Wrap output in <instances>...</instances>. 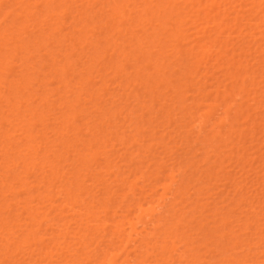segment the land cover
Listing matches in <instances>:
<instances>
[{
	"label": "bare ground",
	"instance_id": "6f19581e",
	"mask_svg": "<svg viewBox=\"0 0 264 264\" xmlns=\"http://www.w3.org/2000/svg\"><path fill=\"white\" fill-rule=\"evenodd\" d=\"M12 1H13V2L10 4L11 0H0V9L2 8V6L6 5V7L4 6V8H5V12H6V13L2 14L3 16H2L1 13H0V15L2 16L1 19H0V83H12L13 85H16V84H14V83H17V85H18V83H20V84H21V83H24V85H25V84H28V83H33V78H34L33 76H34V75H32V74L35 73V72H34L35 70H36V77L38 76V77L40 78L39 83H55V82H56V83H62V84H63V83H71V80H70V79H72V83H87V82L89 81V79L91 80V76L93 77V75H94L93 73L96 71V70H94L93 68L96 69V67H97L96 63H95L96 66L94 67V62H97V61L94 60V59H97V60L99 61V63L102 62V61L100 62V60H99V59H100V56H98L99 54H98V53H95V51L92 52V56L89 58L90 61L92 60V62H91V64L88 65V66H85L86 64H84V63H87V62L79 63V64H77V62L74 63V61L77 60V59H78L79 61H81V57H79V56H80V55H81L82 57L85 56L84 54L87 53V52L89 51L88 47H89V46L91 47V45H90L91 42H88V43H87V41H89V40H87V38H88V34H86V37H85V38H84V36H85V35H84V36H83V40H81L82 38H81L80 36H81L82 34H81L80 32H78V31H80L81 28H82L80 25L83 26V29H84V30H85V28H86V29H89L90 32H88V33H91V28L93 29V26L95 25V24H93V26L90 25L91 27L89 28V27H87L88 25H87L86 23H85V24H86V25H85L84 23H82V22H78V21H77L82 15H84V14H88V13H86V12H82V11L84 10L83 7H82V6H84V5H83L84 3L82 4V6L79 5L80 7H82L81 10L79 9V10L81 11L80 13H79V12L77 11V9H76V13H75V15H74V13H72V14L70 15L71 17H74V18H75V16L77 17V13H78L79 18H77V19L75 20V22L77 21V22L80 24L79 27H81V28H80V30H79L78 23H76L77 26H76L75 23L72 25V23H71L72 18H70L69 16H67V18H66V20H70V19H71V20L69 21L70 24H69L67 21H65V19H63V18H64V13H63L62 16L59 15V18H58V14L61 13V12H60V10H61L60 7H61V6H60V4H59V1L56 2V0H33V1L26 0V2H25L24 4H22V5H19L18 1L16 2V0H15V1L12 0ZM19 1L21 2V0H19ZM24 1H25V0H24ZM24 1H22V2H24ZM66 1L69 2V0H63V2H64L63 4L66 3V4H65L66 6H64V8H65V7H68V6H72V7H73V3H71V2H76V0H70V3H69V5H68V2H66ZM77 1H78V0H77ZM84 1H85V0H80V2H84ZM98 1H99V0H98ZM107 1H109V0H107ZM112 1H113V0H112ZM112 1H111V2H112ZM121 1H122V0H121ZM134 1H135V0H131V3L133 2V3H132L133 5L135 4ZM146 1H147V0H146ZM149 1H150V0H149ZM154 1H155V0H154ZM156 1H157V0H156ZM156 1H155V2H156ZM158 1H159V0H158ZM161 1H162V0H161ZM170 1L172 2V0H163V3H164V2H165V3L168 2L167 4H170ZM173 1H174V0H173ZM177 1L180 2L179 0H177ZM183 1H184V0H183ZM188 1H189V0H187V2H188ZM213 1L216 2V3L218 2V0H213ZM229 1H231V0H229ZM232 1H233V0H232ZM234 1L236 2V0H234ZM234 1L231 2V3H234ZM238 1H239V0H238ZM244 1H246V0H244ZM244 1H243V0L240 1L241 5H239V6H241V7H240V8L238 7L239 9H242V8H243V7H242V6H243L242 4H244ZM253 1H255V0H248V2H250V3L252 2V4H253V3L255 4V2H256L257 0H256L255 2H253ZM259 1H260V0H259ZM103 2H104V0H103ZM103 2H101L102 5H103ZM114 2H115V1H114ZM114 2H113V3H114ZM119 2H120V1H119ZM125 2H126V1H125ZM128 2H129V0H127V3H128ZM136 2H137V1H136ZM141 2H142V1H141ZM159 2H160V1H159ZM184 2H185L184 5H186V0H185ZM189 2L193 3V4H190V6H189L190 8H192V7H193V8L190 9V10H191V11H190L191 13H190V15H187V17H188V16L190 17V16L192 15V13H193L192 10H193V9H194L193 11H197V10H198L197 8H199V10H201V11L199 12V14L202 12V9H200V6L202 5V4H200V0H199V3H197V5H196L195 8H194V5H195V4H194L193 0H191V1H189ZM201 2L203 3V0H201ZM210 2H212V0H211ZM214 2H213V4H214ZM224 2H225V0H223V3H224ZM260 2H261V1H260ZM16 3H18V4H16ZM77 3H78V2H77ZM77 3H75L74 6L77 5ZM85 3H89V1L86 0ZM96 3H97V2H96ZM122 3L125 4L124 2H122ZM152 3L155 4L154 2H152ZM165 3H164V4H165ZM219 3H221V2H218L217 4H219ZM226 3H228L227 6H224V5H226L225 3H224V5H222V3H221V4H219V6L222 5V6H223V7L221 6L222 8H224V7H228V6L231 7V8H233V7L235 8V6H236V5L238 6V4H239V2H238V4H237V2H236V3H234V5H233V7H232L231 4H230V2H227V0H226ZM246 3H247V1H246ZM246 3H245V4H246ZM70 4H72V5H70ZM91 4H92V5H95V4H93L92 2H91ZM108 4H109V3H108ZM111 4H112V3H111ZM116 4H117V3H116ZM116 4H114V6H116ZM147 4H148V3H147ZM150 4H151V3H150ZM158 4H161V3H158ZM167 4H166V5H167ZM180 4H181V2H180ZM198 4H199V5H198ZM235 4H236V5H235ZM254 4L252 5L253 8H254V6H255ZM256 4H257L256 9H257V8H260V7H259V6H260L259 3H256ZM15 5H16L17 8L19 7V10H18V9H16V10L14 9V8H16ZM17 5H19V6H17ZM67 5H68V6H67ZM129 5H130V4H129ZM138 5H139V4H138ZM138 5H137V4L135 5V6H136V10H138V8L141 9L140 7H137ZM142 5H143V4H142ZM166 5H165V6H166ZM176 5H178V4H176ZM176 5H175V6H176ZM182 5H183V4H182ZM182 5H181L180 7L183 8ZM188 5H189V4H188ZM191 5H192V6H191ZM215 5H216V4H215ZM247 5H248V3H247ZM13 6H14V7H13ZM79 6H77V7H79ZM89 6H90V5H89ZM89 6H88V7H89ZM119 6H121V4H120ZM125 6H126V5H125ZM139 6H140V5H139ZM162 6H163V5H162ZM162 6H161V7H162ZM165 6H164V7H165ZM168 6H169V5H168ZM168 6H167V7H168ZM171 6H172V5H171ZM178 6H179V5H178ZM178 6H177V7H178ZM216 6H217V9H218V8H219L218 5H216ZM252 6H251V7H252ZM12 7H13V9H14L15 11H13V10L11 9ZM85 7H86V6H85ZM91 7H92V6H91ZM95 7H96V6H95ZM100 7H103V6H100ZM108 7H109V6H107V10L109 11ZM142 7H143V6H142ZM145 7H147V8L149 9V5H148V6L145 5ZM145 7H143V8H144V9H143V10H144V11H143L144 13H143V12H140L141 10H140L139 12L145 14V15H146L145 18H147V20H148V17H147V15H148V14H147V11H149V13H151V11L148 10V9H146ZM151 7H152V4H151ZM153 7H154V6H153ZM164 7H163V8H164ZM169 7H170V6H169ZM169 7H168V8H169ZM229 7L226 8V9H229ZM245 7H246V6H245ZM247 7H248V6H247ZM261 7H264V6H261ZM59 8H60V9H59ZM89 8H90V7H89ZM110 8H111V6H110ZM118 8H119L118 10H120V7H118ZM128 8H129V7H128ZM131 8H133L132 5H130V8H129L130 11L132 10ZM156 8H158V7L156 6ZM165 8H166V7H165ZM175 8H176V7H175ZM175 8H174V9H175ZM178 8H179V7H178ZM182 8H181V10L186 14L188 11H187L186 9L183 10ZM202 8H203V11L205 10V12H202V14H200L199 20L202 19V17H205V16H206V15H203V14H205V13L207 12V11H206L207 8H204V6H202ZM222 8H221V9H222ZM234 8H233V9H234ZM249 8H250V7H249ZM249 8H248V9L246 8V10H245V9H242V10H243V11L241 10L242 12H241V11H238V12H241V14H242V13L245 11V12L247 13V11L249 10ZM2 9H3V8H2ZM2 9H1L0 12H2V11L4 10V9H3V10H2ZM10 9H11V12H10ZM65 9H67V8H65ZM70 9H71V8L68 7L67 10H70ZM87 9H88V8H87ZM101 9H102V8H101ZM104 9H105V8H104ZM111 9H112V8H111ZM111 9H110V10H111ZM133 9H135V8H133ZM154 9H155V8H154ZM161 9H162V8L159 7V10H161ZM166 9H167V8H166ZM176 9H177V8H176ZM187 9L189 10L188 7H187ZM195 9H196V10H195ZM219 9H220V8H219ZM219 9H218V11L221 12V10H219ZM224 9H225V8H224ZM233 9H232V10H233ZM261 9H262V8H261ZM8 10H9V12H8ZM58 10H59V11H58ZM71 10H72V9H71ZM71 10H70V11H71ZM88 10H91V9H88ZM92 10H93V12H94V9H93V8H92ZM146 10H147V11H146ZM159 10H158V11H159ZM170 10H173V9L171 8ZM178 10H179V9H178ZM185 10H186V11H185ZM207 10H208V9H207ZM235 10H236V9H235ZM237 10H238V9H237ZM237 10H236V11H237ZM253 10H255V8H254ZM84 11H85V10H84ZM102 11H103V10H102ZM102 11H101V12H102ZM154 11H156V10H154ZM158 11H157L156 14H158ZM163 11H164V10H162V12H163ZM208 11H209V10H208ZM224 11L226 12V10H224ZM224 11H222V12L225 13ZM249 11H251V9H250ZM249 11H248V14H246L245 16L248 15V17H249V15H250V18H249V19H251L252 16L255 17L254 15H256V14H254V13L258 12L259 10H258V11L256 10V12L254 11V13L252 12V15H251V13H249ZM261 11H264V9H262ZM58 12H59V13H58ZM62 12H63V11H62ZM89 12H90V11H89ZM95 12H97V11H95ZM103 12H104V11H103ZM103 12H102V14H103ZM111 12H112V11H111ZM117 12H118V11H117ZM119 12H120V11H119ZM119 12H118L117 14H119ZM131 12H133V10H132ZM134 12H136V11L134 10ZM134 12H133V13H134ZM162 12L160 11V12H159V15H158V18L160 17V19H161V18L163 19L162 15H164L165 13H166L165 15L168 14V13H167V10H166V12L163 13V14H162ZM170 12H171L172 14H171ZM173 12H174V10H173V11H169V15L171 14V17L168 15L169 20H170V19H173L172 16H175L176 14H178L177 11H176V14H175V15L173 14ZM197 12H198V11H197ZM220 12H218V14H219ZM222 12H221V14H222ZM227 12H228V16H229L230 9H229ZM227 12H226V15L223 14V15H224V17H223L224 19H223V20H225V22H226L227 19H228V18H227ZM238 12H234V13L236 14V15H235L236 18H234V16H232V15H234V14H233V11L230 12V15L232 16V17L229 16V18H231V22H232V20L234 21V19H235V20L238 19V15H237ZM67 13H69V12H67ZM121 13H122V12H121ZM126 13H127V12H126ZM179 13H180V12H179ZM231 13H232V14H231ZM262 13H264V12H262ZM51 14H52V15H51ZM54 14H55V15L57 14V16H56L55 18H56V19H57V18L59 19V23H60V22H62V24L66 23V24H64L65 26H68V27H66V29L69 28L70 25H72V27H71V30H72V31H69L70 29H67V30L70 32L69 37H67V38H68L67 40L69 41V39H71V40L69 41L70 43H71V41H73L72 44H71L73 50H72V52H71V51H68V52H67V51H64V53H61L62 55H64V57H61V55H60V52L62 51L63 46H62V48H60L61 45H60L59 43H58V44L60 45L59 48H60L61 50L59 49V50H60V51L58 52L59 55H58V53L56 54V52L58 51L56 48H58V46H59V45L57 44V42L60 41V39H61V37L58 36V35H61V36L64 35V36L66 37V35L68 36L67 33H69V32L66 31V30L63 31V29H61V30L63 31V32L61 31L62 34H63V35H62L61 32H60L59 30H57V29H58V26H60V25L57 26V24H59L58 21H57V22H52L53 19H55V18H51V17H49V21H51V22H50V23L48 22V18H47V17H48V16H53ZM93 14H94V13H93ZM106 14H107V12H106ZM106 14H103V15H106ZM108 14H109V13H108ZM111 14H112V13H111ZM111 14H110L109 16H111ZM113 14H114V13H113ZM128 14H130V13L128 12L126 15L129 16V20L131 21L133 18H132V19H130V18H131L133 15L135 16V14H133L132 16H131V15H128ZM143 14H140V15H143ZM153 14H154V13H153ZM161 14H162V15H161ZM180 14H181V13H180ZM187 14H189V13H187ZM244 14H245V13H244ZM244 14L241 15V17L239 16V18H240V19L242 18V19L244 20V17H245ZM11 15H12V17H11ZM55 15H54V16H55ZM68 15H69V14H68ZM73 15H74V16H73ZM90 15H92V13H90ZM100 15H101V14H100ZM121 15H124V14H121ZM121 15H120V17L122 18ZM126 15H125V16H126ZM151 15H152V14H150V16H151ZM201 15H202V17H201ZM223 15H220V16H223ZM239 15H240V13H239ZM60 16H61V17H60ZM87 16H88V15H86V17H87ZM97 16H99V15H97ZM109 16H108V17H109ZM125 16H123V17H125ZM148 16H149V15H148ZM150 16H149V18H150ZM178 16H179V14H178ZM178 16H175V18H176V17L178 18ZM181 16H183V15H181ZM181 16H180V17H181ZM192 16H193V18H189V19H191V20H193V19H198V17H197L198 15H196V12H195V15H192ZM195 16H196L197 18H196ZM208 16H209V15H208ZM225 16H226V18H225ZM242 16H244V17H242ZM258 16H259V17H261V16L264 17V15H262V14H261V15L259 14ZM34 17H35V18H34ZM62 17H63V18H62ZM65 17H66V16H65ZM82 17H83V16H82ZM82 17H81V18H82ZM84 17H85V15H84ZM86 17H85V18H86ZM89 17H90V16H89ZM99 17H100V16H99ZM105 17H106V16H104V18H105ZM112 17H113V16H112ZM136 17H137V16H136ZM136 17H135V18H136ZM140 17H141V16H140ZM143 17H144V16H143ZM156 17H157V16L155 15L154 19H156ZM185 17H186V16H185ZM248 17H245V18H248ZM259 17H256V18H259ZM60 18H62V20H60ZM85 18L83 19V21L85 20ZM110 18H111V17H110ZM116 18H119V17L117 16ZM138 18H139V17H138ZM145 18H143L142 20H145ZM151 18H153V17H151ZM151 18H150V19H151ZM205 18H206V17H205ZM233 18H234V19H233ZM56 19H55V20H56ZM89 19H90V18H89ZM111 19H112V18H111ZM165 19H166L165 21H164V19H163V22H165V24H167V23H166V22H167V18H165ZM240 19L234 21V25H236V24H237V21H240ZM249 19H248V20H249ZM259 19H260V18H259ZM261 19H262V18H261ZM34 20H35V22H34ZM40 20H41V21H40ZM55 20H54V21H55ZM63 20L65 21L64 23H63ZM79 20H80V19H79ZM87 20H88V19H87ZM101 20H103V19H101ZM106 20H107V19H106ZM106 20H104V21H106ZM135 20H136V19H135ZM139 20H140V18H139ZM139 20H138V22H145V21H139ZM151 20L154 21L153 19H151ZM174 20H175V22H174L175 24H177V21H178V24H180V23H181L182 25L186 24V26L188 25L187 23H190V24H191V21H189V22L186 23V22H185L186 20L183 21L182 18H178V19H174ZM174 20H173V21H174ZM199 20H197V21H199ZM219 20H220V18H219ZM219 20H214V21H218V23L216 22L217 24L215 23V24H216V28H215V25H210V26H207V25H206V26L208 27V30H206L207 27H205V25H203L205 19H204V21L202 20V21H203L202 26L205 27V28H204L205 36H206V32H207V31H210L209 34H210L211 32H214V35L216 34L215 32H217V35H216V36H219L218 33L221 32L220 34H221V37H222V32H224L223 29H222V25H224L223 27H225V23L223 22V23H224V24H223L222 22H219ZM221 20H222V19H221ZM223 20H222V21H223ZM243 20L241 21L242 24L244 23ZM246 20H247V19H246ZM255 20H256V19H255ZM255 20H254V18H253V21H252V22H254ZM30 21H32V23H31ZM94 21H95V19H94ZM104 21H102L103 24H104ZM108 21H109V18H108ZM111 21H112V20H111ZM130 21H129V22H130ZM149 21H150V20H149ZM173 21L171 20L170 22L172 23ZM182 21H183V23H182ZM193 21H194V20H193ZM200 21H201V20H200ZM208 21H209V22L212 21L211 18H210V20H208ZM250 21H251V20H250ZM256 21H258V20H256ZM37 22H38V23L40 22V23L38 24V27H37V28H39V26H41L42 28H44V26H42V25H44V23L46 22V23H45L46 26H47V27L49 26V28H50V29H48V32L45 30V31L47 32V34H46V33L44 34V33H42V32L40 31V30H42L41 27L39 28L40 30H38V32L40 31L39 34L36 32V30H34L36 27H35V28L32 27V26H33L32 24H34V23L37 24ZM42 22H43V23H42ZM47 22H48V23H47ZM72 22H74V21H72ZM92 22H93V20H92ZM121 22H122V21H121ZM127 22H128V21H127ZM129 22H128V24H129V26H130V23H129ZM134 22H137V21H134ZM134 22H133V23H134ZM147 22H148V21H147ZM155 22H156V21H155ZM155 22H154V24H155ZM157 22H159V21H157ZM157 22H156V23H157ZM205 22H207V20H206ZM209 22H208V23H209ZM227 22H228V21H227ZM227 22H226V25H228ZM229 22H230V20H229ZM229 22H228V23H229ZM247 22H248V21H247ZM252 22H251V24H253ZM258 22H259V23H258ZM258 22H257V23H258V25L260 26L262 23H264V19L259 20ZM260 22H262V23L260 24ZM67 23H68L69 25H67ZM87 23H88V22H87ZM89 23L91 24V22H89ZM95 23H97V22L95 21ZM105 23H106V22H105ZM148 23H149V22H148ZM151 23H152V22H151ZM151 23H150V24H151ZM159 23H160V22H159ZM161 23H162V22H161ZM194 23H195L194 26H192L193 24H191V27H192V28L189 26L190 28L187 27V29H184V31H185V30L187 31L188 29H189V30L192 29V31H194V30H193V27H194L195 29H197V27H196L195 25H196V23L198 24L199 22H196V20H195ZM212 23H213V22H212ZM212 23H210V24H212ZM29 24L31 25V27L33 28V30L35 31V33L32 32L33 30H32L31 33H30V29H32V28H31V27H27V26H29ZM40 24H42V25H40ZM48 24H49V25H48ZM60 24H61V23H60ZM115 24H116V23H115ZM118 24H120V23L117 22V25H118ZM122 24L124 25V24H126V23H124V21H123ZM128 24H127L126 26H128ZM141 24H142V23H141ZM141 24H140V25H141ZM152 24H153V23H152ZM163 24H164V23H162V25H163ZM178 24H177V25H178ZM181 24L178 25V26L176 25L178 28H177L176 26H175V28L173 27V28L175 29V32H174L175 35H173L174 33H173V34H172V33H169V34L173 35V39H172V37H170V39L173 40L174 42H177L176 44H178V41H175V40H174V39H176V40L178 39V38H175L176 34H177V36H180V34H181V37L184 38V37L182 36V34L184 35V34L186 33V31H185L184 33L180 32V31H181V28L183 29V27H180ZM199 24H201V23H199ZM204 24H205V23H204ZM229 24H230V26H231V23H229ZM238 24H239V22H238ZM238 24H237L236 26H238ZM246 24H247V23H246ZM246 24H244V25H245L246 27L249 28L248 30H250V29L252 28V27H251V24L248 23V26H247ZM74 25H75L76 28L78 27V28H77L78 30L74 27ZM107 25H108V24H107ZM123 25H122V26H123ZM133 25H134V24H133ZM162 25H161V26H162ZM208 25H209V24H208ZM234 25H232V27H233ZM244 25H242V26H243V28L245 29V26H244ZM262 25H264V24H262ZM21 26H22L23 28H26V27H27V28H26L27 30L30 28V29L27 31V33H28V32H29V33L27 34V33H26V30H23V28H22ZM24 26H25V27H24ZM54 26H55V27H54ZM65 26H64V27H65ZM85 26H86V27H85ZM96 26H98V25H96ZM101 26H102V24H101ZM104 26H105V24H104ZM137 26H138V24H137ZM147 26H148V24L145 22V28H146ZM153 26H154V25H152V27H153ZM172 26H173V25L171 24V27H172ZM186 26H184V27H186ZM197 26H198V25H197ZM199 26H200V25H199ZM199 26H198V27H199ZM202 26H201V27H202ZM211 26H213V27H211ZM220 26H221V27H220ZM230 26H229V25H228V27L226 26V27L228 28L227 31H230V33H229V36H230V37H229V38H231V35H230V34L233 33L231 30H234V29H233L234 27H233V28L231 27L232 29L229 30V29H230ZM236 26H235V27H236ZM249 26H250V27H249ZM252 26H253V25H252ZM56 27H57V28H56ZM61 27L64 28L62 25L60 26V28H61ZM94 27H95V26H94ZM98 27H99V26H98ZM105 27H106V26H105ZM119 27H120V26H119ZM119 27L117 26V29L113 31V34H114V32L117 31L118 29H119V30L121 29V27H120V28H119ZM123 27H124V26H123ZM139 27H141V26H138V28H139ZM150 27H151V25H150ZM156 27H157V26H154L153 29L156 28ZM164 27H166V25H164L163 28H164ZM168 27H170V26H168ZM168 27H167V28H168ZM201 27L198 28V29H200L198 32L195 30V31H196V34H198L199 32H201V29L203 28V27H202V28H201ZM238 27H239V26H238ZM238 27H237V30L240 29L241 25H240L239 28H238ZM260 27H261V26H260ZM19 28H21L22 30L19 29ZM45 28H46V27H45ZM72 28H74L78 33L76 32V34H75V32H73L74 29H72ZM101 28H102V27H101ZM106 28H107V27H106ZM110 28H112V26H111ZM209 28H211V29L209 30ZM212 28H213V29H212ZM214 28H215V29H214ZM219 28H220V29H219ZM243 28H242V29H243ZM254 28L257 29L258 26H256V27L254 26ZM18 29H19V31H20V33H19V34H20V38H23V37H21V36H23V34H24V36L27 34L28 36L26 35V37H27L28 39L25 38L24 40L27 39L25 42H24V41H23V42H22V41L19 42V41H18L19 38H18V39H17V42H18V43L16 44V43H15V40H16V39L14 40V38H15V36H17V35H18V37H19V34H18L19 31H18ZM51 29H52V31L55 32V33L51 32V34H50V33H49V30H51ZM94 29H95V28H94ZM96 29H97V28H96ZM99 29H100V27H99ZM103 29H105V28H103ZM122 29H123V28H122ZM149 29H150V28H149ZM149 29H148V31H151V33L149 32V35H150V37H151V34H153L154 31H153V29H151V30H149ZM156 29H157V28H156ZM164 29H165V28H164ZM174 29H173V30H174ZM176 29H177V30L180 29L178 33H177V30H176ZM198 29H197V30H198ZM216 29H217V31H216ZM258 29H259V28H258ZM261 29H262V27H261ZM43 30H44V29H43ZM56 30H57L58 32H60V33L57 35V37H59V38H55V37H56L55 35H56V32H57ZM84 30H81V32H82V31L84 32ZM107 30H109V27H108V29H106V33H105L106 35H107V32H108ZM124 30H125V28H124ZM124 30H123V31H124ZM132 30H134V29H132ZM135 30H136V32H138L137 30H140V28H139V29H135ZM141 30H143V28H142ZM162 30H163V29H162ZM202 30H203V29H202ZM211 30H213V31H211ZM219 30H220V32H218ZM237 30H236V28H235V31H237ZM16 31H17V32H16ZM21 31H22V35H21ZM104 31H105V30H104ZM123 31L121 30V32H123ZM128 31H129V30H128ZM143 31H144V30H143ZM145 31H146V29H145ZM145 31H144V32H145ZM148 31H147V32H148ZM158 31H159V29L157 30V32H158ZM167 31H168V30H167ZM167 31H166V32H167ZM182 31H183V30H182ZM192 31H191V32H192ZM195 31H194V34H195ZM204 31L202 32L203 35H201V36H203V37H204ZM243 31H244V30H243ZM243 31H242V32H243ZM246 31H247V28H246ZM254 31H255V32H259L260 30H255V29H254ZM261 31H262V30H261ZM261 31L259 32V34H260V33H264V32H261ZM58 32H57V33H58ZM71 32H73V34L76 35V36H72V37H71ZM85 32H86V31H85ZM85 32H84V33H85ZM93 32L95 33V32H98V31L93 30ZM110 32H111V31L109 30V33H110ZM118 32H119V31H117V35H118V37H119L120 35H119ZM129 32H130V31H129ZM147 32H145V33H147ZM163 32H164V31H162V33H163ZM171 32H173V31H171ZM191 32H190V33H191ZM231 32H232V33H231ZM239 32H240V37H241V34H242V33H241V30H240ZM244 32H245V31H244ZM15 33H17V35H15ZM36 33H37V34H36ZM52 33H53V34H52ZM64 33H65L66 35H65ZM79 33H80L81 35H80ZM86 33H87V32H86ZM98 33H99V32H98ZM100 33H101V31H100ZM109 33H108V34H109ZM133 33H134V35H135V32H133ZM141 33H143V32H140V35H141ZM158 33H160V32H158ZM158 33H155V34H158ZM179 33H180V34H179ZM187 33H188V31H187ZM187 33H186V35H188ZM237 33H238V32H237ZM237 33H234L235 35H233V36L236 37V36H237V35H236ZM73 34H72V35H73ZM111 34H112V33H110V35H111ZM113 34H112V35H113ZM122 34H124V33H122ZM122 34H121V36H122ZM129 34H131L130 37H133V36H132V35H133L132 33H129ZM155 34H154V35H155ZM196 34H195L194 36H196ZM200 34H201V33H199V35H200ZM224 34H225V32H224ZM247 34H248V33L246 32L245 39H244V37H243V36H244V33H243V36H242L243 39H242V37H241V38H238V37H239V34H238V37H236V38L239 39V43H240V39H242V40H244V41H245L246 39L249 40V38H250V36H251L252 34H251V33L248 34V35H247ZM77 35H79V36H77ZM91 35H92V33H91ZM94 35H95V34H94ZM98 35H99V34H97V39H99V37H100L102 34H101L100 36H98ZM110 35H109V36L107 35V36H106L107 38H105L104 35L102 36L103 39L105 38L104 40H105L107 43L110 42L109 40H111V39H110ZM124 35H126V34H124ZM137 35L139 36L138 33H137ZM137 35H135V36H137ZM147 35H148V34H147ZM147 35H146V36H147ZM162 35H163V34H162ZM186 35H185V37H186ZM189 35H190V34H189ZM191 35H192V34H191ZM214 35H213V34H212L211 36L209 35L208 38L211 37L210 39H213V38L216 37V36H214ZM249 35H250V36H249ZM254 35H258V34H254ZM146 36H145V37H146ZM158 36H159V37H162L161 35H158ZM169 36H170V35H169ZM169 36H168V35L166 36L167 39H168V40L165 39L166 41H169V38H168ZM177 36H176V37H177ZM192 36H193V35H192ZM213 36H214V37H213ZM223 36H224V35H223ZM233 36H232V37H233ZM247 36H248L249 38H247ZM258 36H259L260 38H264V35L261 36V34H260V35H258ZM65 37H63V38H65ZM74 37H75L76 39H78V40L76 41V39H75ZM92 37H93V36H92ZM94 37H95V36H94ZM112 37H113V36H112ZM127 37H128V35H127ZM130 37H129V39L131 40L132 38H130ZM197 37H198V36H196V40H198ZM203 37H200V38H203ZM221 37H216L215 39H217V38L219 39V38H221ZM235 37H234V39H233L234 41L236 40ZM251 37H252V36H251ZM256 37H257V36H255V39H256ZM16 38H17V37H16ZM63 38H62V40H65V39H63ZM73 38H74V40H72ZM90 38H91V37H90ZM95 38H96V37H95ZM148 38H149V37H148ZM154 38H155V36H154ZM179 38H180V37H179ZM198 38H199V37H198ZM200 38H199V42H197L196 44H195V42H194V41H196V40H194V38H193L194 41L192 40L193 42H188V45H189L190 43H192V44L194 43V44L196 45V46H195V45L193 44V46L191 45V47H190V45H189V46H186V47L189 48L190 50H192V47H193V50H192V51H190V50L188 49V50L191 52V54H193L194 51H195V52H196V51H199V49H198V50H194V47H196L195 49H197V48L200 47V50H201V51H200L199 53L201 54V53L203 52V54L205 55V54H207L208 50H212L213 48L216 49V48L218 47L217 45H219V44H216L215 41L207 39V36L204 37L205 40H204V38H203V40H201ZM222 38H223V37H222ZM260 38L257 37V43H258V42L260 43V41H258V39L260 40ZM88 39H89V38H88ZM123 39H124V37H123ZM134 39H136V42H137V41H138V42L140 41L139 43H141V42H143V41H144V42L147 41V40H145V38H144V40H142L143 37L141 38L142 41L140 40V37H139V38L134 37ZM150 39H152V38H150ZM206 39L209 40V41H207ZM224 39H225V38H223V43L221 42V40H220V41L217 40V41H219L218 43L221 42L220 45H219V47H221V48H220V49L217 48L219 52H218V51H216V52L220 53V51H221V53H220L221 55H222V53L225 54V55H227V54H226L227 50L224 51V47H223V46H225V45H222V44H227L228 42H227V40H226L227 43H225ZM250 39H251V38H250ZM255 39H253V40H255ZM12 40H14V42H13ZM54 40H55L56 42H55ZM80 40H81L82 43H83V41H84L85 43L81 44V42H79ZM85 40H86V41H85ZM156 40H157V38H156ZM178 40H179V39H178ZM182 40H183V39H182ZM186 40L191 41V37L189 36V38H188V39H185L184 41L187 42ZM229 40H232V38L229 39ZM251 40H252V39H251ZM251 40H250V43H251V45H252V43H253L254 41L251 42ZM261 40H264V39H261ZM68 41H67V42H68ZM75 41L77 42L78 45H79V43H80V46H81V45L83 46L84 44L87 43V45H84V46H87V47H85V48L88 49V50H86V51L83 50L84 52H83V51L79 52L78 50H76L77 52L80 53V54H78V56H77V52H73V51H75L74 49H76V47H77V44L75 43L76 46H74V48H73V45H74V42H75ZM90 41H91V40H90ZM124 41L126 42V39H124ZM132 41H133V40H131V42H132ZM180 41H181V40H180ZM180 41H179V42H180ZM184 41H183V42L181 41V42H182L181 45L183 46L182 48H180L179 46H177V47L180 48V49L178 48V49H179L178 53L180 52L181 49H185L186 51H185V50H183V51L187 52V54H188L189 51H187V48L183 45V43L185 44ZM203 41H204V42H203ZM206 41H207V42H206ZM211 41H213V44H216V45H214L215 47H212V46H213V44H212L211 48H208V46L211 45V44H210ZM236 41L238 42V40H236ZM50 42H51V44H50ZM53 42H54V44H53ZM61 42L64 43V41H60V43H61ZM78 42H79V43H78ZM98 42H99V40H98L97 42L95 41V43H98ZM100 42H101V40H100ZM111 42H112V43H115V38H113V40H112ZM119 42H120V41L116 42V45H117V46H118V43H119ZM136 42H134V43H136ZM138 42H137V45L134 44V43L132 42V45L134 44V47H132L131 44H130L131 46L128 45V44H129V42H128V43H127V45H128L127 47H128V48H129V47H130V48L132 47L131 49H133L134 52L137 51L136 53H138V51H140V48H141V47H140L141 45L138 46ZM153 42H154V41H153ZM163 42H164V41H163ZM200 42H201L202 44H200ZM205 42H206V43H205ZM208 42H209L210 45H208ZM232 42H233V41H232ZM232 42H230V43H232ZM248 42H249V41H248ZM70 43H69V45H70ZM120 43H121V42H120ZM170 43L173 44V42H171V41H170L168 44H170ZM198 43H199V44H198ZM239 43H236L237 45L234 44V42L232 43V44L235 45V47H234V45L231 46L232 48L234 47V48H233L234 51H235V49L238 50L237 48H238V44H239ZM250 43H249V44H250ZM257 43H256V41L254 42V44H257ZM259 43H258L257 45H259V47H260V44H261V43H264V41H261L260 44H259ZM47 44L50 45V48H54V47L57 46V47L54 49V50H55V55H57V57L60 56L61 60L59 59V57H58V59L56 60L57 57L54 58V57L52 56V52H53V51H52V52L49 51L50 48L48 49V48H47L48 46L46 47ZM55 44H56V45H55ZM88 44H89V46H88ZM101 44L103 45L104 43H100V45H101ZM110 44H111V43H110ZM121 44H123V43H121ZM121 44H120V46H121ZM124 44H125V43H124ZM147 44H148V45H145V43L142 44V51L146 50V48H143V45H145V46L147 47V46H151V44L153 45L154 43L151 42V44H150V43L147 42ZM155 44H156V43H155ZM161 44H162V42H161ZM164 44H166V43H164ZM197 44H198L199 47H197ZM203 44H204V45L207 44V45H206L207 50H206V47H205ZM232 44H230V45H232ZM240 44H241V43H240ZM244 44H246V43L244 42ZM244 44H243L242 46H244ZM51 45H52V46H51ZM67 45H68V44H67ZM67 45H66V46H67ZM104 45H105V46H104V47L102 46V47H103V48H106V47H107L108 50H109V48L112 47L111 45H110L111 47H109V44H108V45L104 44ZM113 45H114V44H113ZM135 45H136V48H135ZM157 45H158V44H157ZM185 45H187V43H186ZM200 45H202L204 48L201 47ZM262 45H264V44H262ZM41 46L47 48L48 51L46 52L47 49L42 48ZM80 46H78V47H80ZM82 46H81V48L83 49L84 46H83V47H82ZM125 46H126V44H125ZM160 46H162V45L159 44L158 46H154V47L151 46L152 48H151V47H149V48L155 50L156 47L159 48ZM171 46H172V45H171ZM173 46H175V47H170V48H176V45L173 44ZM216 46H217V47H216ZM236 46H237V47H236ZM245 46H246V47H244V49H245L246 51H244V49H243V50L241 49V48H243V47H241V45H240V48H239V49L241 50L240 52L242 53V55H241L242 57L245 56L246 54H247V55L249 54L248 51H247V49H248V48H247V44H246ZM254 46H255V48H254V49H255V52L258 53L259 51H257V49H259L260 52H261V56H262V57H260V58H261V60H264V59H262V58H264V55H262V51H261V49H260L259 47H256V45H254ZM69 47H70V46H69ZM69 47H68V48L65 47V48L70 49L71 47H70V48H69ZM78 47H77V48H78ZM114 47H115V46H114ZM114 47H113V48H114ZM168 47H169V46H168ZM168 47H167V49H168ZM184 47H185V48H184ZM227 47H228V49H231V47L229 48V46H226L225 49H227ZM250 47H251V46H250ZM261 47H262V46H261ZM38 48H40V49L42 48L41 53L44 52V49H45V52H44V54H43L44 56H38V55L40 54V53H38V55L36 56L38 60H36V61L34 60V61L36 62V64H37V62H41V63H39V64H41V66H42V64H44L43 62L48 61V60L50 61V62H49V61L47 62V63H49V64H46V62H45V64L43 65V66H44L43 68H45V66H48V65H49V66H48V67H49V70H48V71L46 70V69H48V68H47V67L45 68V70H46L45 72H48V73H47V74L43 73V74H45L44 76H43V74L41 73V72H44V70H41V69H40L41 71L38 70V72H37V66H38V65H37L36 68H35V67H34V61L32 62V60H33L32 58H35V57H34V54L38 52V51H37ZM81 48H80V50H81ZM85 48H84V49H85ZM93 48H95L94 50H96L97 47H93ZM113 48H111V50H112ZM123 48H124V46H123ZM149 48H148V49H149ZM163 48H164V46H163ZM163 48H162V49H163ZM170 48H169V49H170ZM222 48H223V49H222ZM246 48H247V49H246ZM251 48H252V47H251ZM63 49H64V48H63ZM67 49H65V50H67ZM107 49H106V51H107ZM114 49H115V48H114ZM116 49H118V48H116ZM124 49H125V48H124ZM124 49H119V50H121V52L119 51V53L117 52L118 50L116 51L118 55H117V57H115V58L117 59V58H119L120 56L122 57V59H120V58H121V57H120L119 59H117V61H115L116 59L113 60V58H114L115 55H113L112 53L110 54V58L112 57V58H111L112 60L109 59V57H108L109 55L107 56L108 58L105 57L106 60L109 61V63H107L106 60H105L106 62H104V58H101V59L103 60V63L105 64V65H104V64L102 63V64L104 65L103 67H105V66H106V63H107V67H108V69H109V67H111V69H113V70L115 69L116 71H115V70H114V71L118 73V75H117L118 77H120V76H122V75L124 74L125 69H126V71H127V68L124 69V63H126L127 60H132V62H134V63L137 62V61H136L137 59H135V58H136V55H135V58H134V55H133V57H131V56H132V55H131V56H130L131 59H128V58H130V57H129V53H130V52H128L129 50H127V48H126V50H127L128 53H126V51L123 52ZM143 49H144V50H143ZM151 49H150V50H151ZM156 49H157V48H156ZM204 49H205V50H204ZM214 49H213L212 53L214 52V53L216 54V52H215ZM50 50H51V49H50ZM52 50H53V49H52ZM70 50H71V49H70ZM97 50H98V49H97ZM154 50H151L150 52H154ZM157 50H158V52H159V51H161V48H160V50H159V49H157ZM174 50H175V49H174ZM174 50H171L172 52H169V54H170V53L172 54V55H169V56H171V57H169V58H172V56H173L172 60L174 59V57H175V58H177V57L180 58V55H179L180 53L178 54L179 56H177V55H176V52H177V51L175 50L176 52L173 53ZM233 50H230V51L228 50V51L231 53V51H233ZM103 51H104V50H103ZM113 51L115 52V50H113ZM146 51H147V50H146ZM168 51H169V50H168ZM238 51H239V50H238ZM243 51H244V52H247V53H244ZM252 51H253V48L251 49V52H252ZM39 52H40V51H39ZM65 52H66V54H65ZM69 52H70V53H69ZM96 52H97V51H96ZM98 52H99V51H98ZM107 52H108V51H107ZM109 52H110V51H109ZM111 52H112V51H111ZM150 52L148 51V54H151ZM185 52H183V53L185 54ZM195 52H194V55H193V56H196V57H197L198 55H200V54H198V52H196V53H195ZM240 52H239V53H240ZM253 52H254V51H253ZM253 52H252V53H253ZM74 53H76L75 56L78 57V58L74 57L75 60L72 58V57L74 56ZM82 53H83V54H82ZM132 53H133V52L131 51L130 54H132ZM139 53H140V52H139ZM155 53L157 54L156 50H155ZM163 53H164V52H163ZM163 53H162V51H161L159 54H157L158 56H156V58H154V59H155V62H154L155 65H154V67H152V64H153V63L151 64V62L148 63L147 65H145V64H146L147 62H149V61H147V62L145 61V62H144L145 64H142V65H145L144 67H147L149 64L151 65V66L149 65L148 68L152 67L153 69H152V68H150V69H148V70L145 69V70L148 71V73L143 72L144 68L141 67V66H142L141 63L139 64V62H137L138 65H141V66H138L136 63H135V65L133 66V65H132L133 63L131 62V65H130V66H131V67H134V68H131V72H132L133 69H135L134 72L132 73V74H134L135 78L133 77V82H132V81H127V80H129L128 78L132 77V74H131L130 77L126 78L125 81H127V82H129V83H130V82H131V83H134V82H135L134 85H135V88H137V89H139L140 87H142V84H143V87H144L143 90H145V91H142L143 94H147V95H148V91H149V96H151V98L153 97L152 100H155V102H156L155 104H157V103L159 102V103H158L159 105H157V107H156L157 109L154 108V110H153L152 108L155 107V106H153V105H155V104H152V103H151L152 106H149V107H152V108H150V109L153 110V112H151V113H154V115H156V114L158 113V114L160 115V113H162V112H160V111H165V108H167V110L165 111V113H166V115L170 116V115L172 114V109L174 108V105L177 104V102H181V100H187V101H188L189 98L186 99V97H185L184 94H183L184 92H183V93H182V92H178V93H177L178 90L180 91V90H182V89H178L177 91H175L176 89H172V88H170V89H172V91L174 90V91L178 94L179 97H183V96H184L183 98H185V99L181 98V100H180L179 97L174 96V95L176 94V93L174 94V92L172 93V94H174V95H172V94H171V95L173 96V98L175 97V99L177 100L175 104H174L175 99L172 100V99H173L172 97H171L172 99L170 98V96L168 97L169 99H171V100H170L171 102L168 101L167 96H165V97L163 98V96H164V95H167V94H166V93H164V95L162 94L163 91H162L161 87L164 86L163 83H166V80H168V79L171 78V77L168 78V79H167V77L164 78L166 75H169L170 73H166V72H165V70H168L169 68H168V69L164 68V67H165L164 65H167V64H165V61H166V62L168 61V55H167L168 53H167L166 51H165V53H167V54H165V53L163 54ZM208 53H209V56L212 54V53H210V52H208ZM214 53H213V55H214V57H216ZM218 53H217V56L220 55V54L218 55ZM239 53H238L237 51H236L235 53L233 52V55H232L233 58L231 57L232 60L234 59V55H235V54H239ZM243 53H244V55H243ZM97 54H98V55H97ZM102 54H104V53H102ZM105 54H106V53H105ZM114 54H115V53H114ZM141 54H142V53H141ZM156 54H155V55H156ZM173 54H174V55H173ZM187 54H185V55H186L185 57H184V55H183L182 58H186V60H187ZM189 54H190V53H189ZM189 54H188V55H189ZM253 54H255V53H253ZM35 55H36V54H35ZM40 55H41V54H40ZM46 55H47V60H46V58H44V57H46ZM87 55L89 56V54L87 53L86 56H85L86 58L83 57V58H84L83 60H87ZM111 55H112V56H111ZM143 55H144V54H143ZM145 55H146V54H145ZM153 55H154V53H153ZM155 55H154V56H155ZM164 55H165V56L167 55V57H165ZM175 55H176V56H175ZM181 55H182V51H181ZM201 55H202V54H201ZM201 55H200V59H199V57H198L197 59H195L196 57H194V59L197 60L198 62H199V61H205V59H204V60H201V57H202V59H203V57H204V56H201ZM221 55H220V56H221ZM225 55L222 56V58H223V57L225 58V57L228 56V55H227V56H225ZM249 55L252 56L251 54H249ZM257 55H258V54H257ZM97 56H98V58H97ZM101 56H103V55H101ZM206 56H208V54L205 55V58H206ZM211 56H212V55H211ZM220 56H219V57H220ZM230 56H231V55H230ZM237 56L240 57V54L237 55ZM237 56H235V57H237ZM142 57H143V56H142ZM142 57H141V59H140V56H139V58H138V55H137V58L140 60V62L142 61ZM145 57H146V56H145ZM145 57H144V58H145ZM164 57H165L167 60H166V59L163 60ZM190 57H191V56H190ZM214 57H213V58H214ZM239 57L237 58V59L239 60V61H237L238 64H237L236 62H235V63L237 64V66H238V65H241V67L239 66L238 69H237V70L240 71V69H241L242 67L245 68L246 65H245L244 63L247 62L246 60H248V59H250V58L247 56V58L245 57L246 59L244 60V59L241 57V58L243 59V60L241 59L242 62H244V63H243L244 66H243L242 63H240L241 60L239 59ZM257 57H258V56H257ZM148 58H149V57H148ZM211 58H212V57H211ZM213 58H212V59H213ZM123 59H124V62H121V63L118 64V62L123 61ZM134 59H135V60H134ZM151 59H152V61H153V56H152V55H151ZM161 59H162L164 62H162ZM180 59H181V58H180ZM180 59L178 60L179 62L182 61V59H181V61H180ZM188 59H189V56H188ZM190 59H191V60H190ZM190 59H189V61H191V62H194V61H195V60H193L192 58H190ZM209 59H210V58H209ZM209 59H207V60H209ZM216 59H217V57H216ZM225 59H226L228 62H227L226 60H224V59H223V60L221 59L222 62L224 61L223 63L225 64V65L222 64V66H225V67H223V70L225 71L224 68H226V67L228 66V64H229L230 67L228 66L227 68H228V69L231 68V69H230V70L227 69L228 73H227V71L224 72L223 70H221L223 73H225V75H227V74H229V75L224 76V74H223L222 72H219V73H220V74H219V77L223 74V76H222L221 78H223V77L226 78V77H227L226 79H228V76H229L230 81L232 80V81H231V85H232L233 83L236 82V81H234V80H237V79L234 78V76H235V77H238V76H239V74H238L239 71L237 72L236 70H234V66L236 67V64L234 65V64L232 63V60H231V62H230V58L228 59V57H227V58H225ZM237 59L235 58L234 60L236 61ZM44 60H45V61H44ZM73 60H74V61H73ZM78 60H77V61H78ZM118 60H119V61H118ZM133 60H134V61H133ZM144 60H145V59H144ZM144 60H143V61H144ZM146 60H147V59H146ZM170 60H171V59H170ZM170 60H169V61H170ZM175 60H177V59H175ZM175 60H173L172 63H175ZM192 60H193V61H192ZM221 60H220V58H219L218 61H220V63H221ZM234 60H233V62H234ZM253 60H254V59H252V61H253ZM261 60L259 61V63H260V62L264 63V61H261ZM18 61H19V63H18ZM42 61H43V62H42ZM79 61H78V62H79ZM178 61H177V62H178ZM189 61L187 60V61L184 62V63H187V62H188V64H189ZM197 61H195L194 64H192V63L189 64V65H191V66H187L188 64H187V65H186V64L184 65V63H183V64H182V68L184 69V70L182 69V72L184 71L183 73L181 72V70H180V72H178L179 69L181 68V66H180L181 64H180L179 62L176 63V64H178V65L180 64L179 67H176V66H178V65L175 66L176 68H175L174 66H172V67H173L172 69H173L174 71H175V69H176V72H177V74H178L177 76H179V73H181L182 75L184 74L183 76L180 75V77H179L180 79L182 78V79L185 80V78L187 77L186 75H188V77L190 76L191 78H193V77L197 76L199 73H201V72H199V71L197 70V69H199V68H197V67H200V66H201V68H204V67H203L204 64H200V63H199V64H196V63H198ZM212 61H215V63H216V64L213 63V68H214V67H215L214 65H217L218 61H216L215 59H213ZM82 62H83V61H82ZM112 62H113V63H112ZM129 62H130V61H129ZM182 62H183V61H182ZM182 62H181V63H182ZM249 62H251V61L249 60ZM255 62H258V61H255ZM172 63L170 62V64H172ZM204 63L206 64L205 66L208 67V69L206 70L207 73L204 75V77H206L207 74L210 73V71L212 72V69H213V68H212V65H211V64H210L211 66H209V65L207 64V63H210V62L205 61ZM220 63H219V64H220ZM239 63H240V64H239ZM36 64H35V65H36ZM81 64H83V66H84V68H85L86 70L83 69V71H82L81 69H79V66H80ZM87 64H88V63H87ZM126 64L128 65V63H126ZM126 64H125V65H126ZM170 64L168 65L169 67H170ZM219 64L217 65L218 67H219ZM231 64L233 65V67H231ZM251 64H252V63H251ZM74 65H75V66H76V65H77V66L79 65V66L74 68ZM98 65H99V64H98ZM127 65H126L125 67H127ZM173 65H174V64H173ZM194 65H195V66H196V65H200V66H197V67H196L197 69H195V67H192V66H194ZM247 65H248V64H247ZM252 65H253V64H252ZM254 65H255V63H254ZM260 65H261V66H264V65H262V64L260 63V64H259V67H260ZM183 66H184V67H183ZM217 66H216V68H218ZM38 67H39V66H38ZM81 67H82V65L80 66V68H81ZM101 67H102V65H101ZM107 67H105V68H100L101 71H102V72L104 71L103 73H105L106 75H107V73H108V69H107ZM191 67L194 68V69H192ZM220 67H221V66H220ZM248 67H249V65H248ZM259 67H257V65H256V68H259ZM82 68H83V67H82ZM141 68H142L143 70H142ZM170 68H171V67H170ZM174 68H175V69H174ZM201 68H200V69H201ZM210 68H212V69H210ZM236 68H237V67H236ZM246 68H247V66H246ZM246 68H245L244 70H246ZM249 68L251 69V67H249ZM16 69H18V70H16ZM33 69H35V70L33 71ZM60 69H62V70H61V72H62L61 75H60L59 72H58V70H60ZM70 69H72V70H70ZM73 69H76L75 71H76L77 73H76V72H73ZM104 69H105V70H104ZM123 69H124V70H123ZM163 69H164V71H163ZM172 69H171V70H172ZM220 69H222V67H221ZM259 69H260V68H259ZM259 69H251V70L249 71V73L252 71V72H251V74H252L253 71H255V70H259ZM20 70H21V74L19 73ZM30 70H31V72H30ZM84 70H85V71H84ZM91 70H92V71L94 70V72H92V75L90 74V73H91V72H90ZM128 70H129V69H128ZM141 70H142V71H141ZM145 70H144V71H145ZM150 70H152L151 73H152L153 71H155V73L153 72L154 74H153V73L151 74L152 76H150V74H149V73H150ZM171 70L169 69V71H170L171 73H175V72H172L173 70H172V71H171ZM177 70H178V71H177ZM192 70H193V71L196 70V71L198 72V74L196 75V73H195L194 76H193L192 74L189 75V73L192 72ZM208 70H209V72H208ZM215 70H217V69H215ZM215 70H213V72H214ZM232 70H233L234 72H233ZM242 70H243V68H242ZM248 70H249V69H248ZM14 71H19V72H14ZM70 71H72L73 73L70 72ZM106 71H107V72H106ZM109 71H110V70H109ZM122 71H123V73H122ZM169 71H167V72H169ZM200 71L204 72L205 69H204V70L202 69V70H200ZM218 71H219V69H218ZM229 71L232 72V73H230ZM235 71H236L237 73H236ZM259 71L262 73V71H264V67H262V69L259 70ZM66 72H69V73H71V74H67ZM85 72H86V73H85ZM115 72H112V73H115ZM120 72H121V73H120ZM141 72H143V73H142V74H139V73H141ZM164 72H165V73H164ZM240 72H241V73L244 72L243 75H246V74H247L246 76H248V75L250 76V75H251V74H249V73H246V71H243V72L240 71ZM240 72H239V73H240ZM247 72H248V71H247ZM12 73H13V75H12V79H11L10 81H7V80H6L7 75H8V74H12ZM17 73H19V74H17ZM127 73H129V72H126V75L128 76L129 74H127ZM135 73H136V75H135ZM144 73H146L150 78H149L147 75H143ZM233 73H235V75H234ZM241 73H240V75H242ZM245 73H246V74H245ZM254 73H256V72H254ZM254 73H253V74H254ZM261 73H260V74H261ZM39 74H40V76H39ZM41 74H42V75H41ZM51 74H55V76H54V75L51 76ZM56 74H57V75L59 74L60 76L57 77ZM72 74H73V75H72ZM74 74H75V75H74ZM89 74H90V75H89ZM121 74H122V75H121ZM155 74H156V76H153V75H155ZM175 74H176V73H175ZM217 74H218V73H217ZM217 74H215V72H214L213 75L218 76ZM230 74H231V75H230ZM253 74H252V75H253ZM260 74H259V75H260ZM19 75H20V76H19ZM66 75H69L70 77H69V76H66ZM71 75H72V76H71ZM76 75H77V78H78V79H76ZM101 75H102V74H100L99 77H101ZM115 75H116V73H115ZM141 75H142V76H141ZM163 75H165V76L163 77ZM170 75H171V74H170ZM172 75H174V74H172ZM202 75H203V74H202ZM202 75L199 74L198 76L202 77ZM243 75H242V76H243ZM252 75H251V76H252ZM262 75H264V73H262ZM262 75H261V76H262ZM14 76H15L16 79L14 78ZM17 76H19V77H17ZM42 76H43L44 78H43ZM74 76H75V79L73 78ZM85 76H86V77H85ZM89 76H90V77H89ZM102 76H104V74H103ZM117 76H116V77H117ZM127 76H126V77H127ZM144 76H147V77H144ZM177 76H176V77H177ZM208 76H210V75H208ZM211 76H212V75H211ZM211 76L208 77V78L210 79ZM216 76H212L213 80H214V77H215L216 80L218 79V80H217L218 82H221L222 79H221V78L219 79V78H217ZM232 76H233V77H232ZM246 76H245V77H246ZM254 76H255V75H254ZM254 76H253V77H254ZM4 77H6V78H4ZM36 77H35V78H36ZM38 77H37L36 81L39 80ZM41 77H42V78H41ZM67 77H68V79H66ZM141 77H143L144 79L141 78ZM162 77H163V78H162ZM174 77H175V76H174ZM183 77H185V78H183ZM231 77H232V78H231ZM239 77H240V76H239ZM239 77H238V79H239V82H240V83H242L241 81L245 82L244 80L247 79V78H242V77L239 78ZM256 77H257V76H256ZM256 77H255V78H256ZM262 77H264V76H262ZM35 78H34V79H35ZM122 78H123V80L125 79L124 77H122ZM122 78L120 79L121 82H120V81H119V82H120V83H124V84H126L125 81H124V82L122 81ZM145 78H147V79L145 80ZM160 78H161V79H160ZM179 78H178V79H179ZM224 78H223V79H224ZM259 78H260V77H259ZM44 79H46V80H48V81H47V82H46V81L43 82L42 80H44ZM131 79H132V78H131ZM142 79H143V80H142ZM148 79H149V80H148ZM164 79H166V80L163 81ZM171 79H173V78H171ZM175 79H177V78H175ZM175 79H173V80L175 81ZM180 79H179V80H180ZM195 79H196V77H195ZM201 79H202V78H201ZM209 79H208V80H209ZM226 79H225V80H226ZM233 79H234V80H233ZM240 79H241V81H240ZM242 79H244V80H242ZM73 80H74V81L78 80V81L74 82ZM83 80H85V81H83ZM92 80H93V79H92ZM135 80H137V81L139 80L140 82H139V81H138V82H139L141 85H140L137 81H135ZM173 80H172V81L170 80V82L167 81V83L169 82V84H170L171 82H174ZM179 80H178V81H179ZM184 80H182V81L180 80L181 82H179V84H181V85H179V86L183 87L182 84L185 83ZM186 80H187V79H186ZM188 80H192V79H188ZM213 80L211 79V80H210V83H211V82H214ZM220 80H221V81H220ZM225 80H224V81H225ZM228 80H229V79H228ZM228 80H226V81H228ZM255 80H256V79H254L253 81H255ZM262 80H264V79H262ZM262 80H261L260 83H262ZM41 81H42V82H41ZM82 81H83V82H82ZM160 81H161V82H160ZM197 81H198V82H197ZM203 81H204V80H203ZM203 81H202V80L200 81V78H199V79H197L196 81L194 80L193 82H194V83H199V82H200V83H201V82L203 83ZM217 81H216V82H217ZM224 81H223V82H224ZM248 81H249V80H248ZM37 82H38V81H37ZM91 82H92V81H91ZM158 82H159L161 85H163V86H161L160 84H158V86H157V85L155 86V84H157ZM175 82H176V81H175ZM182 82H183V83H182ZM193 82H191V83H193ZM205 82H206V80H205ZM208 82H209V81H208ZM216 82H215V83H216ZM218 82H217V83H218ZM228 82H229V81H228ZM239 82L237 81L236 83H239ZM249 82H250V81H249ZM89 83H90V81H89ZM136 83H138L139 85H137ZM150 83H151V84H150ZM188 83H190V82H188ZM188 83L184 84V85L186 86V88H188V86H191V85H192V84L189 85ZM194 83H193V84H194ZM206 83H207V82H206ZM221 83H222V82H221ZM221 83H220V84H221ZM245 83H246V82H245ZM153 84H154V86H153ZM204 84H205V83H203V85H204ZM220 84H219V85H220ZM224 84H225V83H224ZM24 85H22V86L25 87ZM64 85H65V84H63L62 86H64ZM68 85H69V84H68ZM68 85L66 84L65 86H68ZM144 85H145L146 87H147V86H148V87L150 86V87H149L150 89H151V86H153L152 89H155V91H156V89H157L159 92L162 91V92H160V93H161L163 99L161 98V95L158 96L159 98H157V95H156V94L158 93V95H159L160 93L157 92V93L155 94V91H154V90H153L154 93H153V94H150V93L153 92V91H150V89L148 90V88H145ZM159 85H160V87H159ZM176 85H177V84H176ZM195 85H196V84H195ZM221 85H222V84H221ZM221 85H220V86H221ZM226 85L228 86L229 84L226 83ZM234 85H235V84H233V87H232V86H230V87H228V88H227V86L224 87V88H227V91H230V92H231L229 95H228L229 92L227 93V91L223 89L224 92L226 91V93H227L228 96H230V95L232 96V97H230V98H233V99H231V101L234 100L233 103L236 102V99H234V98H237V95L233 97V94H234L237 90L239 91V89H240V88L237 89V87L234 88ZM22 86H21V87H22ZM136 86H137V87H136ZM165 86H168V89H169V87H171V84H170V86H169V85H165ZM179 86H178V87H179ZM192 86H193V85H192ZM210 86H211V85H210ZM215 86H216V85H214V87H215ZM222 86H223V85H222ZM224 86H225V85H224ZM21 87H20L19 91H21ZM60 87H61V86H60ZM138 87H139V88H138ZM157 87H159V89H158ZM172 87L177 88V87H175V86H172ZM200 87H201V86H199V88H200ZM216 87H217V86H216ZM231 87L234 88V89H236V91H235V92L233 91V93H232V89H231ZM18 88H19V87H18ZM64 88H66V87H64ZM64 88H63V89H64ZM190 88H192V87H190ZM193 88H194V87H193ZM193 88H192V89H193ZM195 88H196V87H195ZM203 88H205V87H203ZM69 89H70V90L68 91V93L65 92V94L62 93V90H61V94L58 92V93L61 95V96H60V95H58V96H60L61 98L63 97L62 100H64V96H65V99H66V100H64V101H60V102H61V105H60V102L58 103V101L61 100V98L58 97L59 100L57 101V103H58L57 106H58L59 109H60V107H61L62 104H63V106H64L63 109L65 110V108H66V110H65V111L62 110L63 112H61L60 110H58V111H59V112H57L58 115L56 114V110H55V116L57 115L56 117H55L54 115L51 114L53 117H55L54 120L56 119V122H57L59 119L61 120V121H60V120L58 121L59 124H61L60 126H59V125H58V126H57V125L55 126L56 122H54L53 120H51V119H53V118L50 117L51 115H50V116L47 115V113H53L54 111L51 110V111H52V112H51V111H49L50 109H49V110L46 109V111H45L46 113L44 114V112H42V111L39 109V108H41V107L44 108V106L46 105V103H49V102H47V101H49V99H50V97L48 96V94H47V95L45 94V97H47V98L43 97L44 94H43V95H41V94H40V95H39V94L36 95V97L38 96V99L33 98V97H30V96H28V97L25 98L24 96H26V95H25V94L27 93L26 91H25L26 93L24 92V93H25L24 95H23V93H22V94H20V95L18 94V95L16 96V94H17L18 92L15 90V91H13L14 93L12 92V94H13L12 96H13V97H11V96L9 95L10 97L8 96V97L5 98V99H6V107H7V109H6L5 112H4V111H3V112H0V115H1V116H0V197H1V198H0V199H1V200H0V264H41L42 262H45V264H118L117 262H120V261H117V259L122 255V254H120V253H122V251H121V249H118V247H116V245H114L116 242H118L117 240H118L119 238H118L117 240H116V238H115V239H114L115 241H114V240H113V237H114L116 234H117V236H115V237H118L119 234H121V233L124 234V232H126V231L129 232V233H128V237H127V239H126L125 235H124V237H123V234H122L121 237L119 236V237L121 238V240L119 239V240L121 241V243L123 242V241H122L123 238L126 239V240H124V243L122 244V246L125 244V245L123 246L124 249H122V250H125V248H126V251H127V249H131V248H132V249H133L132 251H131V250H128V251H129V252L131 251L130 253H133L134 255H132V254H131V255H130V254H127L126 252L123 251V256H122L123 259H122V257H120V259H121L122 261H121L119 264H143V262H145V261H144V258H145V257L143 258L142 255L144 254L143 256H145V255H146L145 253H148V252H149V253L146 255V257H148L149 254L153 253L152 255H150V261H152V260H153V257H154V261H152V262H156V263H151V264H159V262H160L161 264H167L168 262H169L168 264H170V263L172 264V262H175V263H176V261H173V260L176 259V260L178 261V260L181 259L182 257L184 258V259H183V258H182V259H183V261L185 262V261H186V257H184V256H186L187 254H188V255H187V258L189 257L188 260L190 259L189 261H191V258H190L191 255H189V254H190L189 251H192L196 245H195L194 247H192L191 249L189 248V246H190V245H191V246L193 245V243H194L193 239H194V240H195V239L198 240L197 238H198L199 236L202 235V234H201L202 231H203V233H204L205 230H202V229L204 228V225H205L206 223H208V222H206V223L203 222V220H202L201 217H203L204 212H202V211H205L204 209H206V212H208L207 209L209 208L208 210H210V207L207 208V204H208L209 202L211 203V201H214V200H211V198H210V197L212 196V195H211V192L214 191V190H212L211 192L207 193V191H208V189H209V187H210V184H211L212 182L210 181V182H211L210 184L208 183L209 181L206 182V183L209 185L208 187H207V186L204 187V186L202 185V184L207 185L206 183H204V182L201 183L202 181L205 180L204 176L202 177V175H204V174H203V173H204V167L207 169V172H208L207 175L209 174V175H208L209 178H210V176H212V173H213V172H212V171H213V170H212V166H211L212 161H211V158L209 157V155H211V152H209V150L212 151V150H214L215 147H217L219 144H221V143H219V140L216 141V142L219 143V144H217V143L215 144V143H214L215 140H216V138H217V139L219 138V135H220V137H221V138H220L221 142H223V141H222V137H223V135H224L225 138H228V135H229V137L231 136L230 138H233L234 135H233V137H232L231 134H233V133H234V134H237V132L235 133V132H231V131H233V127L237 128V131H238V128H239L238 125H239V124L236 123V122L239 121V117H240L239 115H240V114H243L244 110L246 109V106H245V105H247V103H248L247 101H248V100L250 101V100L252 99V98L250 99V97H253V98H254V97L257 96V95H255V96H250L251 94H250V95H249V94H247V95L245 94V95H244V90H243V88L241 87V89H240V90H241L240 93L237 92V94L239 93L238 95L241 96V97H240V100L242 101V99H243L244 97L247 98L248 95L250 96V97L248 96V97H249L248 100H246V98H245V100H246V101H245V105L243 104L244 106H243V105L240 106V107H242V108L240 109V107H239V109L237 110V107H238L239 104H240V103H238V99H239V98H237V102H236V103H238V106H236V104H233V105H230V106L228 105V106H229V107H228L229 109H228V108H225L226 110H225L224 113H223V112H222V109H223L224 107H220V108H222V109L219 110V107L217 108L216 105L220 106V104H223L224 101H226V100H224L225 96L222 97L223 99H221V97H219V98H218V100L220 99L219 102H217L218 100H216L215 103L217 102V104H215L213 107H212V106L210 107V105L208 104V101H209L211 98L214 99L213 96H212V95H213V94H212L213 91L210 90V92L212 91L211 93H210V92H208V93L206 92V93H205V91L202 89V87H201L200 89H198V85H197V89H195V90H196L195 92L197 93V92L199 91V92L201 93V91H203V93H202L203 96L200 95L199 92H198V93H199L200 96H196V95H198V93H197L195 96L193 95V96L195 97V99H196V97H197V99L195 100L196 102L193 103L194 105L196 104V105H195L196 107H195L194 105H193V106H194L195 108H197V107L199 108L200 106H198V103H199V102H198L197 100H198L199 98H201L202 101H201L200 99H199V100H200V103H201L202 108L200 107V108H201L200 110L196 109L197 111H196L195 109H194L195 111L192 110V109H190V110H192V111H190L189 114L192 113V112H194V114H195V112H198V111H199L198 114L201 113L202 117L205 118V119H203V120H204V121H203V120L201 119V118H202V117H201V118H200L201 120H200V119L198 118V116H200V115H198V116L196 117L198 120H197V119H196V120H195V119H193V120L191 119L192 121H195V122L192 123V125H193V127H192V125H189V124H188L189 121H190V119L188 118V119H189V120L187 119V120H188V123H184V126H186V125L188 124V126H190L191 129L193 128L194 130H196L195 127H194V123H195V126H198V125H199V126H200V127H199L200 129H202L201 127H203V129H206V131H204L203 129H202V131H203V132H207L208 134L205 133V136H206V135H207V136L209 135L210 137H208V138L205 137V138H204V137H203L204 134H203V135L201 134V132H202L201 130H200V132H199V130H198L199 128L197 129V130H198V133H200V134L202 135V137H203V138L201 137V138H199V139H197V138H198V136H200V135L195 134V133H194L195 131H194L193 129H192V130H193L194 132L191 131L190 128H188V129L186 128V129H185L184 127H182L181 129H177V126H176V129H174V130H176V132L178 131V133H180V131H181V133H182V131L185 129V132H187V133H182V134H184V136H185V135H188V136H187V139L185 138L186 136L184 137V141H185V140H187V141L189 140V141H190L191 138H188V137H189V135L192 136L191 134H193V135L195 134L194 136L197 135V136H196L197 138H195V137L192 138L191 142L194 141V143H192V144L189 145V146H192L193 144H195V140H196V139H197V141L200 140V141L198 142L199 145H198V143H196L197 146H199V147H200V145L202 146V144H201V139H202V142H205V143H203L204 147H205L206 145H208V146H206L205 148L202 147V148L204 149V150H203V149H202V150H203V151H206L207 147H208V149L210 148V149L207 151V153L204 154V156H205V155H207L208 153H210V154H208V155L206 156V157L209 158L210 160L207 159L206 157L204 158V157L202 156V159H204V160L207 159V160H205V161L203 160V161H204V166H202L203 161L201 162V160H198V161H200L201 163L197 162V163L200 164V165H198L196 162H195L196 164H194V161L191 160L190 165H192V162H193L194 165H192V166H195V167H194L195 172H196V170H197V166H198V172H196V174L199 173V170H200V171H203L202 174H201V172L199 173L198 177H197L196 180L194 181V182H196V183H195V184H196V185H195L196 187L193 185V184H194V182H193V180H194L193 176H194V175L191 176V177L193 178V180H192L193 184L190 183V182H191V179L189 180V178H188L189 175H188V174H186V175H188L187 177L184 176L185 173L183 172V171H184L183 169H184V168L187 169L190 165H189V166L186 165V167H183V168L181 167L182 165H181V166H179L178 164H177V165H178L180 168H182V170H183L182 172L184 173L183 176L185 177V179L188 178V179H186V180H187V181H186V182H187L186 184H189V188L193 185L192 188L195 187V188H193V189L195 190V193H196V191L202 190L203 188H208V189H206V191H205V190H204V191L202 190L203 193L200 191V192H197L196 194H199V193H200L201 195L203 194L202 196H203L204 198H205V197L207 198V196L209 195L210 197H208V198H210V199H209V201L204 199L206 202L208 201V203H206L205 201H202V199H203L202 196H201V199H200V197H198V196H200V194H199V195H196V197H197L202 203H201V202H197V201H198L197 198H195V199L192 198V197H195V195H194L195 193H194V190L190 188L191 190H190V189H189V190L191 191V193H194V194H192V196H191V198L193 199L194 202H193V207L190 205L192 208H189V207L187 206L188 204L186 205V203L192 202V200H189L190 197H189V198H186L187 200H189L188 202H187V200H186V201L184 200V199H185L184 197L188 196V193L186 192L187 195L185 196V195H184L185 193L182 192V190H181V188L183 189V187H182L181 185L185 183V181H184L185 179L178 178V177H182V175L180 174V173H181L180 169H179V173H178V170H177V169L174 170V167H173V169H172V167L170 166V164H171L170 162H172V161H170V162H169L170 164L168 165V166L171 167V169H170L168 166H166V168H163L165 165H160V164H162V162H160V161L157 160V161H158L157 164L160 162V163L158 164V166H157L158 170L161 168V166H162V168H163V171H164L165 169H167V167H168V169L172 170V171H170V170L168 171V169H167V172H166V173H168V174L170 173L171 175H168V174L166 175V173L164 172L166 177H169V176H170V179H169V182H170V183L166 184L167 182L164 181V184H166V186H164V188H165V192L163 191V192H164L163 194L166 195V194H169V193H170V195H171V193H173V192H174V189H175V193L177 192V193L180 194V196H183V197L181 198V197L178 196L177 194H176V195H177L178 197H176V196H174V195H173V197H172V196H169V197H168V195H167V196H165V198H163V199H164V200L167 199L166 201H168V199L170 198V200H169L170 202H167V203L164 204V201H163V205H162L161 202H162L163 199H162V200H158V199H161L160 196H159L158 199L156 198V201H153L155 198H153V200L150 198L151 196L154 195V194L152 195V192H153V191L150 192V196L147 195V192H149V191L146 192V196H149V198L146 197V196L144 195V194H145V192H144L145 189H146V188L149 189V186H148V187L146 186V188L144 189V185L146 184V182H145L144 180H142V181H143V183H142V181L140 182V181L138 180L139 183L137 182V183H138V184H137V183L135 182V183L137 184V185L135 184V187L137 186L136 188H139V186H140V187H142V189H143L144 191H141V188H139L140 190H138V191L136 190V191H137V194L140 195V194L144 193V194H143L144 196L142 195V198H141L142 201L145 200L146 202H148V204H150V206H149V205H146V206H145L146 208H144V207H143L144 205L142 204V205H143V206H142L141 203H140V202H142V201H141L139 195H138V200H137V195L135 196L136 192H135L134 189H136V188L134 187V184H130V183L128 182V183H129V186L131 185L130 188L134 190V193H133V190H132V193H133L132 196L134 195V196H133V197H134V198H133V201H134L136 204L133 202L132 205H134L133 207H137V208H138V209H137L138 212L140 211L139 213H137V212H136L137 210H136V211L134 210V211L136 212L135 215H136V214H137V215H136V218H135L136 220H135V219L133 220V217H135L134 214H133V217H131V219H132L133 221H135V222H132L131 219H130V221H129V218H130V216L132 215V213H134V212L132 211V210H133V207H131L132 209H130V210H131V212H130L131 215H130V213H129V217L126 216V214L128 215V211H130V210H129V208H130L129 206H132V205H128L127 207H129V208H128V210H127L126 205H127V203H129V201H128L127 199H128L129 196H130V193H131L130 191H131V190L129 189L128 192L126 191L127 193H126V192L124 193V194H126V195H124L125 198L123 197L122 193H121V196H119V197H117V196L112 197V196H114V194L117 195V194L120 192V190H121L120 188H122V186L124 187L123 184L126 183V182H124V178L127 180L126 177H121V179L118 177L120 174H121V176H122V175H123V176H127L126 174L124 175V174H123L124 172L122 173V171H125V173L127 172V174H129V172L131 173V171H132V173H134V175L131 173L132 176H131L130 179H131V180H132L133 178H134V179H133L132 181L128 180V181H130V182L137 181V179L135 178L136 176H138V179H139V178H140V179H144L143 173L147 174V173L145 172V170H142V169H141V171H137V170H139V168H141V167H139V168H137V170H135V171H137V173L134 171V169H133V170L131 169L132 167L130 168V171H128V170L126 171V170H125V167H126L125 165H129V167H130L131 163H128V164H127V163L125 162L124 158H123L124 161H123V160H122V161L119 160V159H120L119 156H122V157H123L124 155H126V154H125V153H126L125 151L128 152V149H124L125 151L123 150V146H124V148L129 147V145L132 144V142H134V140H136V141L132 144V146L134 147V146L136 145L137 148H136V146H135V148H136L137 150H139V151H137L136 149H135V150H136L137 152H141L142 149H143L141 146H140V147H141V151H140V148H138V146L141 145V143H140L141 140L137 141V139H134V137H133V139H130L131 137L129 138L128 136L130 135V133H131L132 131H136V130H137L138 132H136L137 134H136L135 136H138V134H139V135L141 134V132L139 133V131H140L141 127H144V126H143V124H142L141 122H140V124L138 123V119H139V117L141 116L140 118H141L142 120L140 119L139 121H142V122H143V120H145V118L142 117V115L144 114L143 112L145 111L144 106H142V105H145L146 103H145V101H144L145 104H143V101H141V102L139 101V99H138L139 96L136 97L135 94L133 95V99H136V98H137L135 103L139 102V104H138V103H137V104H138L139 106H142V107H143V108L140 107L143 111H140V113H139V110H141V109H139V110H137L139 114H137V113L134 114V115H136L134 118H136V117L138 118V119H135V121L133 120L134 118L132 119L130 116H128V113H122L121 110H123L124 108H123V109H122V108H121V109L118 108L119 106H120V107H121V106H124V105H120V104H121L120 101H121V99H122L123 96H121L120 99H115L116 97L119 96L118 94H117L118 96L115 95L116 97H112V99L114 98V101L116 102V103H115V102L113 101L114 103H112V104H114V105H115V104H118L117 106H116V105L114 106V105H111V104L109 105V103L112 102V99H111V102H109L110 100L108 101L109 103H108V102L102 103L104 106H105L106 103H107V107H109V108H108L109 112H110V109H111V110L113 109V110L111 111V114L108 113L107 111H105V112H107L109 115H108V114L106 115V114L104 113V114L106 115V117H105V115H103L102 117H105V118H102V120H103V119H106V118L108 117V118L110 119V121L112 120V121H111L112 123H113V122L115 123V122L117 121L118 124H115V126H116L117 128H118L119 126H121V124L124 122V123L122 124L123 127H124V129L126 128L125 126H128L129 124H132L133 121H134L135 127H137V129L134 127V124H132V125H133V126L131 125L132 128H131V126H128L129 128L127 127L126 132L123 130V128L120 130L121 133H122L123 135H124L123 132L127 133V132L131 131V132H129L128 135L126 134V136H123V141H122V140H121V139H122V137H121L122 134L120 133L119 129H115V127L112 128V126H114V125H113L112 123H111L112 125H109V121L106 122V123H107V126L109 125V127H108L109 129L106 128V127H107L106 125H104V122H105V121H103V125L105 126V128H103L104 126H103L102 124H100V122H101L102 120L99 119V122H98V120H97V119L99 118V116L102 115V113H100V115H99V114H97L98 112H97V113L92 112L93 114L95 113V115L98 116V117H96L95 115H93L92 113H90L91 111L88 110V107H87V106H85V107H87V109H86V110L88 111L87 113L90 114L89 116H93L94 120H93V118H91V119H92L93 121H95L96 118H97V119H96V124H95L94 122H93L94 124H92V121H91V123H90V122H89V123H86V122L90 121L91 119H90V117L88 116V118L90 119V120H88V119H86L87 116H85V114H86V110H85V108H83L84 103H85V102H84L85 99H83V102H81V99H80V98H81V95H80L81 92H80V94H78L79 92L77 93L78 96H80V97H79V98H76L77 96H76L75 94H76L77 91H75L74 94L72 93V95H74V96L72 97V96L70 95V94H71L70 92H73L74 90L71 91V88H69ZM137 89H136V90H137ZM201 89H202V90H201ZM216 89H217V88H216ZM216 89H213V90H216ZM228 89H229V90H228ZM66 90H67V88H66ZM96 90H97V89H96ZM96 90H95V92H96ZM139 90H140V89H139ZM139 90H138V91H139ZM141 90H142V88H141ZM147 90H148V91H147ZM163 90H164V89H163ZM166 90H167V89H166ZM193 90H194V89H193ZM205 90H206V89H205ZM63 91H65V90H63ZM146 91H147V92H146ZM168 91H169V90H168ZM216 91H219V96H220V95H224V94H222L223 91L219 90V87H218V90H216ZM139 92H140V91H139ZM195 92H194V93H195ZM242 92H243L244 97H242V96H243V95L241 94ZM15 93H16V94H15ZM179 93H180V95H179ZM181 93L183 94V96L181 95ZM213 93H214V92H213ZM215 93H216V92H215ZM217 93H218V92H217ZM226 93H225V94H226ZM63 94H64V96H63ZM67 94H69V96H71L70 100H69L68 97L66 96ZM136 94H138V93L136 92ZM139 94H141V97H142V93H139ZM154 94H155L156 96H155ZM177 94H176V95H177ZM204 94H205V95H206V94H209V95H207V98L210 97V96H211V98H209V100H208ZM255 94H256V93H255ZM14 95H15V96H14ZM108 95H113V93H111V94L109 93ZM147 95H146V96H147ZM216 95H217V96L214 95V97H218V94H216ZM227 95H226V97H227L226 99H229V100H227V101L229 102V101H230V98H229ZM234 95H235V94H234ZM39 96H40V97H39ZM146 96H145V97H146ZM258 96H259V95H258ZM258 96H257V97H258ZM66 97H67V98H66ZM134 97H135V98H134ZM198 97H199V98H198ZM202 97H203V98L205 97V102H206V99L208 100V101H207V104L209 105L210 110H208L209 108H208V109L205 108V107H206V105H205L206 103L204 102V99H202ZM24 98H25V99H24ZM32 98H33V99H36V100H33ZM39 98H40V101H38V102H40V105H33V102H32V101H35V102H36L37 100H39ZM110 98H111V97H110ZM110 98L108 97V98H106V100H108V99H110ZM154 98H155V99H154ZM165 98H167V101H166ZM177 98H179V99H177ZM241 98H242V99H241ZM258 98H259L260 101H262L261 96L258 97ZM258 98H257V99H258ZM43 99H44V100H43ZM101 99H102V98H101ZM101 99H100V101L102 102ZM145 99H149V98L146 97V98H144V100H145ZM157 99H158V100L160 99V101H161V99H162V100H163V101H162L163 103H160V101L157 102V101H156ZM190 99H191V98H190ZM190 99H189V101H190V104H191V100H190ZM216 99H217V98H216ZM255 99H256V97H255ZM41 100H42L43 102H44L45 100H46V101H45V103H43ZM79 100H80L81 103H83V105H81V103L79 102ZM86 100H88V99H86ZM86 100H85V101H86ZM123 100H124V98H123ZM123 100H122V101H123ZM141 100H142V99H141ZM150 100H151V99L147 100L146 102L148 103ZM178 100H179V101H178ZM222 100H223V103H222ZM100 101L98 102V104H101ZM103 101H105V100H103ZM134 101H135V100H134ZM164 101H166V102H164ZM187 101H186V103H188ZM193 101H194V98H193ZM193 101H192V102H193ZM241 101H239V102H241ZM243 101H244V100H243ZM243 101H242V103H244ZM253 101H254V103H255L256 100L253 99ZM257 101H258V100H257ZM257 101H256V102H257ZM260 101H259V102H260ZM35 102H34V104H35ZM41 102H42V104H41ZM86 102H87V101H86ZM90 102H91V103L93 102V101L91 100V98H90ZM90 102H88V103H90ZM117 102H120V103H117ZM151 102H152V101H151ZM153 102H154V101H153ZM167 102H169V103H167ZM172 102H173V103H172ZM202 102H204L205 104L202 103ZM210 102H214V101H213V100H212V101L210 100ZM220 102H221V103H220ZM246 102H247V103H246ZM262 102H264V101H262ZM55 103H56V102H53V103H52V104H53L52 106L56 105ZM133 103H134V102H133ZM133 103L131 104L132 106H133ZM141 103H142V104H141ZM165 103H166L167 105H169V104H170V105L172 104V105H171V106L169 105V106L167 107V106H165ZM200 103H199V104H200ZM218 103H220V104H218ZM229 103H230V102H229ZM229 103H228V104H229ZM254 103H253V104H254ZM260 103H261V102H260ZM7 104H8V105H7ZM43 104H45V105H43ZM95 104H96V103H95ZM102 104H101V105H102ZM122 104H123V102H122ZM151 104H150V102H149V105H151ZM162 104H164L165 107H164ZM179 104H183V105H182L183 107H185V105H186V107L183 109V111L185 110V113H183L184 115H182V117L185 118L186 116H188V115H186V113L188 114V111H189L188 108H187L188 105L185 104L183 101H182V103H179ZM188 104H189V103H188ZM190 104H189V105H190ZM202 104L204 105V107H203ZM210 104H211V103H210ZM225 104H226V103H225ZM225 104H224V105H225ZM231 104H232V103H231ZM250 104H252V103H250ZM59 105H60V106H59ZM80 105H81L82 107H81ZM93 105H94V104H93ZM108 105H109V106H108ZM131 105H130V110H133V113H134V109H136L137 107H133L134 109H133V108L131 109ZM134 105L136 106V104H134ZM138 105H137V106H138ZM160 105H162V107H164V108L161 109V107H159ZM208 105H207V107H208ZM211 105H213V104H211ZM224 105H223V106H224ZM240 105H241V104H240ZM248 105H249V104H248ZM248 105H247V107H249V108H247V109H250V108H251V110H247V111H249L248 113H250V111H253V110L257 109L258 111L255 110L257 113L254 112V114L256 113L257 115H259V116L261 115V116H262V113H261V112H262V111H261L262 109H261V107H262V105H264V103L260 104V105H261V107H260V109H261L260 111H261V112H259V109H258L259 106H260L259 104H257V103L254 104V108H255V109L252 108L250 105H249V106H248ZM257 105H259V106L257 107ZM38 106H39V107H38ZM40 106H41V107H40ZM63 106H62V107H63ZM104 106H101L102 108L99 106V112H102L103 110H105L106 106H105V108L103 109ZM110 106H112V107L110 108ZM146 106H147V105H146ZM146 106H145V108H146V111H147V107H146ZM176 106H178V104H177ZM176 106H175V107H176ZM182 106H181V107H182ZM190 106H191V105H190ZM193 106H191V107H193ZM231 106H232V108H230ZM233 106H235L236 109H233ZM255 106H256L257 108H256ZM9 107H10V108H9ZM54 107H55V106H54ZM149 107H148V108H149ZM158 107H159V108H158ZM171 107H172V109H171ZM179 107H180V106H179ZM183 107H182V108H183ZM188 107H189V106H188ZM226 107H227V105H226ZM243 107H245V108L243 109ZM45 108H46V107H45ZM81 108H82V109H81ZM90 108H91V106H90ZM90 108H89V109H90ZM100 108L103 109V110L101 111ZM126 108H127V107H126ZM128 108H129V107H128ZM128 108H127V109H128ZM138 108H139V107H138ZM168 108H169V109H168ZM176 108H178V107H176ZM176 108H175V110H176ZM189 108H190V107H189ZM203 108H204L206 111L208 110V111L206 112V115H209V114H210L209 116L205 117L206 115L204 116V114H202ZM216 108H217V109H216ZM83 109L85 110V112H82V111H84ZM163 109H164V110H163ZM178 109H179V108H178ZM211 109H212V111L215 112V115H217V114L222 115V113H223V115H224L225 112L229 110L228 112H226V114L228 113V115H224V116H230V117H227L228 119L230 118V120H228V119H226V118H223L222 120L225 121V124H227V125H229V124L231 125V124H233V122H234V124H235L236 126H234V124H233V127H232V128H231V126H228V127H227V126L224 124V122H223V123H220V122H222L221 119H218V120H219V122L217 121L218 125L215 123V125H217V126H215V127L218 128V130L216 131V129L214 128V131H215V132L212 131V127L214 126V123L211 122L210 118L212 119V117H213L212 115L214 114V112H212ZM231 109H232L233 111L236 110L235 113H237V112L239 113L240 111H241V113H240V114L237 113L238 115H236L235 113H233V111H232V112L230 111ZM106 110H107V108H106ZM119 110H120V111H119ZM124 110H125V109H124ZM128 110H129V109H128ZM151 110H150V111H151ZM155 110H156V111L159 110L160 113H159V112L156 113ZM175 110L173 111V112H174V115L176 114V112H178V111H175ZM186 110H187V111H186ZM215 110H216V111L219 110V111H221V113H217V112H219V111L216 112ZM239 110H240V111H239ZM47 111H48V112H47ZM94 111H96V110H94ZM118 111H119V114H118ZM125 111H126V110H125ZM180 111H181V109H180ZM200 111H201V112H200ZM6 112H7V113H6ZM79 112H81L82 116H81V114H79ZM128 112H129V111H128ZM131 112H132V111H131ZM131 112H130V113H131ZM147 112H148V111H147ZM147 112H146V113H147ZM230 112H231L233 115H232ZM258 112H259V114H258ZM76 113H77V115H76ZM83 113H85V114L83 115ZM141 113H142V115H141ZM149 113H150V112H149ZM151 113H150V115H151ZM155 113H156V114H155ZM165 113H164V114H165ZM180 113H181V112H180ZM203 113H205V112H203ZM212 113H213V114H212ZM216 113H217V114H216ZM229 113H230V114H229ZM245 113H246V110H245V112H244V117H245L246 119H245V121L242 119V122H244V123H245V122H248L247 120H248V118H249V116H250V114H251V113L248 114L249 116H248V118H247V117H246L247 115L245 116ZM260 113H261V114H260ZM121 114H123L124 116H120ZM194 114H192V115L190 114V115H191L190 118H193V116H195ZM234 114L237 116V117L235 116V119H233V118H234V117H233ZM246 114H247V113H246ZM256 114H255V115H256ZM78 115H80L81 117H83V116L86 117V118L84 117V119H83V121L86 119L85 122L82 121L84 124H85V123H86L87 125H88V124H89V125H90V124H92V125L100 124V125H102V127L99 125V126L101 127V128H99L100 130H98V132H97V131L95 132V131H94V130H95V127L98 128V125L95 126V127H93L94 130H92V129H90L91 127H89V126H88V127H87V126L85 127L84 124L82 123L81 125H82L83 127H85L84 129H88L87 131L90 130V131H89L90 134H89L87 131L82 130L83 128H82L81 125L79 126L80 128L77 127L78 124H79L80 122H78V124H75V125H74V123H76V122H74V123L72 122V121H74V119H75L76 116H78ZM112 115H113V116H112ZM114 115H115V116L118 115L117 117H125V119L123 118V121H122V122L120 121V122H121V124H120V123L118 122V120H120V119L122 120V118H119V119H118V118L115 117V118H116V120H115V119L113 118ZM132 115H133V114H132ZM137 115H139V116H137ZM145 115H146V114H145ZM147 115H148V113H147ZM154 115H153V116H154ZM159 115H157V117H158ZM162 115H163V113H162ZM162 115H160L161 118L159 117L158 122H159V121L163 122V120H165V119H166L167 122H168V121H170V118H171V121L174 122L173 118H174L175 116H173V115H171V116H173V117H168V116H167V118L164 117V119L162 120ZM166 115H164V116H166ZM190 115H189V116H190ZM215 115H214V116H215ZM109 116H110V117L112 116V117L110 118ZM126 116H128V118L130 117V120H129V119H126V118H127ZM176 116H177V117H175V118H176V120H177V118H179V113H177ZM180 116H181V115H180ZM218 116H219V115H218ZM224 116H219L218 118H222V117H224ZM252 116H253V115H251L250 118H253V117H254V116H253V117H252ZM9 117H11L12 119L10 120ZM47 117H48V118H51V119H50L51 121L48 120ZM78 117H79V116H78ZM78 117L76 118L77 120H78V119H81V117H79V118H78ZM132 117H133V116H132ZM147 117H148V116H147ZM151 117H152V116H151ZM209 117H210V118H209ZM215 117H216V119H213L212 121L217 120V116H215ZM242 117H243V115H241L240 118H242ZM256 117H257V116H256ZM100 118H101V117H100ZM108 118H107V119H108ZM153 118H154V117H153ZM153 118H150V119L147 118L146 120L152 122V121H153ZM155 118H156V117H155ZM175 118H174V119H175ZM194 118H195V117H194ZM231 118H232L233 120H231ZM236 118H237V119H236ZM107 119H106V120H107ZM109 119H108V120H109ZM113 119H114L115 121H114ZM151 119H152V120H151ZM156 119H157V118H156ZM156 119H155V121H156ZM160 119H161V120H160ZM185 119H186V118H185ZM206 119H208V121L210 120V122H211V125H209V123H208V121H207L208 125L211 127V130L209 129V126L206 125V122H205ZM224 119H226V120H224ZM262 119H264V117H262ZM15 120L17 121V123H15V124L13 123V124H12V122L15 121ZM46 120L49 121L50 123L52 122L54 125L52 124L53 126L51 127V126L49 125V123H48ZM77 120H76V121H77ZM124 120H125V121L128 120V122H125ZM136 120H137V122H136ZM181 120H182V118H181ZM187 120H186V121H187ZM199 120H200V121H199ZM220 120H221V121H220ZM227 120H228V121H227ZM78 121H79V120H78ZM130 121H132V123H131ZM171 121H170V123H171ZM183 121H184V119H183ZM186 121H185V122H186ZM192 121H191V122H192ZM196 121H199L200 124H198V122H196ZM202 121H203V123L205 122V126H208V127H207L208 129L205 128L204 125H203V126L201 125V122H202ZM60 122H61V123H60ZM227 122H229V123H227ZM230 122H231V123H230ZM46 123H48V127H47V124H46ZM101 123H102V122H101ZM136 123H138V126H139V125H142V126L138 128V126H137ZM164 123H165V122H164ZM168 123H169V122H168ZM170 123H169V124H170ZM175 123H179V121L177 120V122H175ZM175 123H174L172 126H175ZM196 123H197L198 125H197ZM4 124H5V126L3 127ZM6 124H7V125L9 124V126L7 127ZM86 124H85V125H86ZM119 124H120V125H119ZM124 124H126V125H124ZM145 124H146L145 126H147L148 123H145ZM151 124H152V123H151ZM155 124H156V122H154V124H153V126H152L154 129L151 128V130H152V129H153V130H156V129L159 130V129H160V131H161V129L164 128V126H161V125H160V126H161L160 128H159V127L156 128L155 126H157V125H155ZM157 124H158V123H157ZM161 124H162V123H161ZM182 124H183V123L181 122V125H182ZM190 124H191V123H190ZM222 124H223V126L225 125V128H226V127H227V128H231V131H230L229 129L226 130V131H223L222 129H225V128L222 127ZM237 124H238V125H237ZM248 124L250 125V123H248ZM248 124L245 123L244 125H246V126L248 127V126H249ZM39 125L42 126V127H39ZM117 125H119V126H117ZM158 125H159V124H158ZM165 125H167V123H166ZM178 125H179V124H178ZM219 125H221V126H219ZM252 125H253V124H252ZM37 126H38V128H37ZM49 126H50V127H49ZM110 126H111V127H110ZM188 126H187V127H188ZM218 126H219V127H218ZM6 127H7V128H6ZM121 127H122V126H121ZM167 127H168V125H167ZM178 127H179V126H178ZM251 127H255V126L253 125V126H251ZM39 128H40V129H39ZM47 128L50 129V133H51L53 136H55V137H52L51 139H49L51 136L48 135V134H47L48 136L45 135V133H47V132H46ZM102 128H103V130L101 131ZM111 128L114 129V130H112ZM119 128H120V127H119ZM144 128H145V129H144ZM144 128L141 130V131H142V137H144V134H145V133L143 134V132H146L145 130L148 131L149 126H148L147 128H146V127H144ZM155 128H156V129H155ZM174 128H175V127H174ZM221 128H222V129H221ZM227 128H226V129H227ZM255 128L257 129V126H256ZM34 129H35V130H34ZM37 129H38V130H37ZM104 129H106V130H104ZM107 129H108V131H107ZM131 129H132V130H131ZM166 129H167V128H166ZM170 129H171V130L167 129V131H169V133H168L167 131H165V132H167V136H169L168 138H169V139L172 138V141H173V139L175 138V142H176V143L173 141L175 144H178V142H180V141L182 142V139H183V138H180V139H181L180 141H179V140L176 141V139H177L176 136H177V135H180V134H177V133L175 132L174 134H176V136H175L174 134H173V136H172V135H169V134H170V131H171V134L173 133V131H172V130H173L172 127H171ZM182 129H183V130H182ZM189 129H190V131H189ZM219 129H220V130H219ZM249 129L251 130V128H249ZM249 129L247 128V130H249ZM91 130H92V131H91ZM96 130H97V129H96ZM128 130H129V131H128ZM143 130H144V131H143ZM151 130H150V128H149V131H151ZM158 130H157V131H158ZM186 130H188V131H186ZM207 130H208V131H211L212 133L210 132V134H209V132H208ZM221 130L224 132L223 134H222V131H221ZM234 130H235V129H234ZM252 130H253V129H252ZM252 130H251V133H252ZM259 130L261 131L262 129H259ZM259 130H258V131H259ZM14 131H15V132H14ZM18 131H19V134L17 133ZM83 131H84V132H83ZM93 131H94V133H97V134L99 133V136L96 135V136H97V137H96V136H94V135H91V132L93 133ZM99 131H100V132H99ZM117 131H119V132H117ZM122 131H123V132H122ZM160 131H159V132H160ZM218 131H219V133H220V131H221V133H220V134L218 133V137L215 138V136H217V132H218ZM228 131H230L231 133L228 132ZM235 131H236V130H235ZM258 131H257V132H258ZM68 132H69V134L72 133V134H71V135H73L72 138H71V137L69 138V137L66 135V134H68ZM70 132H71V133H70ZM82 132L84 133L83 136H82L83 138H82L81 136H79V135H82ZM85 132H86V133H85ZM103 132H104L105 135L102 134ZM151 132H153V134L156 133V131H151ZM151 132H150V134H152ZM154 132H155V133H154ZM188 132H192V133H188ZM213 132H214V133H213ZM226 132H228V133H226ZM240 132H241V131H240ZM261 132H262V131H261ZM13 133H17V135L15 136V134L13 135ZM106 133H107V134H106ZM118 133H120V135H119ZM196 133H197V132H196ZM241 133H242V132H241ZM254 133H256V130H254L253 135H254ZM88 134H89V136L91 135V136H94V137H95V138L92 137V138L94 139V140L92 139V142H91V140H90V137H88ZM100 134H102L103 137H104V136H107V137L109 136V137H108V138L106 137V138L103 139V138H102V135H100ZM108 134H111V135L113 134V135L111 136L112 138H113V136H114V138H116V139H117V137H118L117 140H119V141L121 140L123 145L121 144V141H120V142L117 141V142H118V143H117V142L115 141V139H112V141H111L113 145L111 144V142H110V144H109V141H108V140H109V138H110V140H111V137H110V135H108ZM132 134L134 135L135 133L132 132V133H131V136H133ZM160 134H161V136H163L162 133H160ZM163 134H164V136H166V133H163ZM211 134H212V135H211ZM226 134H228L227 137H226ZM71 135H70V136H71ZM85 135H87V136H85ZM146 135H147V133H146ZM221 135H222V136H221ZM240 135H241V134H240ZM242 135H243V134H242ZM242 135H241V136H238V137H240L241 139H243V138H242ZM249 135H251L250 132H249ZM253 135L251 136V138L257 136L256 134H255L254 136H253ZM258 135H259L258 137H261V138H262V135H261V136H260V134H258ZM17 136H18V137H17ZM49 136H50V137H49ZM66 136H67V137H66ZM115 136H116V137H115ZM147 136H149V135H147ZM152 136H155V135H152ZM157 136H158V135H157ZM171 136H172V137H171ZM180 136H181V135H180ZM211 136H214V137H211ZM236 136H237V135H236ZM236 136H235V138L237 139ZM243 136H244V135H243ZM85 137H87L88 139H87V138L85 139ZM177 137H178V136H177ZM37 138L40 139V141L38 142V146H36V144L33 143ZM125 138H126L125 141H127L128 139L131 140V141L128 140L130 143L127 141L129 144H127V143L124 144V142H125L124 139H125ZM139 138H140V137H139ZM153 138H154V137L151 138L152 141H153ZM161 138H162V137H161ZM209 138H212L214 142H212L211 140L207 142V140H209ZM244 138H245V137H244ZM249 138H250V137H249ZM105 139H106V140H105ZM107 139H108V140H107ZM147 139H148V137L146 138V140H147ZM149 139H150V137H149ZM149 139H148V140H149ZM151 139H150V140H151ZM155 139H156V138H155ZM169 139H168V141H167V137H166L165 141L169 142ZM193 139H195V140H193ZM214 139H215V140H214ZM241 139H240V140H241ZM254 139H256V137L253 138L252 141H253ZM77 140H78V141L81 140V141L78 142ZM113 140H114V143H113ZM132 140H133V141H132ZM162 140H164V139L162 138ZM203 140H204V141H203ZM223 140H227V139H223ZM247 140L249 141V139H247ZM247 140H243V141L241 140V141H242V142H245V141H246V144L248 143V145H249V142H248ZM257 140L259 141L260 138H259V139L257 138ZM107 141H108V142H107ZM156 141H159L161 144H160L159 142H156ZM156 141H154V142H156L157 144H159V145H158V148H159V146H162L163 141L161 142L160 139H158V140H156ZM165 141H164V143H167V142H165ZM189 141H188V142H189ZM197 141H196V142H197ZM230 141H232V143H233L234 140L232 139V140H230ZM230 141H229V142H230ZM236 141H237V143H238V139H237ZM241 141H239V142H241ZM252 141H251V142H252ZM254 141H256V140H254ZM260 141H264V139H262V140H260ZM81 142H82V143H81ZM87 142H88L89 144H88ZM106 142L109 144V146H110V145L113 146V148H115V146H116L117 144H119V143H120L119 145H122V146H121L122 149H120V151H121V152L124 151V153H122L123 155L120 154L121 152H118L119 154L117 153V154H118V157H119V158H118V157H117V158H118V160L120 161L119 163H121V162H125V165H124L125 167L123 168V170H122V167H123V166H120L119 163H118L119 167H120L121 170H122L121 173L119 172V170H118V165L115 164V162H113V161L110 160V161L112 162V165H113V163H114V165H116V167L114 166V167L116 168V170H115L114 167L111 166L110 162H109V163H106V162L104 161V160H106L105 158H107V157L110 155V153L108 152L109 149H108V150L106 149V152H108L107 154H109V155L106 154L107 156H104V157H103V155H105V154H103V152L105 151L104 148H107V147H108V146H106V147L104 146L105 144L107 145ZM142 142H144V141L142 140ZM146 142H147V141H145V143H146ZM173 142L171 143V141H170L171 145L169 144V146H170L171 148H172V146H173ZM191 142H190V143H191ZM209 142H210V143H211V142L214 143L215 146H211V144H210ZM234 142H235V141H234ZM242 142H241V145H240V143H239V145L241 146V149H242V151H241L242 154H239V153H240L239 151L241 150L240 147H239V148H238V147L236 148V146H237L238 144L234 145V144H235V143H234V144H233V145H234L233 147H235V149L239 150V151H238L239 153L237 152V154H239L240 156H238V157H237L238 159H236V160H237V163H238V161H241L243 164H242L241 162L238 163V164H239V165L242 164V166H244L245 163H247V164H249V163H248V161L244 163L243 160L241 159V157L244 156V154H246V151L244 152V148H246V147L244 146L245 143H242ZM251 142H250V143H251ZM74 143H77L76 146H77L78 143H79V145L77 146V148H75V144H74ZM86 143H87V145H86ZM101 143H105V144H102L104 148H103L102 145H101V148H103L104 151H101L102 149H100V151L98 150L99 147H100V144H101ZM115 143H116V144H115ZM145 143H143V145L146 146ZM148 143H149V146H150V148H151V145H153V144H151L150 142H148ZM148 143H147V144H148ZM164 143H163V146H165ZM184 143H187V142H184ZM190 143H189V144H190ZM206 143H207V144H206ZM230 143H231V142H230ZM255 143H256V142H255ZM255 143H252V144L255 145ZM260 143L264 144V142H260ZM114 144H115V146H114ZM134 144H135V145H134ZM138 144H139V145H138ZM167 144H168V143H167ZM175 144H174V146H176V149H174V150L177 151V148L179 147L178 149L181 150V152H182V150L184 149L185 153L188 154L187 151H186L187 149H186V148H183L185 145H184V146H183V145H182V146H179V144H178V145H175ZM180 144H182V143H180ZM222 144H224V143H222ZM222 144H221V145H222ZM225 144H226V143H225ZM252 144H251V145H252ZM262 144H260V145L262 146ZM80 145L83 146V147H85V148L83 149V147H80L81 149H80V148L78 149V147H79ZM119 145H118V146H119ZM125 145H126V146H125ZM143 145H142V146H143ZM154 145H155V144H154ZM154 145H153V148H154V149L157 148V145H155V146H154ZM209 145H210L211 147H210ZM212 145H213V144H212ZM221 145L218 146V147H219V150H216V148H215V150L213 151L214 154H215V156H217V158H219V159L226 157V156H225V155L227 154L226 151L229 150V149L227 150V148H226V150L224 151V153H226V154L223 153V154H222L223 156L221 157V153L223 152V149H224V147H223L224 145H222V146H221ZM248 145H247V146H248ZM254 145L251 146V149L254 148V150H252V152H250V148H248V147H250V145L246 148L248 153L250 152V153L254 154L253 151H255V150H256L255 152L258 151V149H257L258 146H257V147H253ZM257 145H259V144H257ZM260 145H259L258 148L261 147ZM111 146H110V149L112 150ZM132 146H131V148H132ZM166 146H167V145H166ZM166 146H165V147H166ZM220 146H221V148H220ZM255 146H256V145H255ZM61 147L63 148V150H64V152L67 154V156H68V153L71 152V151H74V152L76 153V155H75V153H73V152L69 153V154H71V155L74 156V157L76 156V158H75V160H74V162H75L74 164H75V165H74V164H73V165L71 164V163L73 162L72 159H74V157H71L72 159L69 158L70 161L68 160V162H66V163H69V164H70L69 166H68V164H66V165L63 164V166H61V165H62V161H63V163H65V161H67V159H68L67 156H65L66 159H65V161H64V160L62 159L63 156L60 155V154H58V152H59L60 150L58 151L57 148L60 149ZM119 147H120V146H119ZM165 147H161V148H162V149H165ZM194 147H196V146H194ZM213 147H214V148H213ZM228 147H229V146H228ZM233 147H232V148H233ZM243 147H244V148H243ZM62 148H61V151H62ZM153 148H152V150H153ZM158 148H157V149H158ZM173 148H174V147H173ZM173 148H172V149H173ZM181 148H183V149H181ZM222 148H223V149H222ZM255 148H256V149H255ZM146 149H147V150L149 149L148 145H147V148H146ZM162 149H158V150H157L158 153H160L159 150H162ZM168 149H169V148H168ZM185 149H186V150H185ZM193 149H195V148H193ZM193 149L191 148V151H190L191 153H192ZM197 149H198L199 153H201L200 150H199V149H201V148H197ZM197 149L194 150L195 153H196V150H197ZM220 149H221L222 151H221ZM261 149H264V148H261ZM23 150H27V151H29V153H30V152H33L34 155H38V154H39V155H38L39 157H35V158H33L34 156H32V155H28V153H26V154L23 155V153H21V151H23ZM90 150H91V151H90ZM135 150H134V151H135ZM147 150H145V147H144V150H143L144 152H141L142 155H139V153H138V156H136V155H137V152H136V151H135L136 154L133 152V153H134L133 155H134V157H137V158L141 156V161H142V160L145 159L144 157H146V156L143 155V154H144L145 152H146L145 154H147V152L150 153V150H151V149L148 150V151H147ZM166 150H167V149H165V151H166ZM169 150H170V149H169ZM174 150H173V151H174ZM188 150H189V149H188ZM232 150H233V149H231L230 152H234V151H235V150H233V151H232ZM76 151H78V152H76ZM109 151H110V150H109ZM117 151H118V150H117ZM154 151H156V150H153V152H154ZM162 151L165 153L164 150H162ZM184 151H183V153H184ZM194 151H193V153H194ZM215 151H217L218 154L215 153ZM260 151H261V150H259V152H260ZM56 152H57V153H56ZM100 152H101V155H102V156L100 155ZM106 152H105V153H106ZM151 152H152V151H151ZM163 152H161V153H163ZM170 152H171V150H170ZM170 152H168V155H171ZM174 152H175V151H174ZM174 152H173V153H174ZM177 152H178V151H177ZM228 152H229V151H228ZM259 152H257V153L259 154ZM40 153H41V154H40ZM54 153H55V154H54ZM59 153H61V152H59ZM77 153H78V154H77ZM149 153H148V154H149ZM154 153H155V152H154ZM154 153H152V154L155 155ZM158 153H156V156H155L156 158H155V157H151V158H152V159H157V157H159L160 154H161V153H160V154L158 155ZM164 153H163V154H164ZM178 153H180V151H179ZM197 153H198V152H197ZM243 153H244V154H243ZM260 153H262V156H264V152H260ZM57 154H58V155H57ZM61 154H62V153H61ZM117 154H114V155L116 156ZM131 154H132V152H131ZM150 154H151V153H150ZM189 154H190V153H189ZM189 154H188V155H189ZM234 154L236 155V151H235L232 155L230 154V159H231V157H232ZM153 155H152V156H153ZM166 155H167V153H166ZM166 155H163V157H165ZM172 155H173V154H172ZM175 155L179 156V154H177V153H175ZM175 155H174V156H175ZM182 155H183V154H181V156H182ZM202 155H203V154H202ZM219 155H220V156H219ZM235 155L233 156V160H231L230 163H232V161H234V157H235ZM259 155H260V154H259ZM53 156L56 157L55 160L52 159ZM69 156H70V155H69ZM77 156H79V157L77 158ZM111 156H112V154H111ZM111 156H110V157H111ZM115 156H114V157H115ZM127 156H129V155H127ZM181 156H180V157H181ZM185 156H186V155H185ZM189 156H190V155H189ZM193 156H194V154H193ZM195 156H197V155H195ZM211 156H212V155H211ZM218 156H219V157H218ZM227 156H228V155H227ZM236 156H237V155H236ZM245 156H246V155H245ZM247 156H248V155H247ZM247 156H246V157H242V158H244V159L247 158V159H245V161L248 160V159H249V160H252V159H251V158H252V157H251V154H249V157H250V158H248ZM256 156H257V155H256ZM50 157H51V159L53 160V162L51 163V166H50V162H51L52 160L49 162V158H50ZM102 157H103V158H102ZM114 157H113V158H114ZM122 157H121V159H122ZM161 157H162V155H161ZM183 157H184V156H182L181 158L183 159ZM200 157H201V156H200ZM220 157H221V158H220ZM53 158H54V157H53ZM111 158H112V157H111ZM111 158H107L106 161H108V159H111ZM146 158H147V157H146ZM168 158H169V160H170V157H168ZM168 158L166 157L165 160L162 159L161 161H166V159H168ZM171 158H173V157L171 156ZM197 158H199V157H197ZM197 158H194V159H197ZM214 158H215V157H214ZM214 158H213V159H214ZM217 158L214 159V160H216L215 163H217ZM253 158H254V160H255V157H253ZM258 158H259V160H260L261 156H260V157L258 156ZM77 159H79V161H80L81 163H80V162L78 163ZM102 159H104V160H103V161H104V164H103L102 162H100ZM125 159L127 160L126 157H125ZM147 159H149V158H147ZM147 159H146V160H147ZM158 159H159V158H158ZM174 159H176V158H174ZM178 159H180V158H178ZM178 159H177V160H178ZM192 159H193V157H192ZM199 159H200V158H199ZM225 159H226V158H225ZM239 159H240V160H239ZM262 159H264V158H262ZM262 159H261L260 163H258V162H259L258 159H256V161H254V162L258 163L259 166H260V164L264 163V162H262ZM44 160H45V162H46L47 164H49V167H50V168L47 167V165H45V168H44L45 171H46V168H47V171H49V172H47L48 174L46 173V174L44 175V177L41 178L40 182H43V184L46 185L47 188H46V190H45L44 192H42V191H40V192H36L35 195L33 196V194H34V193H33L34 190H32V189H33L34 186H33L32 184H30V186H29V183H27V182H22V179H24V178L21 177L20 175H21L22 173H25L26 171H28L27 169H29V168H35L40 162H42V161H44ZM98 160H99V161H98ZM113 160H114V159H113ZM118 160H117V161H118ZM146 160H145V162H146ZM150 160H151V159H150ZM150 160H148V162H146V165H147L148 163H150V162H149ZM159 160H160V159H159ZM171 160H172V159H171ZM177 160H176V161H177ZM183 160H185V159H183ZM189 160H190V159L188 158V163H189ZM236 160H235V161H236ZM71 161H72V162H71ZM76 161H77L78 165H77ZM89 161H96V163L94 162L95 164H94L93 162H91V163H92L94 166H95V165H98L97 167H99V166L101 167V165H102L103 168H104V166H106V169H107V167L111 166V167H110L111 171L109 170V168H108L107 170H108L109 172H113V171H114V173H115V174H114L115 177H112V176H114V175H110V177H111L114 181H112V179H111L109 176H108L107 178H109V180L112 181V183H111V182L108 180V182H110V183H109L110 186H111V184H114V183L117 184V185H116V188H112V189H111V187H115V186H111V187H110L108 184H105V185H104V183L107 182L106 180H104V178H106V177H105V175H103V174H102V175H103V176H102L100 173H99V175H101V179H102V180L99 179V180H101V181L99 182L98 185L95 184V185H96V187H95V186L93 185L94 183H93L91 180L94 178V176H96V178H97V176H98V178H100V177H99V175H96V174H98V171H97V172H94V171L92 170V173H91V169L89 168L90 171L87 169V168H88V163H89ZM97 161H98L99 163H98ZM117 161H116V162H117ZM132 161H133V160H132V159L130 158V156H129V160H128V162H132ZM153 161H154V160H153ZM153 161L151 160V163H152ZM167 161H168V160H167ZM167 161H166V162H167ZM181 161H182V160L180 159L179 162H181ZM186 161H187V160H186ZM207 161H208V162H207ZM225 161H226V160H225ZM235 161H234V162H235ZM252 161H253V160H252ZM257 161H258V162H257ZM70 162H71V163H70ZM133 162H134V161H133ZM166 162H163V164H164V163L167 164ZM179 162H178V163H179ZM182 162H183V161H182ZM218 162L220 163L219 160H218ZM227 162L229 163V161H227ZM227 162H226V163H227ZM234 162H233L232 164L236 166V162H235V164H234ZM249 162H250V161H249ZM254 162H252V164H253ZM97 163H98V164H97ZM105 163H106V164H105ZM139 163H140V162H139ZM139 163H138V164H139ZM151 163L148 164V165H149V168L151 167L150 165H152L154 162H153L152 164H151ZM155 163H156V160H155ZM174 163H175V162H174ZM174 163H173V164H174ZM185 163H186V162H185ZM205 163L207 164L206 166H205ZM226 163H225V164H226ZM52 164H53V165H52ZM79 164H81L80 167H78ZM100 164H101V165H100ZM157 164H156V165H157ZM173 164H172V165H173ZM208 164H210L209 166H211V167H209ZM223 164H224V163H220V165H218V163H217V167H216L217 169H215L216 171H214V174L218 172V166H221L222 168L226 167V169L232 167V164L230 165V167H229V165H228V166H226V165L224 166ZM252 164H249V165H246V164H245V165L249 167V166L252 165ZM33 165H36V166H33ZM64 165H65V167L68 166L69 169L71 168L70 170L75 169V170H73V171L76 173V178L73 177V178H75V179L73 180V178L71 177V176L74 175V174H72V171H70V172H71V176H69L70 174L67 173V170H69V169L66 167L67 170L64 169V170H65V174L63 173V175H62L61 177H63V176L66 175V174H67V175H66V177L63 178L64 180H59L60 182L58 183V181H55V180L57 179V176H55V173H56V171H57L58 169H60V168H65ZM93 165H91V166H93ZM132 165H133V163H132ZM132 165H131V166H132ZM134 165L136 166V164H134ZM153 165H154V164H153ZM159 165H160V167H159ZM222 165H223V166H222ZM31 166H32V167H31ZM60 166H61V167H60ZM72 166H73V167H72ZM174 166H176V165H174ZM199 166H200V167H203V168H201V169H203V170L199 169V168H200ZM242 166L240 165V167H241V172H243V173L246 172V174H247V169L244 170L245 167H242ZM259 166H257V167L259 168ZM261 166H262V165H261ZM10 167H11V168H10ZM43 167H44V166H43ZM144 167H145V166H144ZM146 167L148 168V166H146ZM208 167H209V170L211 169V171H210L211 174H210V172L208 171ZM221 167H219V169H220L219 171L222 172V170H223L222 173L226 174V173H227V172L225 173L226 169H221ZM248 167H246V168H248ZM252 167H253V166H250V170H251ZM51 168H52V169H51ZM72 168H73V169H72ZM113 168H114V170H112ZM147 168H146V171H147ZM152 168H153V167H152ZM157 168H156V169H157ZM162 168H161V169H162ZM232 168H233V167H232ZM237 168H239V167H237ZM242 168H244V169L242 170ZM255 168H256V167H253L252 169L257 170V169H255ZM49 169H50L51 171H50ZM55 169H57V170L55 171ZM83 169H84V170H83ZM85 169H87V170H85ZM98 169H99V168H98ZM126 169H129L128 166H127ZM262 169H264V168L261 167V170H262ZM81 170H83L84 173H82ZM94 170H95V168H94ZM101 170H102V169H101ZM117 170H118V171H117ZM158 170H157V171L155 170L156 173L158 172ZM187 170H188V169H187ZM187 170H186V171H187ZM191 170H193V168H191ZM227 170H228V173H227V174L230 175V173H229V172H230L229 169H227ZM230 170L237 171L238 169L235 170V169L233 168V169H230ZM250 170L248 169V171H250ZM86 171H89L88 173H90V174H94V173H96V174H94L93 177H92V175L88 174ZM102 171H103V170H102ZM102 171H101V173L105 172L106 170L103 171V172H102ZM115 171H116V172H115ZM149 171H150V173H151V172H152V169L150 168V170H148L147 172H149ZM165 171H166V170H165ZM175 171H177V173H176V174L173 173V174H174L173 176H175V175L177 176V177H175L176 180H174V178H173V176H172V172H175ZM205 171H206V170H205ZM234 171H233V172H234ZM239 171H240V170H239ZM239 171H238V172H239ZM244 171H245V172H244ZM252 171H253V170H252ZM259 171H260V168H259ZM259 171L257 170V172L254 171L253 173H258V174L260 173V174H261V172H259ZM68 172H69V171H68ZM93 172H94V173H93ZM159 172H161V171H159ZM159 172L157 173L158 175H159ZM221 172H218V173H221ZM233 172H232V174H233ZM241 172H240V173H241ZM49 173H50V174H49ZM81 173H82V174H81ZM85 173H86V174H85ZM119 173H120V174H119ZM141 173H142V174H141ZM152 173H153V172H152ZM164 173L162 172L163 175H164ZM189 173H190V172H189ZM218 173H217V174H218ZM222 173H221V175H222ZM240 173H237V174L240 175ZM262 173H264V172H262ZM84 174L86 175L87 179H88V178L90 179V178L92 177V178L90 179V181H89V182H91V183L88 184L89 186L86 185V186L89 187V188H91L90 186H92V185H93L92 188H94V187L96 188V189H92V190L89 189V190H91V193L88 192L89 190L87 191V190H85V188L82 187V186H83L82 184L85 182L84 179H86V177L83 178V176H85ZM104 174H105V173H104ZM110 174H111V173H110ZM112 174H113V173H112ZM138 174H139V175H138ZM145 174H144V175H145ZM154 174H155V173H154ZM154 174H147V176H148V175H151L150 177L154 179L155 177H157V174H155V175H154ZM177 174L180 175V176H178ZM196 174H195V175H196ZM200 174H201V175H200ZM227 174H226V175H227ZM232 174H231V176H234V175L237 176V174H235V173H234V175H232ZM246 174H245V175H246ZM251 174H252V172L249 173V175H250V176L253 175L254 178H255L256 176L259 177V175H260V174H259V175H254V174L251 175ZM82 175H83V176H82ZM88 175H90V176L88 177ZM106 175H107V174H106ZM108 175H109V174H108ZM129 175H130V174H129ZM129 175H128V176H129ZM141 175L143 176V178H141V177H142ZM163 175H162V176H163ZM215 175H216V174H215ZM221 175H220V176L218 175V177H217V175L214 176V179L218 180L219 177L221 178ZM239 175H238V176H239ZM247 175H248V174H247ZM67 176H69V177L67 178ZM80 176H81V177H80ZM145 176H146V175H145ZM165 176H163V177L165 178ZM205 176H206V173H205ZM222 176H223V175H222ZM231 176H230V177H231ZM236 176H235V177H236ZM238 176L236 177L237 179H235V177H234V179H232V182H231V178H233V177L230 178V177L224 175L223 177H225V178H227V179H225V178L222 177V178H223L222 181H224V182L221 183V184H224L226 181L228 182V181H229L228 178H230V182H231V183H234L235 180L237 181V180L239 179ZM240 176H241V175H240ZM250 176H245V177H246L247 180H248V177H250ZM79 177H80V179L83 178V179H82L83 183H82V181L80 182V181L78 180ZM117 177H118L120 180H118ZM171 177H172V179H171ZM184 177H183V178H184ZM189 177H190V176H189ZM191 177H190V178H191ZM201 177H202V178H201ZM215 177H217V178H215ZM241 177H242V178H241V182H240V183H239V181H240V180H239V181L236 182V184H229L230 182H229L228 184H229V185H232V187H234L235 189H237V187H238L239 190H246L247 188L242 189L244 186L246 187V186L248 185L246 182H244L246 185H244L241 189H240V187H239L241 184H242V185L244 184V183H242V182H243L242 180H244L245 178H244L243 176H241ZM260 177H261V178H264V176H262V174L260 175ZM260 177H259V178H260ZM65 178H66V179H65ZM96 178H94V179H95V182L97 181ZM114 178H116L118 181H117L116 179H114ZM122 178H123V179H122ZM146 178L149 179V176L146 177ZM161 178H162V177H161ZM177 178H178L179 180H180V179L183 180V183L181 182V180H180V182H179V180H177ZM203 178H204V180H202ZM220 178H219V179H220ZM254 178L252 177L251 179H250V178H249V179H250V180H252V179L254 180ZM259 178H258V179H259ZM261 178H260V179H261ZM89 179H88V180H89ZM94 179H93V181H94ZM128 179H129V178H128ZM156 179L159 180V178H156ZM156 179H155V180H156ZM224 179H225L226 181H225ZM260 179H259L258 181H260ZM99 180H98V181H99ZM103 180H104L105 182H104ZM165 180L168 181V178H165ZM170 180H174L176 183L174 184V181H170ZM188 180H189V181H188ZM216 180H215V181H216ZM220 180H221V179H220ZM250 180H249V181H250ZM253 180L251 181V183L253 182V184H254L255 182H257V181H253ZM255 180H256V179H255ZM38 181H39V180L36 179V180L32 181L31 183H33V182H34V183H35V182L37 183ZM86 181H87V180H86ZM98 181H97V182H98ZM102 181H103V182H102ZM116 181H117V183H116ZM120 181H123V182H124V183H122V186H120V185H121V184H120V183H121ZM146 181H147V179H146ZM148 181L151 182L150 179H149ZM152 181H153V180H152ZM177 181H178V183H180L179 185H180L181 188H180V187H177V186H179V185H177V184H178ZM212 181H213V180H212ZM218 181H219V180H218ZM222 181H219V182H222ZM249 181H248V183L251 184ZM40 182H38V183H40ZM97 182H96V183H97ZM108 182H107V183H108ZM156 182L158 183L159 181H155V183H156ZM160 182H161V181H160ZM171 182L173 183L174 187H176V188L172 189L173 192L171 191V188H173V187H171V186H173V185L171 184ZM227 182H226V184H227ZM56 183H58L57 186H56ZM81 183H82V184H81ZM141 183H142L143 186H142V185H139V184H141ZM152 183H154V181H153ZM152 183H150V184H152ZM181 183H182V184H181ZM237 183H239V186H238ZM259 183H261V181H260ZM84 184H85V183H84ZM119 184H120V185H119ZM126 184H127V183H126ZM126 184H125V185H126ZM148 184H149V183L147 182V185H148ZM199 184H200V185H199ZM219 184H220V183H219ZM221 184H220V185H221ZM228 184H227V185H228ZM100 185H101V186H100ZM103 185H104V186H103ZM106 185H108L109 187H107ZM161 185H162V187H163V184H161ZM201 185H202V187H201ZM212 185H214V182H213ZM233 185H234V186H233ZM242 185H241V186H242ZM254 185H255V187L257 188V192H256V193H258V191H259L258 187H257L256 184H254ZM254 185H251V186L254 187ZM260 185H261V184H260ZM84 186H85V185H84ZM98 186L101 187V188L103 187V188L100 190V188H98ZM119 186H120V187H119ZM126 186H128V185H126ZM129 186H128V187H129ZM154 186H155V187L157 186V188H158L159 185H156V184H155ZM183 186H184V185H183ZM187 186H188V185H187ZM198 186H199V187H198ZM224 186H225V185L220 186V187H221V188H220V191L217 192V193H220V192H221V189H223L222 187H224ZM236 186H237V187H236ZM262 186H264V184H262ZM133 187H134V188H133ZM184 187H186V186H184ZM230 187H231V186H230ZM230 187L228 186L229 189H225V191L223 190V191H224V194H225V195H226L227 193L230 194V192H228L227 190L230 191V189H231V191H232V189H233V191L231 192V198H233V197H237V196L235 195V193H234V190H235V189H234V188H230ZM247 187L249 188V186H247ZM49 188H60L59 190H61V189L63 188L61 192H59V193L57 192L56 194H60V195H61V193H62V195H64V196L66 197V198H65V197L62 198L63 196H61V199H62L61 201L65 203V204H64V203L61 202L63 205H61L60 200H59V201H56V200L58 199V196L60 197V195H56V196H54V197H53V200H50L51 198L48 199V200H50L51 202H55V201H56V204H55V203H52V204H51V202H49V204H48V205H49V208H51L52 211H53V213H54L53 215H52V214H49V213H47V212H45V211L43 210L42 206H41V207H40L39 205H37V206H34V205L31 206V203H32V201H33L34 199H38L37 201H39V200H43L44 198H46V195H47V197H48V194H46V193H47L48 191H51V190H49ZM150 188H152V186H151ZM153 188H154V187H153ZM160 188H161V187H160ZM186 188H187V187H186ZM200 188H201V189H200ZM210 188H211V187H210ZM226 188H227V186H226ZM262 188H264V187H261L260 189H261L262 191H259V192H264V189H262ZM86 189H87V188H86ZM110 189H111V190L114 189V190H113V191H110ZM116 189H117V190L119 189V190L117 191ZM123 189H124V190H127L128 188H126V189L123 188ZM148 189H146V190H148ZM187 189H188V188H187ZM212 189H213V188H212ZM249 189H250V188H249ZM249 189H248V190H249ZM252 189H253V188H251L250 191H251ZM254 189H255V188H254ZM59 190H58V191H59ZM84 190H85L86 192H85ZM93 190H95V191L98 190V192H96L97 194L99 193V191H102V190H103V193H102V195H101V192H100L99 195L96 196L97 194H95V192H94ZM149 190H151V189H149ZM157 190H159V188H158V189H156V188L154 189L155 194L158 193ZM162 190H164V189H162ZM185 190H186V189H185ZM189 190H188V191H189ZM248 190H246V192H247ZM75 191H78V192L83 191V193H81V196H83V199H82V200L80 199L81 202H79L80 200L78 201V199L81 198V197H77V202H78V203L76 202V199H75V197H74L75 195L73 196V193L75 194ZM156 191H157V192H156ZM223 191H222V193H223ZM226 191H227V193H225ZM21 192H23L24 196L22 197V199L17 200V197L20 195ZM63 192H64L65 194H64ZM78 192H76V193H77L76 196L78 195ZM93 192H94V193H93ZM116 192H118V193L116 194ZM122 192H123V191H122ZM140 192H142V193H140ZM204 192H205L207 195H206V194L204 195ZM214 192H215V191H214ZM214 192L212 193L213 195H215ZM246 192H245V193H246ZM248 192H249V191H248ZM248 192H247V193H248ZM253 192H255V191L252 190V192H250V194H251V195H255V194H252ZM44 193H45V194H44ZM84 193H85V194H84ZM92 193H93V194H92ZM175 193H174V194H175ZM181 193H182V194L184 193V194L182 195ZM233 193H234L235 196L232 197ZM119 194H120V193H119ZM128 194H129V195H128ZM148 194H149V193H148ZM163 194H162V196H163ZM224 194H223V195L220 194V195H221V200H220V201H222V199H224V203H225L226 207H229V205L226 204L227 200H226V202H225V198H226V196H229V195L227 194V195L225 196ZM258 194H259V193H258ZM258 194H256V195L258 196ZM260 194H261V193H260ZM260 194H259V195H260ZM71 195H72V199H71V197H70ZM79 195H80V194H79ZM91 195H92L93 197H90V198H89L88 196H91ZM110 195H111V196H110ZM94 196H95V197H94ZM140 196H141V195H140ZM155 196H156V195H155ZM189 196H190V194H189ZM216 196H219V195H216ZM223 196H224V197H223ZM55 197H56L57 199H56ZM85 197H86V199H85ZM87 197L91 200V202H89V206H88V203H87V202H88V200H87L88 198H87ZM97 197H99V198H97ZM116 197H117V198L122 197V198H120L121 201H119V199H118V201H119L120 204H119L117 201H115V203L112 204V202H113V198H114L115 200H117ZM127 197H128V198H127ZM135 197H136V199H135ZM153 197H154V196H153ZM167 197H168V198H167ZM171 197H172V199H171ZM175 197L178 198V199L181 198L180 200L183 199L182 201H184L183 204H184L185 206H183V204H182V206H183V207H187V211H185L186 208H184V210H183V207L181 206V204H179V203L182 202V201L179 200V203H177V204H179V205L182 207V208H181L182 211H181L180 206L177 205V204H175V202H176ZM212 197H213V196H212ZM222 197H223V198H222ZM229 197H230V196H229ZM229 197H227V199H228ZM69 198H70L71 200H73V198H74L75 200H73L71 203H69V202L71 201V200H70V201H68V204H67V200H68ZM103 198H104V199H103ZM111 198H112V202H111ZM126 198H127V199H126ZM144 198H145V199H144ZM146 198H147L148 200H146ZM191 198H190V199H191ZM54 199H55V201H54ZM63 199H64V201H63ZM123 199H124V201H125V199H126L127 202L125 201V203H124ZM130 199H131V203H132V198H130ZM139 199H140V200H139ZM143 199H144V200H143ZM150 199H151L153 202H155V203L158 202V201H159L160 203L158 202L159 204L156 203V205H154L155 203H149V200H150ZM213 199H214V198H213ZM235 199H236V198H233V200H235ZM45 200H46V199H45ZM86 200H87V201H86ZM90 200H89V201H90ZM101 200H104V201H101ZM135 200H137V201H135ZM157 200H158V201H157ZM174 200H175V202H174ZM210 200H211V201H210ZM216 200H217V199H216ZM216 200H215V201H216ZM228 200L231 201L230 198H229ZM238 200H240V197H237V203H235V204H240V203H241V205H242L243 202H244V204H245V203L248 204L249 202H251L252 204H255V206H253V207H255V209L259 208V206H260V209H261V207L264 206V201L261 202V200H260L259 202L257 201V203H256L255 201H254L255 203H254L253 201H249V202H247V201L244 200V199H241V202L238 201ZM122 201H123V202H122ZM139 201H140V202H139ZM166 201H165V202H166ZM57 202L59 203V205H58ZM74 202H75V204H74ZM116 202H117V203H116ZM150 202H151V201H150ZM173 202H174V203H173ZM185 202H186V203H185ZM204 202L206 203V204H205L206 206L203 205ZM218 202H219V201H218ZM218 202L216 201L215 203H218ZM235 202H236V201H235ZM76 203H77V204H76ZM79 203H80V204H79ZM84 203H86V204H84ZM122 203H124L125 206L122 207V205H124V204H122ZM131 203H130V204H131ZM142 203L145 204V202H142ZM198 203H199V204H198ZM210 203H209V204H210ZM215 203H214V204H215ZM222 203H223V202H222ZM224 203H223V205H224ZM259 203L262 204V206H261ZM54 204H55V205H54ZM110 204H112V207L110 206L111 210H109V207L107 206V205H110ZM114 204H115V205H114ZM116 204H118V205H117L118 208L122 207V208L124 209V207H126L124 210H123V209H122V210L120 209V210H121L122 214L124 215V217L126 216V217L128 218V219L125 218L124 220H125V221H129V223H128V222H127V223L130 225V226H129V227L131 228L130 231H129V228H126L127 230L124 231V230H125V226H126L127 223H125V225H124V222H125V221H124V220L121 221L122 218H121V219L119 218V217H121V215H119L118 213H121V212L118 211L119 209H118L117 207L115 208ZM121 204H122V205H121ZM173 204H174V205H173ZM200 204L202 205V207L199 206ZM247 204H246V206H250V208L247 207L246 209H244V205H243L242 207H240V206L237 205V207L242 208V210H243V211L245 210V212H247V211L250 212L251 210H253L252 205H250V203H249V205H247ZM258 204H259V205H258ZM12 205H13V206L16 205L15 207H18V206H19L18 208H15V209H16V210H18V209H22V211H20V212H23V213H22L23 215H22V214H19V213H18L19 211L16 213V210H15V211H12V212H13V214H12V212L10 211V210L12 209V208H11ZM83 205H84V206H83ZM85 205H86V206H85ZM113 205H114V207H113ZM135 205H136V206H135ZM169 205H170L171 207H169ZM175 205H176V207H175ZM211 205H212V204H211ZM218 205H219V203H218ZM223 205L221 204V207H220V208H222ZM232 205L234 206V201H233ZM44 206H45V205H44ZM147 206H148V207H147ZM173 206L175 207L174 209H177V206H178L179 209H180V211L182 212V214H183V211H185L184 213H186V214H184L185 216L182 217L181 214H180L181 212L179 213V210H178V209H177L178 212H174V213L172 212V215H177V216L180 215V216H179L180 218L176 216V217L178 218V219L175 220L176 223H175L174 221H172L173 219H172V220L170 219V218H173V216L169 213V212H171V211H169V210H171V209L173 208ZM209 206H210V205H209ZM212 206H213V205H212ZM212 206H211V207H212ZM230 206H231V205H230ZM246 206H245V207H246ZM59 207H60V208H59ZM199 207H200L201 209H202L203 207H205V208L202 209V211H201V209H200ZM215 207H216V206H215ZM215 207H214V209H215ZM217 207H218V206H217ZM10 208H11V209H10ZM112 208L117 209L118 212L116 213V212H115L116 210H115V209H112ZM143 208H144V209H143ZM218 208H219V207H218ZM218 208H216L214 211H212V212H214V214H210V212H209V215H210V216H211V215H212V216L214 215V218H215L216 215L218 214L217 212H219V214L222 213V211H223L224 208L222 209L221 212L219 211V210H221V209L218 210ZM235 208H236V206H235ZM65 209H66V210H65ZM99 209H102V210H104V212H106V215L104 214V216H106V217H104V216L102 215L105 219L101 217V214H102L103 212H102L101 210H99ZM106 209H107V210H106ZM198 209H200V210H199V216H200V212L203 213V215L201 214L202 216H200V219L202 220V224H201V222H197V220L199 219V217L197 216V214H193V213H196L195 211H197ZM228 209H229V208H228ZM247 209H249V210H247ZM260 209H259L258 211H256V210H253V211H255V213L259 212V215H260V214H261V215H264V214H262V213H264V212H260V211H261ZM262 209H264V207H262ZM8 210H9V211H8ZM42 210H43V211H42ZM98 210H99L100 212H102V213L99 214V213L97 212ZM108 210H109V211H112V210H113V211H112V213H110V212H108ZM125 210H126L127 213L125 212ZM216 210H218V211L216 212ZM225 210H226V209H225ZM229 210H231V209H229ZM229 210H226V211H229ZM234 210H235V209H234ZM246 210H247V211H246ZM123 211H124L125 214L123 213ZM188 211H190V212H188ZM193 211H194V212H193ZM226 211H223V212H226ZM235 211H236L235 216L239 217V216H240L239 213L237 212V210H235ZM253 211H251V212H253ZM262 211H264V210H262ZM66 212H67V213L69 212L68 216L65 215ZM96 212H97V214H96ZM192 212H193V213H192ZM197 212H198V211H197ZM206 212H205V214H208V213H206ZM231 212H232V210H231ZM240 212H242V211H240ZM251 212H250V213H251ZM14 213H16V214H14ZM107 213H108L109 215H110V214H114V215H116L119 219L116 221L115 216L113 215L115 221H114V220H113V221L111 220V222H110V221H109V218L112 219V218H111L112 215H111V216H107ZM115 213H116V214H115ZM157 213H158V215H157ZM167 213H168V215H167ZM187 213H188V214H189V213H192L193 215H195V217L197 216V217L195 218V217L192 215L195 219H197V220L195 221V224H194V223H193L192 225L190 224L192 221L194 222L195 219L191 218V219H192L191 222H190L189 219L187 220V217H189V216L191 215V214L187 215ZM215 213H217V214H215ZM242 213H243V212H242ZM98 214H99L100 216H99ZM219 214H218V215H219ZM247 214H248V215H247ZM251 214L253 215L254 213H251ZM257 214H258V213H257ZM257 214H256V215H257ZM21 215H22L23 217H22ZM118 215H119V216H118ZM123 215H122V217H123ZM155 215H157V216L154 217ZM169 215H170V218L168 217ZM209 215H208V220H210ZM220 215H221V214H220ZM224 215H225V214H222V216H224ZM227 215H229V212H228ZM232 215H233V214H232ZM238 215H239V216H238ZM245 215H247V216H244L245 221H246V222H250L248 225H251V222H254V224H255L256 226L251 227V226H252V225H251L250 227H248V225H247L246 227H242V226H245V224H246V222L243 221V224H244V223H245V224H244V225L242 224L240 227H241V228H244V229H241V230L244 231V230L248 227V228H250V229H251V228H254V230L252 229L251 231H254L255 233H256V231H257V233H258V232H261V231H259V228L261 227L260 225L262 224V221H261L260 225H259V222H258L259 227H257V224H256L257 221H255L254 219L250 221V217H251V216H250L249 213H245ZM259 215H257V216H258V217H261V216H259ZM20 216H21L22 218H21ZM113 216H112V217H113ZM165 216H166V219H165ZM186 216H187V217H186ZM192 216H190V217H192ZM204 216H205V215H204ZM229 216H231V215H229ZM235 216H232V217L234 218ZM241 216H243V215H241ZM241 216H240V217H241ZM248 216H249V217H248ZM19 217H20V219H22V220H20ZM67 217H68V219H67ZM167 217H168V218L170 219V221H172L173 223H171V224H170V223H168V224L166 223V225H168V226H165V225H164L165 228H164V230H163V227L161 226V224H162L161 222H164V224H165L166 221H163L164 219H165V220H168L167 222H169V219H168ZM174 217H175V216H174ZM232 217H229V218L232 219ZM240 217H239V218H240ZM100 218H101V219H100ZM107 218H108V219H107ZM214 218H213V220H215ZM219 218H220V219H219ZM219 218H217V219H219V220H217L219 223L222 222V224L225 225L226 223L228 224L229 221H230V222H233V221H234V222L236 223V225L239 226V225H240V222L242 223V218H243V217L240 218L241 220H239V218H238L239 223H238V221L236 222L234 219L231 221V220L228 218V216H227V218L229 219V221H228L227 218H225V216H224L223 218H222L221 216H219ZM246 218H249V221H247L248 219H246ZM251 218H252V217H251ZM261 218L264 219V216H262ZM102 219H104V220H102ZM126 219H127V220H126ZM174 219H175V218H174ZM185 219H186V220H185ZM200 219H199V220H200ZM203 219H204V218H203ZM205 219H206V217H205ZM235 219H236V218H235ZM244 219H243V220H244ZM119 220H120V222H119ZM201 220H200V221H201ZM208 220H206V221H208ZM213 220H210V221H213ZM236 220H237V219H236ZM180 221H181V224H180ZM183 221H188V223L183 222ZM204 221H205V220H204ZM217 221H216V223H218ZM109 222H110L111 224H110ZM112 222H115V223L112 224ZM139 223H142L141 225L143 226V227H142L143 229H141V230H139L140 227H141ZM174 223H175V225H174ZM185 223H186V224H185ZM196 223H198V226H197V229L195 230V232H198L197 230H199V231H201V233L199 232L201 235H199V234L197 235V233H196V236H195V235H194L195 233H194V234H193L194 236H191V234L194 232L193 229H195V225H196ZM235 223H234V225L230 224V226H229L228 228H230V227H232V226H235ZM44 224H45V225H44ZM128 224H127V226H128ZM137 224L140 226L139 228H137ZM178 224H180V225H178ZM183 224H185V225H183ZM203 224H204V225H203ZM209 224H210V223H209ZM212 224H213V223H212ZM227 224H226V225H227ZM254 224H253V225H254ZM43 225H44L45 228L43 227ZM73 225H74V226H73ZM151 225H153V226H151ZM181 225H182V227H181ZM214 225H215V222H214L213 225H211V227H214ZM127 226H126V227H127ZM191 226H192V227H191ZM193 226H194V227H193ZM207 226H208V224H206V227H205L204 229L207 230V228L209 227V226H208V227H207ZM215 226H216V225H215ZM220 226L223 227V225H220ZM220 226H219V224H217V227H216V228L214 227V229H215V230H214V233L217 232V231L223 233V231H224L225 236H226V235H227V236L229 235L228 237H230L231 239H229L228 237H225V236H224V233H223V234L221 233L222 235L219 234L218 232H217V235L215 234L216 236H219V238H220V235L223 236V237H225V242H226L225 244H228V245H225V247H224V246H223L224 243H220V242L216 243V242H215V241H217L218 239L214 241V242H215V245L217 244L216 248L219 247V248H223V249H224V251H223V249L220 250V251H221V253H220V254H221V257H220V256H218V257H220V258L223 260V261H222L223 263H224V261L227 260V261L225 262V264H226V263L229 264V262H231L230 264H235V263H236V264H244V263H247L246 261H248V260H247L248 258L245 259V257H247V256L249 255V253H248L247 256H246V255L244 256V254H246V253H244V251H243V253H244V254H243L244 258H243V256H242V258H243L244 262H243V260H242L241 258H240L241 261H240V260L238 261L239 258H236L237 261H238V262H237L234 258L231 257L232 254H231V255L229 254V252H230L231 250H233V249L236 251V249H237V248H235V247H236V244H239V243L241 242V240L243 239V237H245V236H243L242 239L239 238V236L237 235V233L240 232V230L238 231L237 229H235L234 227H232V230H234V229H235V231L237 230V232H236V236H235V238H234V234H233V233H235V232H234V231H233V233L230 232L231 228H230V230H229L228 228L226 229L227 226L225 227V229H224V228H221ZM238 226H237V228H240V227H238ZM262 226H264V225H262ZM41 227H43V228H41ZM70 227H71V228H72V227L74 228V229H73V232H72V230H71V233H69V231H70V230H69ZM123 227H124V228H123ZM160 227H162V230H161V231H163L162 233H161V231H159V230L161 229ZM179 227L182 228V229H180V230H183V232H182V231H179L180 233L177 232V231L179 230ZM183 227L188 228V231H187V229H185V228H184V229H185V230H184ZM211 227H210V228H211ZM219 227L221 228V230H219V229H220ZM235 227H236V226H235ZM255 227H256L258 230H257ZM108 228H110L109 231H108ZM136 228L138 229V231H137ZM159 228H160V229H159ZM248 228H247V230H248ZM41 229H43L44 232H43V231L40 232ZM158 229H159V230H158ZM211 229H212V231H213V228H211ZM222 229H224V230H222ZM260 229H261V228H260ZM262 229H264V227H262ZM262 229H261V230H262ZM68 230H69V231H68ZM131 230H133L134 232H132ZM189 230H190V231L193 230V231H191L192 233H190ZM208 230H210V229L208 228ZM208 230H207V231H208ZM225 230H228L229 233H232V235H231V234H226V233H228V232H226ZM232 230H231V231H232ZM247 230H246V231H247ZM207 231H205V232H207ZM212 231H211V234H212L213 236H215L214 233H212ZM262 231H264V230H262ZM74 232H75V233H74ZM173 232H174V234H173V237H172V233H173ZM208 232H209V231H208ZM208 232H207V233H208ZM41 233H43V234H41ZM73 233H74V234H73ZM134 233H135V234H134ZM71 234H73V235L71 236ZM125 234H127V232H126ZM162 234H164V236H161ZM169 234H171V235H169ZM204 234H205V233H204ZM133 235H135V236H133ZM206 235L209 236V233L206 234ZM206 235H205V236H206ZM230 235H231V236H230ZM170 236L172 237V239H171ZM202 236H203V235H202ZM210 236H211V235H210ZM210 236H209V237H210ZM213 236H212V239H213ZM232 236H233V237H232ZM237 236H238V237H237ZM240 236H241V235H240ZM101 237H102V238H101ZM122 237H123V238H122ZM168 237H169L170 239H169ZM175 237H178V238H175ZM191 237H192V238H191ZM193 237H196V238H193ZM223 237H221L222 240H224ZM246 237H247V236H246ZM71 238L74 239V240L76 241V243L74 242V240L72 241ZM97 238H98V240H97ZM155 238H157V239L155 240ZM160 238H161V239H160ZM166 238L169 239V240L171 241V242L168 241V243H169L168 246L170 245L171 248L167 246V242H166L167 239H166ZM227 238H228V239H227ZM236 238H239L240 242H239V240H238V241H235ZM250 238H252V237H250ZM177 239H178L179 244H180V243L183 244V245L181 244L182 247L180 246V247L178 248L179 244L177 245L178 242L175 241V240H177ZM203 239L205 240V237H204V236H203ZM208 239H210V238H208ZM234 239H235V240H234ZM256 239H257L258 241H260L259 238H256ZM69 240H70V242H69ZM158 240H159V241H158ZM196 240H195V242H196ZM200 240H201V239H200ZM200 240L198 241L199 243H200ZM247 240H248V242H247ZM249 240H250V239H247V238H246V240H245V243L247 242V245H249ZM257 240H255V242H256ZM125 241H126V242H125ZM164 241H165V242H164ZM209 241H210V240H206V242H205V241H203V242H205V244H206V243H207V244H210ZM218 241H219V240H218ZM232 241H234V242L232 243V245H230ZM71 242H74V243L76 244V245L74 244V246H73L74 248L71 247V246H72V243H71ZM175 242H177V243L175 244ZM183 242H184L186 245H184ZM210 242H211V241H210ZM223 242H224V241H223ZM242 242L244 243V240H243ZM121 243H120V244H121ZM159 243H160V244H159ZM170 243H171V244H170ZM201 243H202V241H201ZM201 243H200V244H201ZM234 243H235V244H234ZM245 243H244V244H245ZM251 243H254L253 239H252ZM251 243H250V245H251ZM257 243H258V242H256V244H257ZM259 243H261L262 246H264V240L260 241ZM259 243H258V244H259ZM93 244H95V246L92 247ZM116 244L119 245V246H121V245L119 244V242L116 243ZM128 244H129V245H128ZM156 244H157V245H160V246H158V247H159L158 250H157V246H156ZM163 244H164V245H163ZM196 244H198V243H196ZM200 244H198V245H200ZM203 244H204V243H203ZM211 244L213 245L214 243H211ZM233 244H234V246H233ZM254 244H255V243H254ZM254 244H252V245H254ZM256 244H255V245H256ZM258 244H257V246L259 247ZM152 245H154V246H152ZM188 245H189V246H188ZM215 245H214V246H215ZM229 245H230V246H229ZM250 245H249V246H250ZM114 246L118 249V251L116 250V252H115V250H114L115 247H114ZM122 246H121V247H122ZM127 246H129L130 248H128ZM149 246H150V248H149ZM183 246H184V247L187 246V249H185ZM201 246H203V245H201ZM201 246H200V247H201ZM205 246H207V245H205ZM243 246H244V245H243ZM249 246H247V247H249ZM23 247L25 248V252L21 255L20 258H17V259H16V255H15V257H14V256H13L14 254L12 255V252L15 251L16 249L18 250V249L23 248ZM151 247H152V248L154 247V250H153ZM212 247H213V246H212ZM231 247H232L233 249H231ZM237 247H238V246H237ZM240 247H242V244H241V246L238 247V249H239ZM252 247H253V246H250V249H252ZM255 247H256V246H255ZM258 247H256L258 250L261 249V248H258ZM260 247H261V246H260ZM13 248H14V249H13ZM116 248H115V249H116ZM119 248H120V247H119ZM165 248H166V252H165V254H163V252L165 251ZM167 248H169V251H168V252H170V254L168 255V257H169V256H172V255L174 254V252H173V254H172V251H176V252L179 251V252H180V253H179V252H178V253L175 252V253H176V254H174V255H175V259H173V256H174V255L172 256V258L170 257V258L172 259V260H171L172 262H171V261H168V259H167L168 257L166 258V257L164 256V255H166V254L168 253V252H167ZM181 248H182V249H181ZM196 248H197V247H196ZM213 248H214V250H213ZM213 248H212V250L215 251L216 248H215V247H213ZM219 248H218V249H219ZM148 249H152V250H148ZM155 249H156L157 251H155ZM178 249H181V250H178ZM199 249H201V248H199ZM218 249H216V250H218ZM229 249H231V250L228 252ZM242 249H243V247H242ZM170 250H172V251H170ZM182 250H183V251H182ZM187 250H188V252H187ZM194 250H195V249H194ZM210 250H211V249H210ZM234 250H233V251H234ZM239 250H240V249H239ZM244 250H245V252H246V251L249 252V250H246V249H244ZM262 250H264V247H262ZM120 251H121V252H120ZM181 251H182V252H181ZM220 251L218 250V252H220ZM233 251H231L230 253H232ZM252 251H254V250H252ZM256 251H257V250H255V252H256ZM114 252H115V253H114ZM154 252H155L156 254H154ZM192 252H193V251H192ZM192 252H191V253H192ZM196 252H197V253H201V252H198L197 249H196ZM222 252H223V253H222ZM227 252H228V257H227V255H226ZM257 252H258V251H257ZM260 252H262V251L260 250ZM125 253H126V255H125ZM186 253H187V254H186ZM211 253H212V252H211ZM211 253L209 252V254H211ZM233 253H234V252H233ZM235 253H236V252H235ZM235 253L233 254V256L236 255ZM237 253H238V252H237ZM250 253H251V251H250ZM258 253H259V252H258ZM65 254H66V255H65ZM161 254H162L163 256H162ZM184 254H186V255H184ZM214 254H215V253H214ZM222 254H224V257H223ZM259 254H262V253H259ZM153 255H154V256H153ZM160 255H161V256H160ZM178 255H179V256H178ZM195 255H196V254H195ZM197 255H198V254H197ZM201 255H202V254H201ZM12 256H13V257H12ZM124 256H125V257H124ZM131 256H132V257H131ZM151 256H152V260H151ZM157 256H160V258H159V257L157 258ZM177 256H178L179 258H177ZM181 256H182V257H181ZM206 256H207V255H206ZM206 256H205V257H206ZM213 256H214V255H213ZM250 256H252V254H250ZM250 256H248V257H250ZM162 257H163L164 259H162ZM191 257H192V256H191ZM198 257H200V256H198ZM205 257H202V258L204 259ZM210 257H211L212 259H215V257H212V255H210ZM235 257H236V256H235ZM142 258H143V259H142ZM156 258H157V259H156ZM165 258H166V260H165ZM206 258H208V257H206ZM206 258H205V260H206ZM145 259H146V258H145ZM161 259H162V260H161ZM193 259H194V258H193ZM212 259H210V260H212ZM233 259L235 260V263H232V262H234V261H232ZM147 260H149V259L147 258ZM169 260H170V259H169ZM201 260H202V259H201ZM201 260H199V261H201ZM210 260L208 259V262H207V263H209ZM218 260H219V259H218ZM245 260H246V261H245ZM250 260H252V259L250 258ZM256 260H257V259H255V262H256ZM150 261H148V264L150 263ZM162 261H163V262H162ZM189 261H188V262H189ZM192 261H193V260H192ZM192 261H191V262H192ZM203 261H204V260H203ZM206 261H207V260H206ZM212 261H213V260H212ZM253 261H254V260H253ZM253 261H252V262H251V261H248V262H251V264H254ZM258 261H259V260H258ZM181 262H182V260H181ZM181 262L179 261L178 263H179V264H182ZM242 262H243V263H242ZM145 263H146V262H145ZM185 263L187 264V261H186ZM185 263H183V264H185ZM194 263H195V262H194ZM210 263H211V261H210ZM220 263H221V261H220ZM220 263H217V264H220ZM223 263H222V264H223ZM257 263L259 264L260 262H257ZM146 264H147V263H146ZM176 264H177V263H176ZM189 264H190V262H189ZM191 264H192V263H191ZM202 264H203V263H202ZM204 264H206V262H205ZM255 264H256V263H255Z\"/></svg>",
	"mask_w": 264,
	"mask_h": 264
},
{
	"label": "rangeland",
	"instance_id": "374dc122",
	"mask_svg": "<svg viewBox=\"0 0 264 264\" xmlns=\"http://www.w3.org/2000/svg\"><path fill=\"white\" fill-rule=\"evenodd\" d=\"M14 1H15V0H14ZM17 1H18L19 5H22V4H24V3L26 2V0H25V1H24V0H21V2H20L19 0H16V2H17ZM22 1H24V2H22ZM30 1H33V0H30ZM57 1H59V4H60V6H61V7H60V8H61V10H60L61 13L58 12V13H59V14H58V18H59V15L62 16L63 13H64V18H63V17H62V18L65 19V21H67L68 23H69V21H70L71 19H70V20H66L67 16H69L70 18H72V21H74V22L71 21L72 25H73L74 23L76 24V23H78V22H82V23H84V24L86 23V24L88 25L87 27L90 28L91 26H93V24H95V25H94L95 27L93 26V29L91 28V33H92V35H91V33H88V32H90L89 29H86V28H85V30H84V29H83V26L80 25V24L78 23V27H79V25L82 27V28L79 27V30H80V28H81V30H84V32H85V31L87 32V33H86V32L84 33L83 31L81 32V30L78 31V32H80V33L82 34V35H81V34L79 33V34L81 35L80 37L82 38L81 40H83V36H84V35H85V36H84V38H85V37H86V34H88V38H89V39L87 38V40H89V41H87V43H88V42H91V44H90L91 47H90L89 44H88V46H89V47H88L89 51H88L87 53L89 54V56L87 55V60H83L84 58H86L85 56H86L87 53L84 54V55H85V56H83L84 58H83L81 55L79 56V57H81V61H79V60L77 59L79 62H78L77 60L74 59V57H76V56H75L76 53H74V56L72 57V58L75 60V61L73 60L74 63L77 62V64H79V63L87 62L88 64H87V63H84V64H86L85 66L90 65L91 62H92V60L90 61L89 58L92 56V52H93V51H95V53H98V54H99V55H98V54H97V55L100 56V59H99V60H100V62H101V61H102V62L99 63V61H98L97 59H94V60L97 61V62H94V67H95L96 65H97V67H96V69L93 68L94 70H96L95 72H94V70H93V71H92V70L90 71V72H91V73H90L91 75H92V72H94V73H93V74H94L93 77L91 76V80L89 79L90 83H89V81H88L87 83H72V79H70V80H71V83H63V84H65V85H66V84H67V85L69 84L68 86H65V85L62 86V85H63L62 83H56V82H55V83H39L40 78L37 76V77L39 78V80H37V81H38V82H37V81H36L37 77H36V70H35V69H33V71L35 70V71H34L35 73L32 74V75H34V76H33L34 78L36 77L35 79L33 78V83H28V84H25V85H24V83H21V84L18 83V85H17V83H14V84H16V85H13L12 83H0V112H3V111L5 112V111H6L7 107H6V99H5V98L8 97L9 95H10L11 97H13V96H12V95H13L12 92L16 90V91L18 92L17 94L15 93L16 96H17L18 94L20 95V94H22V93H23V95H24V94L27 92V93L25 94L26 96H24L25 98L28 97V96H30V97H33V98L38 99V96L36 97V95H38V94H39V95H40V94L43 95V94H44L43 97H45V94H46V95L48 94V96L50 97V99H49V101H47V102H49V103H46V105L43 104V105H45L44 108H42V107L40 106L41 108H39V109H40L42 112H44V114L46 113V112H45L46 109H47V110L50 109L49 111H51V110L54 111L53 113H47L48 116H50L51 114L55 116V110H56V114L58 115V113H57V112H59L58 110H60L61 112H63V111L66 110V108H65V110H64V109H63L64 106H63V104H62L63 107L61 106L60 109H59V107L57 106V104H58L60 101H64V100H66L64 94H65V92L68 93V91L70 90L69 88H71V91L74 90L73 92H70V93H71L70 95H71L72 97L74 96V95H72V93L74 94V92L77 91L76 94H75V95L77 96L76 98H79V97H80V96H78V94H80V92H81V94H80V95H81V98H80V99H81V102H83V99H85V100L88 99V100H86L87 102L84 100L85 103H84L83 108H85V110H86L87 107H88V110L91 111L90 113H92V112L97 113V112H98L97 114H99V115H100V113H102V115H100L98 119L96 118V119L98 120V122H99V119L102 120V118H105L106 115H107L108 113L111 114V111L113 110V109H112V110L110 109V112H109V110H108L109 107H107V103H106V105H105L106 108H107V110H106L105 106H104L102 103L108 102L109 100H110L109 102H111L112 97H116V96L119 95V96L116 97L115 99H120L121 96H123L122 99H121V101H120V102H121L120 105H124V106H121V107L119 106V107H118L119 109H121V108L123 109V108H124V109L126 110V111H125L124 109L121 110L122 113H128V116H130V117L133 119V118L136 116V115H134V114H136V113L139 114L140 111H143L141 108H143L142 106H144L145 111L143 112L144 114L142 115V113H141V115H142L143 118H145V120H143V122H142V121H139V120L141 119V118H140L141 116L139 117V119L136 117V118H134L133 120L135 121V119H138V123H139V124H140V122H141V123L143 124V126L146 127V128L149 126L150 130H151V128H153L152 126H153L154 122H156V124H155V125H157V126H155L156 128H158V127L160 128L161 126H164V128H162L161 131H160V129L158 130V129H156V128H155L156 130H153V129H154V128H153L151 131H156V133L154 132L155 134H153V132L149 131V128H148V131L145 130L146 132H143V134L145 133V134H144V137H142V131H141L144 127H141L142 125H139V126H138V123H136L137 126H138V128L141 127V129H140V131H139V133L141 132L140 135L138 134V136H135V135L137 134L136 132H138V131L136 130V131H132V132H134L135 134H134V135L132 134L133 136H131V133H132V132L128 130L129 132H131L130 135L128 136L129 138L131 137L130 139H133V137H134V139H137V141L141 140V141H140L141 145L138 144V145H139L138 148H140V151H141V147L143 148L141 152H144V151H143V150H144V147H145V150H147V149H146V148H147V145H148V147H149L148 150L151 149V150H150V153H151V154H150L149 152H147V154H145L146 152L143 154V155H145V156H146L147 158H149V159H147L146 157H144L145 159L141 161V156L137 158V157H134V155H133V154L135 153V151L137 150V149H136L137 146L134 144V145L136 146V148H135V146L133 147L132 144H133L136 140H134V142H132V144H130L129 147H127V148H124V146H123V150H124V149H128V152L124 150V151L126 152V153H125L126 155H124L123 157H122V156H119V157H120L119 160L122 161L123 158H124V160H125V162H126L127 164H128V163H131V165H132V163H133V165H132V166L130 165V167H129V165H125V162H121V163H119L120 161L118 160V158H119V157H118V154H119L118 152H121L120 149H122L121 146L123 145V144H122L123 136H126V134H127V135L129 134V132L125 133L127 127H128V126H131L132 124H134V121H133V123H132V121H130L132 124H129L128 126H125L126 128L124 129V127H123V125H122L124 122H123L122 124H121V122L123 121V118L125 119V117H117L118 115H116V116L114 115V117H113L115 120H116V118H118V119H119V118H122V120H121V119L118 120V122H119V123L121 124V126H122V127L119 126L120 124L117 125V126H119L120 128H119V127L117 128V127L115 126V124H118L117 121H116L115 123H114V122L112 123V122H111L112 120L110 121V119H109L108 117H107V118H108L109 120H108L107 118H106L107 120H106V119H103V120L101 121L102 123L100 122V124L103 125V121H105V122H104V125L107 126V123H106V122L109 121V125H112V124L114 125V126H112V128L115 127V129H119V131L123 128V130H124L125 132L122 131V132L124 133V135H123V134L121 133V131H120V133L122 134V135H121V137H122L121 140H122V141L120 140L122 145H119V144H120V143H119V144H117V145L115 146V144H116V143H115V144H114L115 148H113V146L110 145L111 148H112V150L110 149V146H109V144H110V142L112 141V139H115L116 142H117V141L120 142V141L117 140L118 137H117V139L114 138V136H113V138H112L111 136H112L113 134H112V135H111V134H108V135H110V137H111V140H110V138H109V140L107 139V140L109 141V144L107 143L108 141L106 142L107 145H106L105 143H101V144H100V147H99L98 150L100 151V149H102L101 151H104V149H105V151L103 152V154H105V155H103V157L109 155V154H107V153L109 152L110 155H109L107 158H111V157H112V158H111V159H108V161H106L107 158H105L106 160L102 159L100 162H102L103 164H104V161H105L106 163H109V162H110V164H111L112 167H114V166L116 167V165H114V163H113V165H112V162H111V161L115 162V164H117V165H118V163H119L120 166H123V167H122V170H123V168L126 166V167H125V170H126V171H127V170L130 171V168H131V167H132L131 169H132V170L134 169V171L137 170V168L141 167V168H139V170H137V171H141V169H142V170H145V172H146L147 174H154V173L157 174L159 171H161V172H159V175L157 174V177H155L154 179L150 177L151 175H148V176H149V179H150L151 182L148 181L149 179L146 178V177H148V176H147V174H145V173H143L144 179H140V178L138 179V176H136L135 178L137 179V181L130 182V181H132V180L134 179V178H133L132 180L130 179L131 176H132V175H131L132 171H131V173L129 172V174H130V175H129V174H127V172L125 173V171H122L121 168H120L119 165H118V170H119V172L121 173V171H122V173L124 172V173H123L124 175H125V174L127 175V176H123V175L121 176V174L119 173L120 175H119L118 177H119L120 179H121V177H126L127 180L124 178V182H126L127 184L124 183L123 181H120V182H121V183H120L121 185H120V184H119V185L122 186V183H124V184H123L124 187L122 186V188H120V189H121L120 192H119L120 194H119L118 192H116V194H117V193H118V194H117V195L114 194V196H112V197H115V196L119 197V196H121V193H122V195H123V197H124V195H126V194H124V193H125L126 191L128 192L129 189H130V190H131V191H130V192H131V193H130V196H129V198L127 197L128 199L126 198V199L129 201V203H127L126 207H127L128 205H132L133 202H134V201H133V198H134L133 196H134V195L132 196V194L134 193V190H135V192H136L135 196L137 195V200H138V195H139V194H137V191L140 190L139 188H141V191H144V190L142 189V187H140V186H139V188H136L137 186L135 187V184L138 182V180H139L140 182H141L142 180H144V181L146 182V184L144 185V189L146 188V186H147V187L149 186V189H151V190H149L148 188H146V189H148V190L145 189V191H144L145 194L142 193V192H140V193H142V194H140L141 196L139 195L140 199L142 198V195H143V194L146 196V192H147V191H149V192H147V195H149V196H150V192L153 191V192H152V195L154 194V195H153L154 197H153V196L150 197L152 200H153V198H155L153 201H156V198L158 199L159 196H160L161 199H158V200H162V199L165 198V196H167V195H168V197H169V196H172V197H173V195L176 196V197L180 196L179 193H177V192L175 193V189H174V188H176V187H174V185H173L172 182H171V184H172L173 186H171V187H173V188H171V191L173 192L172 189H174V192L171 193V195H170V193H169V194H166V195L163 194V193L165 192V188H164V186H166V184L170 183V182H169L170 176H169V177H166V176H165V173L167 172L168 167H169L170 169H171V167H172V169H173V167H174V170L177 169V170H178V173H179V169H180V171H181L180 174L182 175V177H178V178L185 179V177H187L188 175H189L190 177L194 175V176H193L194 180H193L192 177L190 178V177L188 176L189 180L191 179V182H190V183L193 184V182H194V181L196 180V178L198 177L199 173L201 172V174H202L203 171H200V170H199V173L196 174V172H198V166H197V170H196V172H195V169H194L195 166H192V165L196 164L197 162L201 163V162L204 160V159H202V156L205 158L208 154H210V153H208L207 155L204 156V154L207 153V151H208L210 148L208 149V147H207L206 151H203V150H204L203 148H205V147L208 146V145H206V146L204 147L203 143H205V142H202V139H201V144H202V146L200 145V147H199V146H197V144H196V143H198V142L200 141V140L197 141V139L201 138L203 134H204V135H203L204 138H205V137H207V138L210 137L209 135H208V136H207V135L205 136V133H206V134H208V133H207V132H203V131H202L203 127H201L202 129H200V128H199L200 126L198 125V124H200L199 121H200L201 119L203 120V119H205V118L202 117L201 113L198 114L199 111H198V112H195V114H194V112L190 113L191 115H192V114L195 115V116H193V118H190L191 115L189 114V112L192 111V110H194V109H195V110H196V109L200 110V109L202 108L201 103H200L201 98H199V97H198V98H199L200 100L198 99L197 101L200 103V104L198 103V106H200L201 108H200V107H199V108H198V107L195 108V107H196V106H195L196 104H195V105L193 104L194 102H196L195 100L197 99V97H196V99H195L194 96L199 92V91H198L197 93L195 92V91H196L195 89H197V85H198V89H200V88L202 87V89L205 91V93H206V92H207V93L210 92V90H212V91L214 92V93H213V92L211 91L212 94H213L212 96H213L214 99H212L211 96L207 98V95H209V94H206V95L204 94L208 100H209V98H211L210 100H211V101L213 100L214 102H210V100L208 101L207 99H206V102H205V97H204V98L202 97V99H204V102H205L206 104H205L204 102H202V103H204V104L206 105L205 108H207V109L209 108L208 110H210V107H211V106L213 107L215 104H217V102H219V100H220V99L218 100L219 97H221V99H223L222 97H224V96H225L224 100H226V101H224V103H223V100H222V103H223V104H220V103H221V102H220V103H218V104H220V106L216 105L217 108L219 107V110L222 109V108H220V107H224V108L222 109V112H223V113H224V111L226 110L225 108H228L230 105L236 104V106H238V103H240L241 105L239 104V106L237 107V110H238L240 106H242L243 104L245 105V101L248 100V98H249L250 96H255V95L258 96V95H259L258 97L261 96L262 101H264V80H262V79H264V77H262V76H264V75H262V73H264V71H262V73L259 71V70L262 69V67H264V66H261V65H260V67H259V64L261 63L262 65H264V63H262V62L259 63V61L261 60L260 57H262V56H261V52H260V50L257 49V51H259V52L256 53V52H255V49H254V48H255L254 45H256V47H259V45H257V44L259 43V42L257 43V37L260 38L258 35H260V34H261V36L264 35V33H260V34H259V32H260L261 30H262L261 32H264V25H262V24H264V23L260 22V24L262 23V24L260 25V26L262 27V29H261V27L258 25V23H259L258 21L264 19V17H262V16L259 17V16H258L259 14H260V15H261V14L264 15V13H262V12H264V11H261L262 9H264V7H261V6H264V0H260L261 2H260L259 0H257V1L255 0L256 2L253 1V2H255V4L253 3V4L255 5V6H254L255 10H253L254 8H253V6H252V5H253L252 2L250 3V2H248V0H246L247 3H248V5H247L246 1L243 0V1H244V4H242V5H243V6H242V7H243L242 9H245V10H246V8L248 9V8L250 7L249 10L251 9V11H249V10H248V11H249V13H251V15H252V12L254 13V11L256 12V10H257V11L259 10L258 12L254 13V14H256V15H254L255 17L252 16L251 19H249V18H250V15H249V17H248V15L245 16L246 14H248V11H247V13L244 11V12L241 14V12L243 11L242 9H239V8L241 7V6H239V5H241V3H240L241 0H239V1L236 0L237 4H238V2H239V4H238V6L235 4V5H236L235 8L233 7V5H234V3H236V2L233 0L234 3H231V2H233L232 0H231V1L227 0V2H230L231 6L234 8V9H233V8H231V7L228 6L229 9H230V12L233 11V14H234V15H232V16H234V18H236V16H235L236 14H235L234 12H238V11H241V10H242L241 12H238V13H237V15H238V19H240L239 16L241 17V15H243L244 13H245L244 16H245V17H248V18H245L244 16H242V17H244V20L241 18L240 21H237V24H238V22H239L238 26L240 27V25H241L240 29H238V30H237V27H238V26H236L237 24L234 25V21H236V20H238V19L235 20V19L233 18L234 21L232 20V22H231V18H229V16H230V17H232V16L230 15V12H229V16H228V12H227V11H228L229 9H226V8H228V7H224L225 9L222 8V7H223L222 5H224V3L226 4V5H224V6H227V5H228V3H226V0H225L224 3H223V0H218V2H221V3H222V5H220V6H219V4H221V3L217 4L218 2L216 3V2H214L213 0H212V2H210L211 0H203V3H202L201 0H200V4H202V5L200 6V9H202V12H205V10L203 11L202 6H204V8H207V9L209 10V11H208V10L206 9L207 12H206L205 14H203V15H206V16H205L206 18H205V17H202V15H201V17H202V19H200L201 21L199 20V17H200V14H202V12L199 14V12L201 11V10H199V8H197V9H198V10H197L198 12H197V11H193L194 9L192 10V12H193L192 15H195V12H196V15H198V16H197L198 19H193V20H194V21H193V20L189 19V18H193L192 15H191L190 17H189V16L187 17V15H190V13H191V12H190V11H191L190 9L193 8V7H192V8L189 7L190 4H193V3L189 2V1H191V0H189L188 2H187V0H186V5H184V4H185V2H184L185 0H184V1H183V0H179V1L181 2V4H180V2H178L177 0H174V1L172 0V2L170 1V4H167L168 2H166V3L164 2V3H165V4H164V3H163V0H162V1L159 0L160 2H159L158 0H157V1L155 0L156 2H155L154 0H150V1H149V0H147V1H146V0H135V1H134V3H135L134 5L132 4L133 2L131 3V0H129L128 3H127V0H122V1H121V0H113V1H112V0H109V1L104 0V2H103V0H99V1H98V0H88L89 3H85L86 0H85L84 2H80V0H78V1L76 0V2H71V3H73V7H72V6H68L69 3H70V0H69V2H68V1H66V2H68V5H67V6L70 7V8L72 9V10L70 9L71 11H70V10H67L68 7H65V8H67V9L64 8V6H66V5H65L66 3L63 4V3H64L63 0H56V2H57ZM111 1H112V2H111ZM114 1H115V2H114ZM119 1H120V2H119ZM125 1H126V2H125ZM136 1H137V2H136ZM141 1H142V2H141ZM12 2H13V1L11 0L10 4H11ZM77 2H78V3H77ZM91 2H92L93 4H95V5H92ZM96 2H97V3H96ZM101 2H103V5H102ZM113 2H114V3H113ZM122 2H124L125 4H123ZM152 2H154L155 4H153ZM193 2H194V4H195V5H194V8H195L196 5H197V3H199V0H193ZM213 2H214V4H213ZM18 3H16V4H18ZM75 3H77V5L74 6ZM83 3H84V4H83ZM108 3H109V4H108ZM111 3H112V4H111ZM116 3H117V4H116ZM147 3H148V4H147ZM150 3L152 4V7H151V4H150ZM158 3H161V4H158ZM245 3H246V4H245ZM256 3H259V5H260L259 7H260V8H257V9H256V7H257V4H256ZM82 4H83L84 6H82ZM114 4H116V6H114ZM120 4H121V6H119ZM129 4L132 5L133 8H135V9L131 8V9L133 10V12H134V10H135L136 12L133 13V12H131L132 10L130 11V9H129V8H130V5H129ZM136 4H137V5L139 4L140 6L138 5L137 7H140L141 9L138 8V10H136V6H135ZM142 4H143V5H142ZM166 4H167V5H166ZM176 4H178L179 6L176 5ZM182 4H183V5H182ZM188 4H189V5H188ZM215 4L218 5V7L220 8V9H219V8H218V9L221 10V12L224 11V10H226V12H227V18H228L227 21L229 22V20H230L229 23H231V26H230V24L226 21L227 24L230 26V29H229V30H231V29L234 27V28H233L234 30H231L233 33L231 32L232 34H230L232 40H229V39H231V38H229V37H230V36H229L230 31H227V30H228V28H227L228 25H226L225 20H223V19H224V18H223V17H224L223 14L226 15V12L224 11L225 13L222 12V14H221V12L218 11L217 6H216ZM19 5H17V6H19ZM70 5H72V4H70ZM79 5H81V6L83 7V9L85 10V11L83 10L82 12H86V13H88V14H84L85 17H86V15H88L86 18L84 17V15H82L83 17L81 16L82 18H81V17L79 18L78 13H77V17L75 16V18L70 16L72 13H74V15H75V13H76V9H77V11H78L79 13L81 12L80 10L82 9V7H80ZM89 5H90V6H89ZM125 5H126V6H125ZM145 5H147V6L149 5V9H148L147 7H145ZM162 5H163V6H162ZM165 5H166V6H165ZM168 5H169L170 7H169ZM171 5H172V6H171ZM175 5H176V6H175ZM181 5L183 6V8L180 7ZM198 5H199V4H198ZM4 6L6 7V5H4ZM4 6H2V8H3L4 10L1 8V9L3 10L2 12H0L1 15L4 14V13H6V12H5V8H4ZM77 6H79V7H77ZM85 6H86V7H85ZM88 6H89L90 8H89ZM91 6H92V7H91ZM95 6H96V7H95ZM100 6H103V7H100ZM107 6H109V7H108L109 11L107 10ZM110 6H111L112 9L110 8ZM142 6L145 7L146 9H148V10L151 11V13H149V11L146 10V11H147V14H148L149 16H150V14H152V15L150 16V18L153 17V18H151V19H153L154 21H152V20L149 18L148 15H147L148 20H147V18H145L146 15L143 14V13H144V12H143V11H144V10H143L144 8H143ZM153 6H154V7H153ZM156 6H157L158 8H156ZM161 6H162V7H161ZM164 6H165L167 9H166ZM167 6H168L169 8H168ZM177 6H178L179 8H178ZM191 6H192V5H191ZM221 6H222V7H221ZM245 6H246V7H245ZM247 6H248V7H247ZM251 6H252V7H251ZM13 7H14V6H13ZM13 7L11 8L13 11H15L16 9L19 10V7L17 8L16 5H15L16 8H14L15 10L13 9ZM118 7H120V10H118V9H119ZM128 7H129V8H128ZM159 7L162 8V9L159 10ZM163 7H164V8H163ZM175 7H176L177 9H176ZM187 7L189 8V10L187 9ZM238 7H239V8H238ZM60 8H59V9H60ZM87 8H88V9H91V10H88ZM92 8L94 9V12H93ZM101 8H102V9H101ZM104 8H105V9H104ZM154 8H155V9H154ZM171 8L174 10L173 14L175 15V14H176V11H177L178 14H179V16H178V14H176L175 16H178V18H182L183 21L186 20V21H185L186 23L189 22V21H191V24H193L192 26H194V24H195V23H194L195 20H196V22L201 23V24H199V23L197 24V23H196L195 26L197 27V29L200 28V27L202 26V23H203L204 19H205V21L207 20V22L204 21L205 24L203 23V25H205V27L210 26V25H215V28H216V24L218 23V21H214V20H219V18H220L219 22H222V23L224 22V23H225V27H223L224 25H222V29H223V31L225 32V34H224V32H222V37L225 38V39H224L225 43H227V42H228V43H227V44H222V45H225V46H223V47H224V51L227 50L226 54H227L228 56L225 55V54H223V53H222V55H221V54H220L221 51H220V53H218V52H219L218 49L221 48V47H219V45H220L221 42L223 43V38L221 37V34H220L221 32H220V30L218 31V32H220V33H218L219 36H216V35H217V32H215V33H216L215 35H214V32H211L210 34H209L210 31H207V32H206L207 39H209V40H213V41H215L216 44H219V45H217L218 47L216 46L218 49H217V48H216V49L213 48V49L215 50V52L218 51V52H216V54L213 52V53L215 54V56L217 57V59H216V57H214V55H213V53H212L213 49H212V50H208V52L212 53V54H211L212 56H211V55L209 56V53L207 52L208 56H206V58H205V55H207V54L204 55L203 52H202V53H201L202 55H201V54L199 53V52L201 51V50H200V47L198 46L199 43L197 44V47H199V48L195 49L196 47H194V50H198V49H199V51H196V52H198V54H200L201 56H204L203 59H202V57H201V60H204V59H205V61L210 62V63H207V64H208L209 66L212 65V68H213V63H215V61H212L213 59H215L216 61H218L219 58H220V60H221V59H222V60H223V59L226 60L225 58L228 57V59L230 58V62H231V60H232V58H233V56H232V55H233V52L235 53V52L237 51V52L239 53V52L241 51V50L239 49V48H240V45H241V47H243V48H241V49L243 50L244 47H246L245 45L247 44V48H248V49H247V48H246V49H247L248 53L251 54L252 56H250L249 54H248V55L246 54L245 56L242 57V56H241V55H242L241 52L239 53V54H240V57L237 56V55H239V54H235V55H234V59H235V58L237 59V58L239 57L240 60H241L242 58L245 60V59L247 58V56L250 58V59L246 60L247 62H245V63L242 62L243 59L241 60L240 63H242L243 66H244V64H245V65L247 66V68H246V66H245L246 70H244L245 68L242 67L243 70H242V68H241L240 71H242V72H243V71H246V73H249V71H250L251 69H259V68H260V69H259V70H255V71H253V73L256 72V73H254V74L252 73L253 75L251 74V72H252V71H251L249 74H251L252 76H251V75H250V76H249V75L246 76V75H247L246 73H245L246 75H243L244 72L241 73L239 70H237L239 66L241 67V65H238V66H237V64H238L237 61H239V60L237 59V60L235 61V60L233 59L234 62H233V60H232V63H233L234 65L237 63V64H236V67H237V68L234 66V70H236L237 72L239 71V72L243 75V76L240 75V73L238 72V74H239L240 77H242V78H247L246 80L242 79V80H244L246 83L243 82V81H241V79H240V81H241L242 83H240V82H239V79H238L239 76H238V77H235V76H234V78H236L237 80H234V79H233L234 81H236V82L238 81V82H239V83H236V82L233 83V84H235V85H234V88L237 87V89H238V88L241 89V87H242L243 90H244V95H245V94H246V95H247V94H249V95L251 94L250 96L248 95L249 97L247 96V98H246V97H244L243 92L241 93V94L243 95L242 97H244L243 99L241 98L242 101L244 100V101H243L244 103H242V101L240 100V97H241V96L238 95V94L240 93L241 90L239 89V91H238V90L236 91V89L232 88V87H233V84L231 85V81H232V80L230 81L229 76H228V79H229V80L226 79L227 77H226V78L223 77L224 79L221 78V77L223 76V74H224V76L229 75V74L225 75V73H223V72L221 71V70H223V67H225V66H222V64L225 65V64L223 63L224 61L222 62V60H221V63H220V61H218L217 65L220 63V64H219V67H218L217 65H214L215 67H214L213 69L210 68V69H212V72L210 71V73L207 74L206 77H204V75L207 73L206 70L208 69V67L205 66V65H206V64L204 63L205 61H199V62H198L197 60H195V59H197L198 57H199V59H200V55H198L197 57H196V56H193L195 51L193 52V54H191V52H190V51L193 50V47H192V50H190L189 48L186 47V46H189V45H190V47H191V45L193 46L194 43H193V44L190 43V44L188 45V42H193L194 40H196V36H198L199 38H200V37H203V36H201V35H203L202 32L204 31V28H205V27H203V26H202L203 28L201 27L203 30L201 29V32H199V33H201L200 35H199V33L196 34V31L198 32L200 29L197 30V29H195V28L193 27V30H194V31L196 30V31H195L196 36H194L195 34H194V31H192V29H190V30L188 29V30H187L188 33H187V31L185 30L186 33H187L188 35H186V33H185L184 35L182 34V36H183L184 38L181 37V34H180V33H179L180 36H177V34H176L177 37L175 36V38H178L179 40H178V39H177V40L174 39V40H175V41H178V44H176L177 42H174L173 40L170 39V37H172V39H173V35H175V33H174V32H175V29H174V28H175V26L178 24V21H177V24L174 23V22H175L174 19H178L177 17L175 18V16H172L173 19H170V20H169V18H168L169 11H173V10H170ZM174 8H175V9H174ZM181 8H182L183 10L186 9V10L188 11L187 13H189V14H187V13L185 14V13L181 10ZM221 8H222V9H221ZM261 8H262V9H261ZM1 9H0V11H1ZM11 9H10V12H11ZM79 9H80V10H79ZM110 9H111V10H110ZM178 9H179V10H178ZM232 9H233V10H232ZM235 9H236V10L238 9V10L236 11ZM102 10H103L104 12H103ZM140 10H141V11H140ZM154 10H156V11H154ZM158 10H159V11H158ZM162 10H164V11L162 12ZM166 10H167V13H168L167 15H165V14H166V13H165ZM186 10H185V11H186ZM195 10H196V9H195ZM58 11H59V10H58ZM62 11H63V12H62ZM89 11H90V12H89ZM95 11H97V12H95ZM101 11L103 12V14H106V12H107V14H106V15H103ZM111 11H112V12H111ZM117 11H118V12L120 11L119 14H117V13H118ZM139 11H140V12H143V13H140ZM157 11H158V14H156ZM160 11L162 12V14L165 13L164 15H162V14H161V15H162L164 21L166 20L165 18H167V22H166L167 24H165V22H163V19H162V18H161V19H160V17L158 18V15H159V12H160ZM8 12H9V10H8ZM67 12H69V13H67ZM121 12H122V13H121ZM126 12H127V13L129 12L130 14H128V15H131V16H132L133 14H135V16L133 15V16L130 18V19L133 18L131 21L129 20V16L126 15V14H127ZM179 12H180L181 14H180ZM218 12H220V13L218 14ZM90 13H92V15H90ZM93 13H94V14H93ZM108 13H109V14H108ZM111 13H112V14H111ZM113 13H114V14H113ZM153 13H154V14H153ZM170 13H171V12H170ZM239 13H240V15H239ZM68 14H69V15H68ZM100 14H101V15H100ZM110 14H111V16H109ZM121 14H124V15H121ZM140 14H143V15H140ZM171 14H172V13H171ZM171 14L169 15L170 17H171ZM231 14H232V13H231ZM1 15H0V19H1V17L3 16V15H2V16H1ZM51 15H52V14H51ZM54 15H55V14H54ZM54 15H53V16H48V17H47L49 23L51 22V21H49V17H51V18H55V17L57 16V14H56L55 16H54ZM74 15H73V16H74ZM97 15H99L100 17L97 16ZM120 15L122 16V18L120 17ZM125 15H126V16H125ZM155 15L157 16L156 19H154ZM181 15H183V16H181ZM208 15H209V16H208ZM220 15H223V16H220ZM61 16H60V17H61ZM65 16H66V17H65ZM89 16H90V17H89ZM104 16H106V17L104 18ZM108 16H109V17H108ZM112 16H113V17H112ZM117 16H118L119 18H116ZM123 16H125V17H123ZM136 16H137V17H136ZM140 16H141V17H140ZM143 16H144V17H143ZM180 16H181V17H180ZM185 16H186V17H185ZM11 17H12V15H11ZM110 17H111L112 19H111ZM135 17H136V18H135ZM138 17L140 18V20H139ZM195 17H196V16H195ZM197 17H196V18H197ZM256 17H259L260 19H259V18H256ZM34 18H35V17H34ZM58 18H57V19L55 18L56 20L53 19L52 22H57V21H58V23H59V19H58ZM62 18H60V20H62ZM77 18H79L80 20L78 19V20H77L78 22H77V21L75 22V20H76ZM84 18H85V20L83 21ZM89 18H90V19H89ZM108 18H109V21H108ZM143 18H145V20H142ZM210 18H211L212 21L209 22L208 20H210ZM225 18H226V16H225ZM253 18H254V20L256 19V20H258V21L255 20L254 22H252V21H253ZM261 18H262V19H261ZM87 19H88V20H87ZM94 19H95V21H96L97 23H95ZM101 19H103V20H101ZM106 19H107V20H106ZM135 19H136V20H135ZM221 19H222L223 21H222ZM246 19H247V20H246ZM248 19H249V20H248ZM54 20H55V21H54ZM92 20H93V22H92ZM104 20H106V21H104ZM111 20H112V21H111ZM138 20H139V21H145V22L148 24V26L145 28V22H138ZM149 20H150V21H149ZM171 20H172V21L174 20V21L171 23V22H170ZM197 20H199V21H197ZM202 20H203V21H202ZM242 20H243V22H244L243 24L241 23ZM250 20H251V21H250ZM40 21H41V20H40ZM65 21L63 20V23H64ZM102 21H104V24H105V26H106L107 28L104 26V24H103ZM121 21H122V22H121ZM123 21H124V23H126V24L123 25V24H122ZM127 21H128V22L130 21V22H129V23H130V26H129V24H128ZM134 21H137V22H134ZM147 21H148L149 23H148ZM155 21H156V22L159 21L160 23H159V22L156 23ZM183 21H182V23H183ZM247 21H248V22H247ZM30 22L32 23V21H30ZM34 22H35V20H34ZM48 22H47V23H48ZM87 22H88V23H87ZM89 22H91V24H90ZM105 22H106V23H105ZM117 22H119L120 24L117 25ZM133 22H134V23H133ZM151 22H152L153 24H152ZM154 22H155V24H154ZM161 22L164 23V24L162 25ZM208 22H209V23H208ZM212 22H213V23H212ZM216 22H217V23H216ZM251 22H252L253 24H251ZM257 22H258V23H257ZM39 23H40V22H39ZM39 23L37 22V24H35V23L32 24V25H33L32 27H34V28L36 27L34 30H36V32H37L38 34L40 33V31H41L42 33H44V34H45V33L47 34L48 29H50L49 26H48V27L46 26V24H45L46 22L44 23V25L40 24V25L44 26V28H42L41 26H39V28L41 27V29H42V30H40L39 28H37ZM42 23H43V22H42ZM60 23H61V24H60ZM60 23L57 24V26H58V25H60V26L62 25V26L64 27V26H65L64 24H66V23L62 24V22H60ZM68 23H67V25L70 24V23H69V24H68ZM115 23H116V24H115ZM141 23H142V24H141ZM150 23H151V24H150ZM210 23H212V24H210ZM215 23H216V24H215ZM224 23H223V24H224ZM246 23H247V24H246ZM248 23H250V24H251V27H252L250 30H248L249 28L246 27V26L244 25V24H246V25L248 26ZM86 24H85V25H86ZM101 24H102V26H101ZM107 24H108V25H107ZM127 24H128V26H126ZM133 24H134V25H133ZM137 24H138V26H141V27H139L140 30H137L138 32H136V30H135V29H139L138 26H137ZM140 24H141V25H140ZM171 24L173 25L172 27H171ZM180 24H181V23H180ZM180 24H178V25H180ZM187 24H188L187 26H186V24H184V25L181 24L180 27H183V29L181 28V31H180V32L184 33V32H185L184 29H187V27H188V28L191 27V24H190V23H187ZM208 24H209V25H208ZM48 25H49V24H48ZM72 25H70L69 28H67V29H70L69 31H72V30H71ZM90 25H91V26H90ZM96 25H98V26L100 27V29H99V27L96 26ZM122 25H123L124 27H123ZM150 25H151V27H150ZM152 25L157 26V27H156L157 29H156V28L153 29L154 26L152 27ZM161 25H162V26H161ZM164 25H166V27H164L165 29L163 28ZM178 25H177V26H178ZM197 25H198V26L200 25V26L198 27ZM206 25H207V26H206ZM232 25H234V26L232 27ZM242 25L245 26V29L243 28ZM252 25H253V26H252ZM60 26H58V29H57V30H59L60 32L62 31L61 29H63V31H65V30L68 31V30L66 29V27H68V26H65L64 28H62V27L60 28ZM76 26H77V24H76ZM111 26H112V28H110ZM117 26H118V27H119V26L121 27L120 30H119V29L117 30V31H119V32H118L119 35H120L119 37H118V35H117V31H115L114 34H113V31L117 29ZM168 26H170V27H168ZM177 26H176V27H177ZM184 26H186V27H184ZM189 26H190V27H189ZM226 26H227V27H226ZM235 26H236V27H235ZM254 26H255V27L258 26L259 29H258V28H257V29L254 28ZM21 27H22V26H21ZM24 27H25V26H24ZM27 27H31V25L29 24V26H27ZM27 27H26V28H27ZM32 27H31V28H32ZM45 27H46V28H45ZM54 27H55V26H54ZM74 27H75V25H74ZM78 27H77V28H78ZM85 27H86V26H85ZM101 27H102V28H101ZM108 27H109V30L111 31L110 33H112L113 35H112V34L110 35L109 30H107V31H108V32H107V35H108V36L110 35V39H111V40H109L110 42L107 43L104 39L107 38V37H106L107 35H106L105 33H106V29H108ZM120 27H119V28H120ZM167 27H168V28H167ZM173 27H174V28H173ZM211 27H213V26H211ZM220 27H221V26H220ZM231 27H232V28H231ZM239 27H238V28H239ZM249 27H250V26H249ZM22 28H23V27H22ZM26 28H23V30H26V33H27V31H28L30 28H29L28 30H27ZM56 28H57V27H56ZM75 28H76V27H75ZM77 28H76V29H77ZM94 28H95V29H94ZM96 28H97V29H96ZM103 28H105V29H103ZM122 28H123V29H122ZM124 28H125V30H124ZM142 28H143L144 31H145V29H146L145 32H147L149 28H150L149 30L153 29L154 32H153V34H151V37H150V35H149V32L151 33V31H148L147 33H145L143 30H141ZM177 28H178V27H177ZM191 28H192V27H191ZM215 28H214V29H215ZM235 28H236L237 31H235ZM242 28H243V29H242ZM246 28H247V31H246ZM19 29H21V28H19ZM19 29H18V31H19ZM43 29H44V30H43ZM72 29H74V28H72ZM132 29H134V30H132ZM158 29H159L158 32H160V33L157 32ZM162 29H163V30H162ZM173 29H174V30H173ZM210 29H211V28H209V30H210ZM212 29H213V28H212ZM219 29H220V28H219ZM254 29H255V30H260V31H259V32H255ZM21 30H22V29H21ZM32 30H33V28L30 29V33H31ZM34 30H33L32 32L35 33ZM38 30H40V31L38 32ZM45 30H46L47 32H46ZM57 30H56V31H57ZM77 30H78V29H77ZM93 30L98 31L99 33H98V32H95V33H94ZM104 30H105V31H104ZM121 30H122V31L124 30V31L121 32ZM128 30H129L130 32H129ZM167 30H168V31H167ZM176 30H177V29H176ZM179 30H180V29H179ZM179 30H177V33L179 32ZM182 30H183V31H182ZM206 30H208V27L206 28ZM240 30H241V33H242V34H241V37L243 36V33H244V36H243V37H244V39H245L246 32H247L248 34L251 33V34H252V35H251L252 37H251L250 35H249V36H250V38H251L252 40L247 36V38H249V40L246 39V40L244 41V40H242V39H243V37H242V39H240V43H241V44H240V43H239V39H238V38H241V37H240V32H239ZM243 30H244L245 32H244ZM63 31H62V32H63ZM69 31H68V32H69ZM100 31H101V33H100ZM162 31H164V32L162 33ZM166 31H167V32H166ZM171 31H173V32H171ZM191 31H192V32H191ZM211 31H213V30H211ZM216 31H217V29H216ZM242 31H243V32H242ZM16 32H17V31H16ZM51 32H53L52 29L49 30V33H50V34H51ZM57 32H58V31H57ZM57 32H56V35H55L56 37H55V38H59V37H57V35H58L60 32H58V33H57ZM62 32H61V34H62ZM73 32H75V34H76L77 31L74 29ZM73 32H71V37H72V36H76V35L73 34ZM78 32H77V33H78ZM133 32H135V35H137V33H138L139 36H138V35L135 36ZM140 32H143V33H141V35H140ZM190 32H191V33H190ZM237 32H238V33H237ZM19 33H20V31L18 32V34H19ZM28 33H29V32H28ZM28 33H27V34H28ZM37 33H36V34H37ZM53 33H55V32H53ZM53 33H52V34H53ZM108 33H109V34H108ZM122 33H124V34H126V35H124V34H122ZM129 33H132V34H133V35H132L133 37H130L131 34H129ZM155 33H158V34H155ZM169 33H172V34L174 33V34L171 35V34H169ZM234 33H237V34H236V35H237L236 37H238V34H239V37L236 38L235 36H233V35H235ZM27 34H26V35H27ZM64 34H65V33H64ZM67 34H68V36L65 34L66 37H65L63 34H62L63 36L58 35V36L61 37L60 41H64V43H62V42L60 43V41L57 42V44L59 43V44L61 45V47H60L59 44H58V45H59L58 48H56L57 46L54 47V48H50V45H49V44L46 45V47L48 46V47H47L48 49H49V48L51 49V50L49 49L50 52L53 51V52H52V56H53L54 58L57 57V55H55V50H54L55 48L58 50V51L56 52V54H57V53L61 50L60 48H62V46H63L64 49L62 48V51L60 52L61 57H64V55L61 54V53H64V51H67V52H68V51H71V52H72L73 49H72V45H71V44H72L73 41H71V43H70L69 41H70L71 39H69V41L67 40V39H68L67 37H69L70 32L67 33ZM72 34H73V35H72ZM94 34H95V35H94ZM97 34H99L98 36H100V35L102 34V35L99 37V39H97ZM121 34H122V36H121ZM147 34H148V35H147ZM154 34H155V35H154ZM162 34H163V35H162ZM189 34H190V35H189ZM191 34H192L193 36H192ZM212 34H213L214 36H216V37H221V38H219V39H218V38L215 39L216 37L213 38V39H210L211 37L208 38V36H209V35L211 36ZM248 34H247V35H248ZM254 34H258V35H254ZM15 35H17V33H15ZM21 35H22V31H21ZM26 35L24 36V34H23V36H21V37H23V38H20V34H19V37H18V35L15 36V38H14V40L16 39V40H15V43H16V44L18 43V42H17V39H18V38H19V39H18L19 42H21V41H22V42H23V41L25 42V41L28 39V38L26 37ZM103 35H104V37H105L104 39H103V37H102ZM127 35H128V37H127ZM146 35H147V36H146ZM158 35H161L162 37H159ZM167 35H168V36L170 35V36L168 37V38H169V41H166V40H168L167 37H166ZM185 35H186V37H185ZM223 35H224V36H223ZM27 36H28V35H27ZM77 36H79V35H77ZM92 36H93V37H92ZM94 36H95L96 38H95ZM112 36H113V37H112ZM145 36H146V37H145ZM154 36H155V38H154ZM189 36L191 37V41L186 40L187 42H185L184 40H185V39H188ZM206 36H205V31H204V37H206ZM214 36H213V37H214ZM232 36H233V37H232ZM255 36H257L256 39H255ZM16 37H17V38H16ZM63 37H65V38H63ZM90 37H91V38H90ZM123 37H124V39H126V42L124 41ZM129 37L132 38L131 40H133V41H132L133 43L136 42V39H134V37H136V38H139V37H140V40H141V38L143 37L142 40H144V38H145V40H147V41H146V42L143 41V42H141V43H139L140 41H139V42L137 41V42H138V46L141 45V46H140L141 48H140V51H138V53H136L137 51L134 52L133 49H131V48L134 47V44L137 45V42L134 43V44L132 45V42H131V40L129 39ZM148 37H149V38H148ZM179 37H180V38H179ZM198 37H197L198 40L194 41L195 44H196L197 42H199V38H198ZM204 37H203V38H204ZM234 37H235L236 40H238V42H237L236 40H235V41L233 40ZM25 38H27V39L24 40ZM62 38L65 39V40H62ZM74 38H75V37H74ZM74 38H73L72 40H74ZM113 38H115V43H112V42H111V41L113 40ZM150 38H152V39H150ZM156 38H157V40H156ZM193 38H194V40H193ZM203 38H200V39L203 40ZM75 39H76V38H75ZM165 39H166V40H165ZM182 39H183V40H182ZM207 39H206V40H207ZM253 39H255V40H253ZM261 39H264V38H260V40L258 39V41H260V43H261V41H264V40H261ZM14 40H12V41L14 42ZM77 40H78V39H76V41H77ZM81 40H80L79 42H81ZM90 40H91V41H90ZM98 40H99V42H98V43H95V41L97 42ZM100 40H101V42H100ZM142 40H141V41H142ZM180 40H181L182 42L184 41L185 44L187 43V45H185L184 43H183V45L187 48V51L190 50V51L188 52V54L190 53L189 55L187 54V52H185V51H186L185 49H181L180 52H179L180 54L178 53L179 49L183 47V46L181 45L182 42H181ZM192 40H193V41H192ZM204 40H205V38H204ZM209 40H207V41H209ZM217 40H219V41L221 40V42L218 43L219 41H217ZM226 40H227V42H226ZM250 40H251V42H253V41L255 42V41H256L257 44H254V42H253L252 45H251ZM54 41H55V40H54ZM67 41H68V42H67ZM76 41L74 42L73 48H74V46H76L75 43L77 44ZM85 41H86V40H85ZM118 41H120V42L123 43V44H121V43L119 42V43H118V46H117V45H116V42H118ZM153 41H154V42H153ZM163 41H164V42H163ZM170 41L173 42L174 45H176V48H170V47H175V46H173L172 43L168 44ZM179 41H180V42H179ZM207 41H206V42H207ZM213 41H211V43H210L211 45H210L209 42H208V45H210V46H208V48H211V46H212V44H213ZM232 41L234 42V44L239 43V44H238V48H237L239 51L236 50V49H235V51L233 50V48L235 47V45L232 44V43H233ZM248 41H249V42H248ZM55 42H56V41H55ZM79 42H78V43H79ZM128 42H129L128 45H130V44L132 45L131 48H130V47H129V48L127 47V46H128V45H127ZM147 42L150 43V44H151V42L154 43L153 45L151 44V46H153V47H154V46H158L159 44L162 45V46H160L159 48H158V47H156V48L159 49V50H160V48H161L162 53H163V52L165 53V51L168 53V54L165 53V54L168 55V61H167V62L165 61V64H167V65H164V66H165L164 68H166V69L169 68V69L171 70V69L173 68L172 66L175 67L176 65H178V64H176V63L179 62L178 60H179L180 58L182 59L183 62H182L181 59H180V61H181L182 63L179 62V63L181 64V65L179 64V65L181 66V68L179 69V71L177 70L178 72H180V70H181V72H182V69H183V68H182V64H183L184 62H186L187 60L189 61L190 58H192L193 60L197 61L198 63H196V64H199V63H200V64H204V66H203L204 68H201L200 65H196V66L194 65V66H192V67H195V69L199 68V69H197V70H198L199 72H201V73H199L200 75L203 74L202 77L198 76L199 74H198V72H197L196 70H194V71L192 70V72H190L189 75L192 74V75L194 76L195 73H196V75L198 74L197 76H195L196 79H195V77H193V78H191L190 76L188 77V75H186V76H187L186 78L183 77V78H185V80L182 79V78L180 79L179 77H180V75H182V74L179 73V76H177L178 74H177L176 69H175L176 67H179V65H178V66H176V67L174 68L175 71H174L173 69H172L173 71L171 70L172 72H175L176 74H175V73H171V72L169 71V69H168V70H165V72H166V73H170L171 75H170V74H169V75H166V76L163 75V77L165 76L164 78L167 77V79L170 78V77L173 78V79L177 78V79H175L176 82H175L173 79L170 78V79H168V80H166V79L163 80V81L166 80V83H163L164 86L161 85L159 82H158L157 84H155V86H156V85L158 86V84H160L161 86H163V87H161V89H162L163 92H162V91H160V92H162L163 95H164V93L167 94V95H164L163 98H164L165 96H167V98H168L169 96H170V98H171V97L173 98L172 95H174V94L176 93L175 91H177L178 89H182V90H180V91L178 90L177 93H178V92H182V93L184 92L183 94H184V96L186 97V99H188V98L190 99V98H191V99H190V100H191V104H190L189 99H188V101H187V100H181V98L184 97L182 93H181V95H182L183 97H179L177 93H176L177 95H176V94L174 95V96H176V97H179L180 100H181V102H177L178 106H176L177 104L174 105V108H173V109H172V107H171V109H172V114H171V115L177 117L176 114L179 113V118H177V120L179 121V123H175V122H177V120H176L175 117H174L175 119L173 118L174 122H172V121H171V118H170L171 123H170V121H168L170 124L167 122L166 119L163 120L164 117L167 118V116H168V115H166V113H165V111L167 110V108H165V111H160V112L163 113V115H162V113L159 112V110H158V111L155 110L156 113L159 112L160 115H162V120H163V122H161V121L158 122V119H159L160 115H159L158 113H157V114L155 113L156 115H154V113H151V112H153L154 108H156L157 105H159V104H158V103H159L158 101H160V99H159V100L157 99L156 101H157L158 103L155 104V103H156L155 100H152L153 97L151 98V96H149V91H148V90L150 89V88H149L150 86H149V87H148V86L146 87V86L144 85L145 88H148V90H147V91H148V95H147V94H143V92H142V91H145V90H143V89H144L143 84H142V87H140V88L138 87V88L140 89V90H139V89L135 88V85H134L135 82H134V83H131V82L129 83V82H127V81H132V82H133V77L135 78L134 74H132V73L134 72L135 69H133L132 72H131V68H134V67H131V66H130L132 60H127L126 63H128V65H127L126 63H124V69L127 68V71H126V69H125L124 74H123V75L121 74L122 76H120V77L117 76L118 73L115 72V71H116L115 69H114V70H115V71H114L113 69H111V67H109V69H108V67H107V63H109V61H107L106 58L109 57V59H111L112 57L110 58V54L112 53L113 55H115L114 58H113V60H115V59H116L115 57H117V55H118L117 52H118V53H119V51L121 52V50H119V49H124V48H125V49L123 50V52H125V51H126V53H128V52L131 53V51L133 52L132 54L129 53V57H130L131 55H132L131 57H133V55H134V58H135V55H136V58H135V59H137L136 61L139 62V64L141 63V65H142V64H145V63H144L145 61H146V62L149 61V62H147L145 65H147L148 63L151 62V64L153 63V64H152V67H154V65H155V64H154V62H155V59H154V58H156V56H158L157 54H159L161 51L158 52V50L155 48V50H156V52H157V54H156V53H155V50H154V49H151V48H152L151 46H147V47L145 46V45H148ZM161 42H162V44H161ZM203 42H204V41H203ZM206 42H205V43H206ZM230 42H232V43H230ZM244 42H245L246 44H244ZM69 43H70V45H69ZM83 43H85V42L83 41ZM83 43L81 42V44H83ZM87 43L84 44V45H87ZM100 43H104V44H106V45L109 44V47L112 46L111 48H113V47L115 46V47H114L115 49L113 48V49L111 50V48H109V50H108L107 47H106V48H103V47L105 46L104 44H103V45H102V44L100 45ZM110 43H111V44H110ZM124 43L126 44V46H125ZM144 43H145V45H143V48H146L147 51L144 50V49H143L144 51H142V44H144ZM155 43H156V44H155ZM164 43H166V44H164ZM249 43H250V44H249ZM260 43H259V44H260ZM50 44H51V42H50ZM53 44H54V42H53ZM67 44H68V45H67ZM113 44H114V45H113ZM120 44H121V46H120ZM157 44H158V45H157ZM195 44H194V45H195ZM200 44H202V43L200 42ZM216 44H213L212 47H215L214 45H216ZM230 44H232V45H230ZM243 44H244V46H242ZM262 44H264V43H261L259 48H260L261 51H262V55H264V45H262ZM55 45H56V44H55ZM66 45H67V46H66ZM84 45H83V46H84ZM110 45H111V46H110ZM131 45H130V46H131ZM136 45H135V48H136ZM171 45H172V46H171ZM203 45H204V44H203ZM206 45H207V44H206ZM206 45H204V46L206 47ZM233 45H234V47L232 48L231 46H233ZM236 45H237V44H236ZM51 46H52V45H51ZM69 46H70L71 48H70ZM78 46H80V43H79V45L77 44V47H78ZM81 46H82V45H81ZM81 46L78 47V48L76 47V49H74L75 51H73V52H77L76 50H78L79 52H81V51H83V50H84V51L88 50V49L85 48V47H87V46H84L85 49H84V48L82 49ZM83 46H82V47H83ZM102 46H103V47H102ZM123 46H124V48H123ZM163 46H164V48H163ZM168 46H169V47H168ZM177 46H179L180 48L177 47ZM195 46H196V45H195ZM200 46L203 47L202 45H200ZM226 46H229V48L231 47V49H228V47H227V49H225ZM250 46L253 48V51H254V52H253V51H252V52L255 53V54H253V53L251 52V49H252V48H251ZM261 46H262V47H261ZM41 47H42V48H45V47H43V46H41ZM59 47H60V48H59ZM65 47H67V48L69 47L71 50H70V49H67V48H65ZM93 47H97L96 50H94L95 48H93ZM149 47H151V48H149ZM167 47H168V49H167ZM185 47H184V48H185ZM236 47H237V46H236ZM42 48H41V49H40V48L37 49L38 52L35 53L36 55L34 54V57H35V58H32V59H33L32 62H33L34 60H35V61L38 60L37 57H36V56L38 55V53L41 54V55L39 54L38 56H44L43 54H44V52H45V49H47V48H45V49H44V52L41 53ZM80 48H81V50H80ZM116 48H118V49H116ZM126 48H127V50H129L128 52H127ZM148 48H149V49H148ZM162 48H163V49H162ZM169 48H170V49H169ZM178 48H179V49H178ZM203 48H204V47H203ZM48 49L46 50V52L48 51ZM52 49H53V50H52ZM59 49H60V50H59ZM65 49H67V50H65ZM97 49H98V50H97ZM106 49H107L108 52L106 51ZM150 49H151V50H154V52H150V51H151ZM174 49H175L177 52H176ZM188 49H189V50H188ZM222 49H223V48H222ZM103 50H104V51H103ZM113 50H115V52H114ZM117 50H118V51H117ZM168 50H169V51H168ZM171 50H174L173 53L176 52V55H177V56L180 55V58H179V57H177V58L174 57L173 60L177 59V60H175V63H172V62H173V60H172L173 56H172V58H169V57H171V56H169V55H172L171 53L169 54V52H172ZM183 50H185V51H183ZM204 50H205V49H204ZM206 50H207V47H206ZM228 50H229V51H230V50H233V51H231V53H230ZM39 51H40V52H39ZM84 51H83V52H84ZM96 51H97V52H96ZM98 51H99V52H98ZM109 51H110V52H109ZM111 51H112V52H111ZM116 51H117V52H116ZM148 51H149L151 54H148ZM181 51H182V55H181ZM244 51H246V50L244 49ZM244 51H243V52H244ZM79 52H77V56H78V54H80ZM139 52H140V53H139ZM183 52H185V54H187V60H186V58H182L183 55H184V57L186 56ZM196 52H195V53H196ZM69 53H70V52H69ZM102 53H104V54H102ZM105 53H106V54H105ZM114 53H115V54H114ZM141 53H142V54H141ZM153 53H154V55H155V54H156V55L154 56ZM164 53H163V54H164ZM217 53H218V55L220 54L221 56H220V55H219L220 57L217 56ZM244 53H247V52H244ZM244 53H243V55H244ZM65 54H66V52H65ZM82 54H83V53H82ZM143 54H144V55H143ZM145 54H146V55H145ZM178 54H179V55H178ZM257 54H258V55H257ZM58 55H59V53H58ZM101 55H103V56H101ZM108 55H109V56H108ZM137 55H138V58H139V56H140V59H141V57L143 56L141 62H140V60L137 58ZM151 55L153 56V61H152V59H151ZM167 55H166V56L164 55V56L167 57ZM173 55H174V54H173ZM176 55H175V56H176ZM224 55L227 56V57H225V58L223 57V58H222V56H224ZM230 55H231V56H230ZM98 56H97V58H98ZM107 56H108V57H107ZM111 56H112V55H111ZM145 56H146V57H145ZM188 56H189V59H188ZM190 56H191V57H190ZM235 56H237V57H235ZM257 56H258V57H257ZM58 57H59V59L61 60L60 56H58ZM58 57L56 58V60L58 59ZM105 57H106V58H105ZM120 57H121V56H120ZM120 57H119V58H120ZM131 57L128 58V59H131ZM144 57H145V58H144ZM148 57H149V58H148ZM165 57H164L163 60L166 59ZM194 57H196V58L194 59ZM211 57H212V58L214 57V58L212 59ZM231 57H232V58H231ZM241 57H242V58H241ZM245 57H246V58H245ZM44 58H46V60H47V55H46V57H44ZM76 58H78V57H76ZM101 58H104V62L107 61L106 66H105V67H107V69H108V73H107V75H106L105 73H103L104 71L102 72L101 69H100V68H105V67H103L105 64L103 63V60H102ZM119 58H117V59H119ZM209 58H210V59H209ZM117 59H116L115 61H117ZM120 59H122V57H121ZM135 59H134V60H135ZM144 59H145V60H144ZM146 59H147V60H146ZM170 59H171V60H170ZM207 59H209V60H207ZM252 59H254V60L252 61ZM262 59H264V58H262ZM105 60H106V61H105ZM111 60H112V59H111ZM134 60H133V61H134ZM143 60H144V61H143ZM161 60H162V59H161ZM163 60H162V62H164ZM166 60H167V59H166ZM169 60H170V61H169ZM190 60H191V59H190ZM193 60H192V61H193ZM249 60H250L251 62H249ZM35 61H34V67L36 68L37 65L39 66V67L37 66V72H38V70H39V71L44 70V72H41V73H42V74H43V73L47 74L48 72H45V71H46V70H47V71L49 70V67H48L49 65H48V66H45V68H46V67L48 68V69H46V70H45V68H43V67H44L43 65L45 64V62H46V64H49V63H47L49 60H48V61H45V60H44L45 62L42 61V62L44 63V64H42V66H41V64H39V63H41V62H37V64H36ZM82 61H83V62H82ZM118 61H119V60H118ZM129 61H130V62H129ZM177 61H178V62H177ZM195 61H194V62L189 61V64H191V63L194 64ZM226 61H227V60H226ZM255 61H258V62H255ZM261 61H264V60H261ZM49 62H50V61H49ZM121 62H124V59H123V61L118 62V64L121 63ZM137 62H135V63L138 65ZM170 62H171L172 64H170ZM227 62H228V61H227ZM235 62H236V63H235ZM18 63H19V61H18ZM95 63H96V65H95ZM102 63H103L104 65H103ZM112 63H113V62H112ZM132 63H133L132 65L134 66L135 63H134V62H132ZM240 63H239V64H240ZM243 63H244V64H243ZM251 63H252L253 65H252ZM254 63H255V65H254ZM35 64H36V65H35ZM98 64H99V65H98ZM125 64L127 65V67H125V66H126ZM169 64H170V67H171V68L168 66ZM173 64H174V65H173ZM185 64L187 65L188 62H187V63H184V65H185ZM189 64H188L187 66H191V65H189ZM210 64H211V65H210ZM215 64H216V63H215ZM247 64L249 65V67H251V69L248 67ZM81 65H82L83 68H82V67L80 68ZM81 65H80V66L78 65V66H79V69H81V70L83 71V69H85V68H84L83 64H81ZM101 65H102V67H101ZM141 65H138V66H141ZM145 65H142V66H141V67L144 68V70H145V69L148 70V69L152 68V67L148 68L150 64H149L147 67H144ZM256 65H257V67H259V68H256ZM78 66H77V65H76V66L74 65V68H75V67H78ZM150 66H151V65H150ZM197 66H200V67H197ZM216 66H217L218 68H216ZM220 66L222 67V69H220V68H221ZM228 66H229V64H228ZM228 66H227V67H228ZM183 67H184V66H183ZM192 67H191V68H192ZM196 67H197V68H196ZM227 67L224 68V69H225V71L223 70L224 72L227 71V69H228ZM229 67H230V66H229ZM231 67H233L232 64H231ZM200 68H201V69H200ZM40 69H41V70H40ZM124 69H123V70H124ZM128 69H129V70H128ZM141 69H142V68H141ZM152 69H153V68H152ZM192 69H194V68H192ZM202 69H203V70L205 69V71H204V72L200 71V70H202ZM215 69H217V70H215ZM218 69H219V71H218ZM230 69H231V68H229L228 70H230ZM248 69H249V70H248ZM16 70H18V69H16ZM61 70H62V69L58 70V72H59L60 75H61V73H62ZM70 70H72V69H70ZM75 70H76V69H73V72H76ZM85 70H86V69H85ZM85 70H84V71H85ZM104 70H105V69H104ZM109 70H110V71H109ZM142 70H143V69H142ZM142 70H141V71H142ZM144 70H143V72L148 73L147 70H145V71H144ZM183 70H184V69H183ZM213 70H215V71H214L215 74L218 73V74H217L218 76L213 75V74H214ZM151 71H152V70H150V73H149L150 76H152L151 74H152L153 72L155 73V71H153L152 73H151ZM163 71H164V69H163ZM167 71H169V72H167ZM232 71H233V70H232ZM236 71H235V72H236ZM247 71H248V72H247ZM14 72H19V71H14ZM30 72H31V70H30ZM70 72H72V71H70ZM73 72H72V73H73ZM106 72H107V71H106ZM112 72H115L116 75H115V73H112ZM126 72H129V73H127V74H129L128 76L126 75ZM143 72H141V73H139V74H142ZM165 72H164V73H165ZM183 72H184V71H183ZM183 72H182V73H183ZM208 72H209V70H208ZM219 72H222V73H223L220 77H219V74H220ZM229 72H230V71H229ZM233 72H234V71H233ZM237 72H236V73H237ZM19 73L21 74V70H20ZM19 73H17V74H19ZM66 73H67V74H71V73H69V72H66ZM76 73H77V72H76ZM85 73H86V72H85ZM120 73H121V72H120ZM122 73H123V71H122ZM146 73H144L143 75H147ZM154 73H153V74H154ZM227 73H228V71H227ZM230 73H232V72H230ZM260 73H261V74H260ZM42 74H41V75H42ZM45 74H43V76H44ZM59 74H58V75L56 74L57 77L60 76ZM90 74H89V75H90ZM100 74H102V75L104 74V76L101 75V77H99ZM131 74H132V77H130ZM172 74H174V75H172ZM233 74L235 75V73H233ZM259 74H260V75H259ZM12 75H13V73H12V74H8V75H7V78H6V77H4V78H6L7 81H10V80L12 79ZM52 75L55 76V74H51V76H52ZM72 75H73V74H72ZM72 75H71V76H72ZM74 75H75V74H74ZM135 75H136V73H135ZM183 75H184V74H183ZM183 75H182V76H183ZM208 75H210V76H211V75H212V76H216V77L219 78V79L221 78L222 81H221V80H220V81H221L222 83H221V82H218V81H217L218 79L216 80L215 77H214V80H213L212 76H211V78L209 79L208 77H210V76H208ZM230 75H231V74H230ZM254 75H255V76H254ZM261 75H262V76H261ZM19 76H20V75H19ZM19 76H17V77H19ZM39 76H40V74H39ZM43 76H42V77H43ZM66 76H69V75H66ZM116 76H117V77H116ZM126 76H127V77H126ZM141 76H142V75H141ZM147 76H148V75H147ZM147 76H144V77H147ZM153 76H156V74L153 75ZM174 76H175V77H174ZM176 76H177V77H176ZM245 76H246V77H245ZM253 76H254V77H253ZM256 76H257V77H256ZM42 77H41V78H42ZM69 77H70V76H69ZM85 77H86V76H85ZM89 77H90V76H89ZM122 77H124L125 79L123 80ZM128 77H130V78H128ZM148 77H149V76H148ZM163 77H162V78H163ZM232 77H233V76H232ZM232 77H231V78H232ZM240 77H239V78H240ZM255 77H256V78H255ZM259 77H260V78H259ZM14 78H15V76H14ZM43 78H44V77H43ZM73 78L75 79V76H74ZM121 78H122V81H123V82L126 80V78H128L129 80L125 81L126 84H124V83H120V82H121V81H120ZM131 78H132V79H131ZM141 78H143V77H141ZM149 78H150V77H149ZM178 78H179L181 81L184 80L185 83L182 82V83H183V84H182L183 87L179 86V85H181V84H179V82H181V81H180ZM199 78H200V81H201V80H202V81L204 80V81H203V83H205L204 85H203L202 82H201V83H200V82H199V83H194V82H193L194 80L196 81V80L199 79ZM201 78H202V79H201ZM15 79H16V78H15ZM66 79H68V77H67ZM76 79H78V78H77V75H76ZM92 79H93V80H92ZM143 79H144V78H143ZM143 79H142V80H143ZM146 79H147V78H145V80H146ZM160 79H161V78H160ZM186 79H187V80H186ZM188 79H192V80H188ZM208 79H209V80H208ZM211 79H212L214 82H211V83H210V80H211ZM225 79L228 80L229 82L226 81ZM254 79H256V80L253 81ZM148 80H149V79H148ZM170 80H171V81L173 80L174 82H171V83H170V84H171V87H169V89H168V86H165V85H169V86H170V84H169ZM178 80H179V81H178ZM205 80H206L207 83L205 82ZM224 80H225V81H224ZM248 80H249L250 82H249ZM261 80H262V83H260ZM42 81H43V82H44V81L47 82L48 80L44 79V80H42ZM42 81H41V82H42ZM73 81H74V80H73ZM76 81H78V80H76ZM76 81H74V82H76ZM83 81H85V80H83ZM83 81H82V82H83ZM91 81H92V82H91ZM119 81H120V82H119ZM135 81H137V80H135ZM138 81H139V80H138ZM138 81H137V82H138ZM167 81H169V82L167 83ZM208 81H209V82H208ZM216 81H217L218 83H217ZM223 81H224V82H223ZM139 82H140V81H139ZM139 82H138V83H139ZM160 82H161V81H160ZM188 82H190V83H188ZM191 82H193L194 84L191 83ZM197 82H198V81H197ZM215 82H216V83H215ZM138 83H136V84L139 85L140 83H139V84H138ZM186 83H188L189 85L192 84L193 86L191 85V86H188V88H186V86L184 85V84H186ZM220 83H221L223 86H222ZM224 83H225V84H224ZM226 83H228L229 85L227 86ZM150 84H151V83H150ZM176 84H177V85H176ZM195 84H196V85H195ZM219 84H220L221 86H220ZM22 85H24L25 87H23ZM140 85H141V84H140ZM160 85H159V87H160ZM210 85H211V86H210ZM214 85H216L217 87H216V86L214 87ZM224 85H225V86H224ZM21 86H22V87H21ZM60 86H61V87H60ZM153 86H154V84H153ZM153 86H151L150 91H153V90L155 91V89H152ZM172 86H175V87H177V88H174V87H172ZM178 86H179V87H178ZM199 86H201V87L199 88ZM226 86H227V88L230 87V86H232V87H231V89H232V93H233V91H234V92L236 91V92L234 93L235 95L233 94V97L237 95V98H239V99H238V103H236V102H237V98H234V99H236V102H235V103H233L234 100L231 101V99H233V98H230V97H232L231 95L228 96L231 92H230V91H227V88H224V87H226ZM18 87H19V88H18ZM20 87H21V91H19ZM64 87H66L67 90H66V88H64ZM136 87H137V86H136ZM159 87H157V88L159 89ZM190 87H192V88L194 87V88H193L194 90H193L192 88H190ZM195 87H196V88H195ZM203 87H205V88H203ZM218 87H219V90H221V91H223V89H224V90L227 91V93L229 92L228 95H227L226 91H225V92L223 91L222 94H224V95H220V96H219V91H216V90H218ZM63 88H64V89H63ZM141 88H142V90H141ZM170 88H172V89H176V90H175V91H174V90L172 91V89H170ZM216 88H217V89H216ZM96 89H97V90H96ZM136 89H137V90H136ZM163 89H164V90H163ZM166 89H167V90H166ZM202 89H201V90H202ZM205 89H206V90H205ZM213 89H216V90H213ZM61 90H62V93H64V94H63V96H64V100H62L63 97H62V98L60 97V96H61V95H60V94H61ZM63 90H65V91H63ZM95 90H96V92H95ZM138 90H139L140 92H139ZM168 90H169V91H168ZM228 90H229V89H228ZM25 91H26V92H25ZM147 91H146V92H147ZM154 91L151 92L150 94H153ZM24 92H25V93H24ZM58 92H59L60 94H59ZM78 92H79V93H78ZM136 92H137L138 94H136ZM157 92H159V91L156 89L155 94H156ZM160 92H159V93H160ZM173 92H174V94H172ZM194 92H195V93H194ZM211 92H210V93H211ZM215 92H216V93H215ZM217 92H218V93H217ZM237 92H239V93L237 94ZM13 93H14V92H13ZM77 93H78V94H77ZM109 93H110V94L113 93V95H108ZM139 93H142V97H141V94H139ZM199 93H200V92H199ZM199 93H198V95H196V96H200V95H202L203 91H201L200 95H199ZM225 93H226V94H225ZM255 93H256V94H255ZM117 94H118V95H117ZM134 94L136 95V97L139 96L138 99H139L140 102L143 101V104H145V103H146V104H145V105H142V106H139V105H138L139 102H137L138 104L135 103L137 98H136V99H133V95H134ZM155 94H154V95H155ZM171 94H172V95H171ZM216 94H218V97H214V95L217 96ZM58 95H60V96H58ZM115 95H116V96H115ZM146 95H147V96H146ZM156 95H157V98H159L158 96H160L161 93H160L159 95H158V93H157ZM156 95H155V96H156ZM179 95H180V93H179ZM193 95H194V96H193ZM226 95L230 98V101H229L230 103L227 101V100H229V99H226V98H227ZM10 96H9V97H10ZM14 96H15V95H14ZM66 96H67L68 99L70 100L71 96H69V94H67ZM145 96L148 97L149 99H151L149 102H150V104H151V103H152V104H155V105H153V106H155V107H153V108H152V107H149V106H152V104L149 105V102H148V103L146 102V101L149 100V99H145V100H144V98H146ZM202 96H203V95H202ZM257 96H255L256 99H255V97H254V98H253V97H250V99H251V98H252V99H251L250 101L248 100V101H247L248 103L246 102L247 105L249 104L252 108H254V104H255V103H257V104H259V105L262 104V103H264V102L260 101L259 98H258ZM39 97H40V96H39ZM58 97L61 98V100H59ZM67 97H66V98H67ZM108 97H109V98L111 97V98L108 99V100H106V98H108ZM25 98H24V99H25ZM33 98H32V99H33ZM45 98H47V97H45ZM90 98H91V100L93 101L92 103L90 102ZM101 98H102V99H101ZM123 98H124V100H123ZM134 98H135V97H134ZM161 98H162V95H161ZM163 98H162V99H163ZM167 98H165L166 101H167ZM172 98H171V99H172ZM179 98H177V99H179ZM193 98H194V101H193ZM216 98H217V99H216ZM245 98H246V100H245ZM257 98H258V99H257ZM36 99H33V100H36ZM100 99L102 100V102L100 101ZM141 99H142V100H141ZM154 99H155V98H154ZM162 99H161L160 103H163V102H162V101H163ZM171 99L168 98V101H170ZM174 99H175V97H174L172 100H174ZM183 99H185V98H183ZM253 99L256 100V101L258 100V101H257V102L255 101V103H254ZM43 100H44V99H43ZM58 100H59V101H58ZM103 100H105V101H103ZM122 100H123V101H122ZM134 100H135V101H134ZM216 100H218V101L215 103ZM38 101H40V98H39V100H37L36 102H35V101H32V102H33V105H40V102H38ZM41 101H42V100H41ZM45 101H46V100H45ZM45 101H44V102L42 101V102L45 103ZM57 101H58V103H57ZM99 101L101 102L102 105H101V104H98ZM113 101H114V98L112 99V102H111V103L108 102L109 105H110V104H111V105H114V104H112V103H114L115 101H114V102H113ZM144 101H145V103H144ZM151 101H152V102H151ZM153 101H154V102H153ZM166 101H164V102H166ZM176 101H177V100L175 99L174 104L176 103ZM178 101H179V100H178ZM182 101L190 107V108H189V107L187 106V108H188L189 111H188V114L186 113V115H188V116L185 117L186 119H185L184 117H182V115H184L183 113H185V110L183 111V109L186 107V105H185V107H183V106H182L183 104H179V103H182ZM186 101H187L191 106L194 105L195 107H194V106L191 107L188 103H186ZM192 101H193V102H192ZM201 101H202V100H201ZM207 101H208V104L210 105V107H209V105L207 104ZM239 101H241V102H239ZM259 101H260L261 103H260ZM34 102H35V104H34ZM42 102H41V104H42ZM53 102H56V103H55L56 105H54L55 107L52 106V105H53V104H52ZM79 102H80V100H79ZM81 102H80V103H81ZM88 102H90V103H88ZM120 102H117V103H120ZM122 102H123V104H122ZM133 102H134V103H133ZM170 102H171V101H170ZM95 103H96V104H95ZM115 103H116V102H115ZM132 103H133V106L131 105ZM167 103H169V102H167ZM172 103H173V102H172ZM210 103L213 104V105H211ZM225 103H226V104H225ZM228 103H229V104H228ZM231 103H232V104H231ZM250 103H252V104H250ZM253 103H254V104H253ZM93 104H94V105H93ZM134 104H136V106H135ZM141 104H142V103H141ZM224 104H225V105H224ZM7 105H8V104H7ZM60 105H61V102H60ZM60 105H59V106H60ZM81 105H83V103H81ZM81 105H80V106H81ZM109 105H108V106H109ZM115 105L117 106L118 104H115ZM115 105H114V106H115ZM130 105H131V109H132L133 107H137L136 109L133 108V109H134V113H133V110H130ZM137 105H138V106H137ZM146 105H147V106H146ZM162 105L164 106V104H162ZM162 105L159 106V107H161V109L164 108L165 106L168 107L170 104L167 105V104L165 103V106H164V107H162ZM171 105H172V104H171ZM171 105H170V106H171ZM202 105H203V104H202ZM207 105H208V107H207ZM223 105H224V106H223ZM226 105H227V107H226ZM228 105H229V106H228ZM244 105H243V106H244ZM247 105H245V106H246V109H245V110H246V113H247V114L245 113V116L247 115L246 117L248 118V116H249L248 114H250V113H251V114H250V116H249V118H248V120H247L248 122H245V123H247V124L250 123V125L248 124V125H249L248 127H247L246 125H244L245 123L242 122V119H243L244 121H245V119H246V118L244 117V112H245V110H244L243 114H240L241 111L239 110L240 112H239V113L237 112V113L240 114V115H239L240 117H241V115H243V117H242V118L239 117V121L236 122V123L239 124V125L237 124L238 127H239V128H238V131H237V128L233 127L234 122H233V124H231V125H230V124L227 125V124H225V121L222 120L223 118L228 119L227 117H230V116H224V115H228V113L226 114V112H228L229 110L226 111L224 115H223V113H222V115L217 114V113H221V111L217 110V111H219V112H217V111L215 110V111L217 112V113H216L217 115H215V112L212 111V109H211V111L214 112V114L212 113V114H213V115H212V116H213L212 119L209 117L210 120H211V122L214 123V126L212 127V131H214V128L216 129V131L218 130V128H216L215 126L218 125V123H217V121L219 122L218 119H221L222 122H220V123H223V122H224V124H225L227 127H228V126H231V128L233 127V131H231V128H227V127H226V128H227V129H226V128H225V125L223 126V124H222V127L225 128V129H222V128H221L223 131H226V130L229 129L231 132H235V133L237 132V134H234V133L231 134L232 137H233V135H234L233 138H230L231 136L229 137L228 134H226V137H227V135H228V138H225L224 135H223V137H222V141H223V142H221V140H220V138H221L220 135H219V138H218V139L216 138V137H218V133H219V131H218V132H217V136H215L216 140L214 139L215 142L213 141L212 138H209V140H207V142L211 140V141L214 142L215 144L217 143L216 141H218V140H219V143H221V144L224 143V144H222V145H224V146H223L224 149L222 148V149H223V152L221 153V157L223 156L222 154L224 153V151L226 150V148H227V150L229 149V150H228L229 152L226 151L227 154L224 153V154H226V155H225L226 157H224V158H221V157H220L221 159H219V158H217V156H215V154H214L213 151L215 150V148H216V150H219V147H218V146L221 145V144L217 143V144H219V145H218L217 147H215V148L213 147L214 150H212V151L209 150V152H211V155H212V156L209 155V157L211 158V161H212L211 166H212V170H213L212 172H213V173H212V176H210V178H209V176H208L209 174L207 175V173H208V172H207V169L204 167V173H203L204 175H202V177L204 176L205 180H204V178H203L202 180H204V181H202L201 183H203V182L206 183L207 181H209L208 183L210 184V183L212 182V183L210 184V187H211V188H210V187H209V189H208V188H203L202 190H203V191H204V190L206 191V189H208L207 193L211 192L212 190H214L215 192H214V191L211 192V195H212L213 197H212V196L210 197V196L208 195L207 198H206V197L204 198V197L202 196L203 194L201 195L200 193H199L200 196H198V197H200V199H201V196H202V198H203L202 201H205V200H208V201H209L210 198H211V200H214V201H211V200H210V201H211V203L209 202L210 204L208 203V201H207V202L205 201L206 203H208V204H207V208L210 207V210H208L209 208L207 209L208 212H206V209H204L205 207L202 208V209H204L205 211H202V209L200 208V207H202V205H201V204L199 205V206H200L199 208L201 209L202 212H204V215H205V216H204L203 213L200 212V216L203 215V217H201V218H202V220H203L204 223L208 222V223H206V224H208L209 227H208V226H207V227L210 229V230H208V228H207V230L209 231V232H208L206 229H204V228L206 227V224H205V225L203 224V225H204V228H203L202 230L207 231V232L209 233V236H210V235H211V236L209 237L208 235H206V234H208V233L205 232V231H204L205 234L203 233V231H202V233H201V231H199V230H197L198 232H195V230L197 229L198 223H196V225H195V229H193V230H194L193 233L191 232V231H193V230H191V231L189 230L190 233H192L191 236H194V235L196 236V233H197V235H198V234H199V235L202 234V235L205 237V240L203 239V236L201 235V236H199V237L197 238L198 240L195 239L196 242H195V240L193 239L194 243H193L192 246H191V245H190V246L188 245L190 249H191L192 247H194L195 245H196V246L194 247L195 250H194V249L192 250L193 252H192V251H189V253H190L189 255L192 256V257L190 256L191 261L193 260L192 262L189 261L190 259L188 260V258H189V257L187 258V255H188V254H187V253H186L187 255L184 254V255H186V256H184V257H186L187 264H189V262H190V264H191V263H192V264H202V263L204 264L205 262H206V264H217V263H220V261H221L220 264L223 263V262H222L223 260L220 258V257H221V254H220L221 251H220V250H222L223 248H219V247H218L219 249L216 248L217 244L215 245V242H216V243H218V242H220V243H224L223 246L225 247V245H228V244H225V243H226V242H225V237H228L229 235H228V236H227V235L225 236V233H224V231H223L224 236H225V237H223V236H221L223 233L217 231L219 234L222 233V234L220 235V238H219V236H216V235H217V232L214 233V230H215L214 227L216 228V227H217V224H219V226H220V225H223V227H222V226H220V227H221V228H224V229H225V227L227 226V227H226V229H227V228L230 226V224L234 225L235 222H234V221H233V222H230V221H229V219H230L229 217L235 216V213H236L235 210H237V212L239 213L240 216L243 215V216H241V217L238 215L240 218H242V217H243V218H242V223L240 222V225H239V226L236 225V223H235V226H236V227H235V226H232V227H234V228L237 229L238 231L240 230V232L237 233V235L239 236V238L242 239L243 236H245V237H243V239L241 240V242H240L239 238H236V240L234 239L235 241H238V240H239L240 243H239V244H236V247H235V248H237L236 251H235L232 247H231V249H233L234 251L231 250V249L228 250V252H229L230 250L233 251L234 253L236 252V253H235L236 255L233 256L234 253H233V252L230 253L231 251L229 252V254H230V255L232 254L231 257L234 258L236 261H237L236 258H239L238 261H239V260L241 261V259L243 260L244 256H245V255L247 256L248 253H249L248 256H250V254H252V256H250V257L247 256V257H245V259L248 258L247 260H248V261H251V262L254 260V261H253L254 264H255V263L258 264L257 262H260L259 264H264V250H262V247H264V246H262V244L259 243L260 241L264 240V231H262V230H264V229H262V227H264V226H262V225H264V219L261 218V217L264 216V215H261V214L259 215V212H257L258 214L255 213V211H253V210L258 211V210L260 209V206H259V208L255 209V207H253V206H255V204H252L251 202H249V201H253V202L255 201V202L257 203V201L259 202L260 200H261V202L264 201V192H259V191H262L260 188H261V187H264V186H262V184H264V178H261V177H260L261 174H262V176H264V173H262V172H264V169L261 170V167L264 168V163L260 164V166H259V164H258V163H260L261 159L264 158V156H262V153H260V152H264V149H261V148H264V144L260 143V142H264V141H260V140L264 139V119H262V117H264V105H262V107H261V105H260V106L257 105V107L259 106V108H258V109H259V112L262 111V112H261V113H262V116H261V115L259 116V115L256 114V113H257L256 111H258V110L255 109V108H254V109H255L256 111L253 110V111H250V113H248L249 111H247V110H251V108H250V109H247V108H249V107H247ZM249 105H248V106H249ZM85 106H87V107H85ZM90 106H91V108H90ZM99 106H100V107H101V106H104L103 109L105 108V110L101 109V108H102V107H101L100 110H101V111L103 110V111H102V112H99ZM145 106L147 107V111H148V112L146 111ZM175 106L178 107L179 109L176 108ZM179 106H180V107H179ZM181 106H182L183 108H182ZM38 107H39V106H38ZM45 107H46V108H45ZM81 107H82V106H81ZM111 107H112V106H110V108H111ZM126 107H127V108L129 107V108H128L129 110H128ZM138 107H139V108H138ZM140 107H141V108H140ZM148 107H149V108H148ZM159 107H158V108H159ZM203 107H204V105H203ZM255 107H256V106H255ZM257 107H256V108H257ZM260 107H261L262 110L260 109ZM9 108H10V107H9ZM89 108H90V109H89ZM150 108H152L153 110H151ZM175 108H176V110H175ZM217 108H216V109H217ZM230 108H232V106H231ZM241 108H242V107H240V109H241ZM244 108H245V107H243V109H244ZM81 109H82V108H81ZM139 109H141V110H139ZM156 109H157V108H156ZM168 109H169V108H168ZM180 109H181V111H180ZM190 109H192V110H190ZM228 109H229V108H228ZM233 109H236L235 106H233ZM62 110H63V111H62ZM83 110H84V109H83ZM85 110L82 111V112H85ZM94 110H96V111H94ZM137 110H139V113H138ZM150 110H151V111H150ZM163 110H164V109H163ZM174 110H175V111H178V112H176L175 115H174V112H173ZM195 110H194V111H195ZM208 110H207V111H208ZM260 110H261V111H260ZM52 111H51V112H52ZM105 111H107L108 113L105 112ZM119 111H120V110H119ZM119 111H118V114H119ZM128 111H129V112H128ZM131 111H132V112H131ZM186 111H187V110H186ZM196 111H197V110H196ZM207 111L203 108L202 114H204V116H205ZM230 111L232 112L233 110L231 109ZM235 111H236V110H234L233 113H235ZM47 112H48V111H47ZM87 112H88V111L86 110V114L83 113V115L85 114V116H87V118H86L85 116L81 117L82 114H81V112H79V114H81V116H80V115H78V116L81 117V119H78V120H79V121H78V120L76 119L78 116H76V118L74 119V121H72L73 123L76 122V123H74V125H75V124H78V122H80V123L78 124V126H77V127H79L83 122H85L86 119L90 120L91 118H93V116H89L90 114L87 113ZM130 112H131V113H130ZM146 112L148 113V115H147ZM149 112L151 113V115H150ZM180 112H181V113H180ZM200 112H201V111H200ZM203 112H205V113H203ZM231 112H230V113H231ZM254 112H256V113H255L256 115L254 114ZM259 112H258V114H259ZM6 113H7V112H6ZM95 113H94V114L92 113V114L95 115ZM104 113H105L106 115H105ZM164 113H165V114H164ZM230 113H229V114H230ZM237 113H235V114L238 115ZM261 113H260V114H261ZM132 114H133V115H132ZM145 114H146V115H145ZM231 114H232V113H231ZM235 114H234V116H233V117H234L233 119H235V116H236ZM52 115H51L50 117L53 118V119L47 117L48 120L51 119V120H53L54 122H56V119L54 120V118H55L57 115H56L55 117H53ZM76 115H77V113H76ZM103 115H105V117H102ZM108 115H109V114H108ZM153 115H154V116H153ZM157 115H159V116L157 117ZM164 115H166V116H164ZM171 115L168 116V117H173V116H171ZM180 115H181V116H180ZM189 115H190V116H189ZM198 115H200V116H198ZM209 115H210V114H209ZM209 115H206L205 117H207V116H209ZM214 115L217 116V120L212 121L213 119H216V117H215ZM218 115H219V116H224V117H222V118H218V117H219ZM232 115H233V114H232ZM251 115H253L254 117L252 116L253 118H250ZM0 116H1V115H0ZM88 116L90 117V119L88 118ZM95 116L98 117L97 115H95ZM112 116H113V115H112ZM112 116H111V117H112ZM120 116H124V115L121 114ZM128 116H126V117H127L126 119H129V120H130V117L128 118ZM132 116H133V117H132ZM137 116H139V115H137ZM147 116H148V117H147ZM151 116H152V117H151ZM197 116H198L199 119H200L201 117H202V118H201L199 121H196V122H198V124L196 123L198 126H195V123H194V127H195V129H196V130H194V129L192 128V129L195 131V132H194V131L190 128V126H188V124H189V125H192V123L195 122V121H192V120H193V119L196 120V119H197V118H196ZM256 116H257V117H256ZM79 117H78V118H79ZM84 117H85L86 119L83 121ZM100 117H101V118H100ZM109 117H110V116H109ZM111 117H110V118H111ZM115 117H116V118H115ZM153 117H154V118H153ZM155 117H156L157 119H156ZM194 117H195V118H194ZM236 117H237V116H236ZM147 118H149V119H150V118H153V121H152V122H151V121H147V120H146ZM160 118H161V117H160ZM181 118H182V120H181ZM188 118L190 119L189 123H188V120H189ZM9 119L11 120L12 118L9 117ZM96 119H95V121H93V120H94V118H93V120L91 119L90 121H88V122H86V123H89V122L91 123V121H92V124H94V123L96 124ZM114 119H113V120H114ZM155 119H156V121H155ZM183 119H184V121H183ZM187 119H188V120H187ZM191 119H192V120H191ZM226 119H224V120H226ZM233 119L231 118V120H233ZM236 119H237V118H236ZM51 120H50V121H51ZM59 120H60V119H59ZM59 120H58V121H59ZM76 120H77V121H76ZM115 120H114V121H115ZM141 120H142V119H141ZM151 120H152V119H151ZM160 120H161V119H160ZM186 120H187V121H186ZM197 120H198V119H197ZM210 120H209V121H208V119L205 120L206 125H208V123H209V125H211ZM221 120H220V121H221ZM228 120H230V118H229ZM228 120H227V121H228ZM46 121H47V120H46ZM58 121L56 122L55 126H56V125H57V126H58V125H59V126L61 125V124H59ZM60 121H61V120H60ZM82 121H83V122H82ZM120 121H121V122H120ZM124 121H125V120H124ZM185 121H186V122H185ZM191 121H192V122H191ZM203 121H204V120H203ZM203 121L201 122V125H202V126H203V125L205 126V122L203 123ZM207 121H208V123H207ZM47 122L49 123V125H50L51 127L54 125L52 122H51V123H50L49 121H47ZM93 122H94V123H93ZM125 122H128V120H126ZM136 122H137V120H136ZM164 122H165V123H164ZM181 122L183 123L182 125H181ZM13 123L15 124V123H17V121L15 120V121L12 122V124H13ZM48 123H46V124H47V127H48ZM60 123H61V122H60ZM86 123H85V124H86ZM111 123H112V124H111ZM145 123H148L147 126H145V125H146ZM151 123H152V124H151ZM157 123H158L159 125H158ZM161 123H162V124H161ZM166 123H167L168 127H167V125H165ZM174 123H175V126H172ZM184 123H188V124H187L186 126H184ZM190 123H191V124H190ZM215 123H216L217 125H215ZM227 123H229V122H227ZM230 123H231V122H230ZM52 124H53V125H52ZM83 124H84V123H83ZM85 124H84L85 127H86V126H87V127L89 126V127H91L90 129H92V130H94L93 127H95V126L98 125V128L95 127V130H94L95 132H96V131L98 132V130H100L99 128L102 127V125H100V124H97V125H92V124H90V125H89V124H88V125L86 124V125H85ZM178 124H179V125H178ZM252 124H253L255 127L257 126V129H256L255 127H251V126H253ZM6 125H7V124H6ZM99 125H100L101 127H100ZM104 125H103V126H104ZM109 125H108L106 128H108ZM124 125H126V124H124ZM160 125H161V126H160ZM209 125H208V126H209ZM4 126H5V124L3 125V127H4ZM8 126H9V124L7 125V127H8ZM50 126H49V127H50ZM81 126H82V125H81ZM132 126H133V125H132ZM132 126H131V128H132ZM176 126H177V129H181L182 127H184L185 129H186V128H187V129L190 128L191 131H193L195 134H198V135H200V136H198V138H197V137H196L197 135L194 136L195 134H194V135L191 134L192 136L189 135V137H188V138H191L190 141H189V140H188L189 142H188L187 140L184 141V137L186 136L185 138L187 139V136H188V135H185V136H184V134H182V133H187V132H185V129H184V130L182 129V130H183L182 133H181V131H180V133H178V131L176 132V130H174V129H176ZM178 126H179V127H178ZM187 126H188V127H187ZM208 126H205V128H207ZM219 126H221V125H219ZM219 126H218V127H219ZM234 126H236V125L234 124ZM7 127H6V128H7ZM39 127H42V126L39 125ZM85 127L82 126V128H83L82 130L87 131L88 129H84ZM110 127H111V126H110ZM134 127H135V124H134ZM171 127H172V129H173V130H172L173 133L171 134V131H170V134H169V135H172V136H173V134H174L175 132H176L177 134H180L181 136H180V135H177L178 137L176 136V134H174V135L176 136V138H177L176 141H178V140L180 141V140H181L180 138H183V139H182V142L180 141V142H178V144H179V146H182V145L184 146V145H185L183 148H186V149H187V150H186V149H185V150L187 151L188 154L190 153V154H189L190 156H189L188 154L185 153V151H184L183 148H181V149H183L182 152H181V150L178 149L179 147L177 148V151H178V152L180 151V153H178L176 150H174V149H176V146H174V144L176 143V142H175V138L173 139V141L175 142V143H174V142L172 141V138L169 139V138H168L169 136H167V132L169 133V131H167V129L171 130V129H170ZM174 127H175V128H174ZM192 127H193V125H192ZM37 128H38V126H37ZM79 128H80V127H79ZM103 128H105V126H104ZM103 128L101 129V131L103 130ZM112 128H111V129H112ZM128 128H129V127H128ZM135 128L137 129V127H135ZM166 128H167V129H166ZM198 128H199V129H198ZM247 128H248V129L251 128V130L253 129V130H252V133H251V130H250V129L247 130ZM39 129H40V128H39ZM96 129H97V130H96ZM108 129H109V128H108ZM108 129H107V131H108ZM144 129H145V128H144ZM190 129H189V131H190ZM197 129L199 130V132H200V130L202 131V132H201L202 135H201L200 133H198V130H197ZM207 129H208V128H207ZM209 129L211 130V127H210V126H209ZM234 129H235L236 131H235ZM259 129H262V130H261L262 132H261ZM34 130H35V129H34ZM37 130H38V129H37ZM92 130H91V131H92ZM104 130H106V129H104ZM112 130H114V129H112ZM131 130H132V129H131ZM157 130H158V131H157ZM203 130L206 131V129H203ZM219 130H220V129H219ZM222 130H221V131H222ZM254 130H256V133H254V135H255V134L257 135V136H255L256 139H254V140H256V141H254V140L252 141V139L255 138V137L251 138V136L253 135ZM258 130H259V131H258ZM89 131H90V130H89ZM89 131H87V132L89 133ZM94 131H93V133L91 132V135H94V136L97 135V136H99V133H98V134H97V133H94ZM119 131H117V132H119ZM143 131H144V130H143ZM159 131H160V132H159ZM165 131H167V132H165ZM186 131H188V130H186ZM207 131H208V130H207ZM221 131H220V133H221ZM223 131H222V134L224 133ZM230 131H228V132H230ZM240 131H241L242 133H241ZM257 131H258V132H257ZM14 132H15V131H14ZM46 132H47V133H45L46 136H48V135L51 136V137L49 136V137H50L49 139H51L52 137H55V136H53V135L50 133V129H49V128H47ZM83 132H84V131H83ZM83 132H82V135H79V136L82 137L83 134H84ZM99 132H100V131H99ZM150 132H151L152 134H150ZM196 132H197V133H196ZM208 132H209V134H210L211 131H208ZM214 132H215V131H214ZM214 132H213V133H214ZM228 132H226V133H228ZM231 132H230V133H231ZM249 132H250L251 135H249ZM17 133L19 134V131H18ZM17 133H13V135L15 134V136H16ZM70 133H71V132H70ZM85 133H86V132H85ZM120 133H118V134L120 135ZM146 133H147V135H149V136H147ZM160 133H162L163 136H161ZM163 133H166V136H164ZM188 133H192V132H188ZM211 133H212V132H211ZM220 133H219V134H220ZM47 134H48V135H47ZM71 134H72V133H71ZM71 134H69V132H68V134H66V135H67L69 138H70V137L72 138L73 135H71ZM89 134H90V133H89ZM89 134H88V137H90V140H91V142H92V139H93L92 137H94V136H91V135L89 136ZM102 134H104V132H103ZM102 134H100V135H102ZM106 134H107V133H106ZM240 134H241V135H242V134L244 135V136L242 135V138H243V139H241L240 137H238V136H241ZM258 134H260V136L262 135V138H261V137H258V136H259ZM70 135H71V136H70ZM104 135H105V134H104ZM152 135H155V136H152ZM157 135H158V136H157ZM211 135H212V134H211ZM236 135H237V136H236ZM254 135H253V136H254ZM67 136H66V137H67ZM85 136H87V135H85ZM97 136H96V137H97ZM172 136H171V137H172ZM221 136H222V135H221ZM235 136H236L237 139H238V143H237V141H236L237 139L235 138ZM17 137H18V136H17ZM106 137H107V136H104V137H103V135H102V138H103V139L106 138ZM108 137H109V136H108ZM108 137H107V138H108ZM115 137H116V136H115ZM139 137H140V138H139ZM147 137H148V139H149V137H150V139H151L152 137H154V138H153V141H152V139H151V140H150V139H149V140H148V139L146 140ZM161 137H162L164 140H162ZM166 137H167V141H168V139H169V142L165 141ZM194 137L197 138L196 140L193 139V140H195V144H193L192 146H189V145H191L192 143H194V141L191 142L192 138H194ZM203 137H202V138H203ZM211 137H214V136H211ZM244 137H245V138H244ZM249 137H250V138H249ZM82 138H83V137H82ZM86 138H87V137H85V139H86ZM94 138H95V137H94ZM155 138H156V139H155ZM257 138H258V139L260 138V140L258 141ZM87 139H88V138H87ZM130 139H128V140H130ZM158 139H160L161 142L163 141V143H164V141L167 142L168 144H167V143H164L165 146H166V145H167V146H166V147L163 146V143H162V146H159V148H158V145H159V144L156 143V142H159V141H156V140H158ZM223 139H227V140H223ZM232 139H233L235 142L233 141V143H232V141H230V140H232ZM240 139H241L242 141H243V140H247V139H249V141H248V140H247V141L249 142L250 147H248L249 145H248V143L246 144V141H245V142H242ZM93 140H94V139H93ZM105 140H106V139H105ZM125 140H126V138L124 139V141H125ZM128 140H127V141H128ZM142 140H143L144 142H142ZM39 141H40V139L37 138L33 143L36 144V146H38V142H39ZM77 141H78V140H77ZM80 141H81V140H79L78 142H80ZM127 141H125L124 144H125V143H127V144L130 143L129 141H128L129 143H128ZM130 141H131V140H130ZM132 141H133V140H132ZM145 141H147V142L145 143ZM154 141H156V142H154ZM170 141H171V143L173 142V146H172V148L174 147L173 149L169 146V144L171 145ZM196 141H197V142H196ZM203 141H204V140H203ZM229 141H230L231 143H230ZM239 141H241L242 143H245L244 146H245L246 148H247V147L250 148V152H252V150H254V148L251 149V146L254 145V144H252V143H255V142H256V143H255L256 146L254 145L253 147H257V146L259 147V145L262 144V146L260 145V146H261L260 148L257 147V149H258L257 152H259V150H261V151L259 152L260 155H259L257 152H255L256 150L253 151L254 154H252V153H250V152L248 153V152H247V149L243 147V148H244V152L246 151V154L243 153L244 156H242V157H246V156L248 155L247 157L250 158V157H249V154H251V157H252L251 159H252L253 161H252V160H249V159L245 161V159H247V158L244 159V158L241 157V159L243 160L244 163L248 161L249 164H252V162H254V161H256V159H258V161H259V162L257 161L258 163L254 162V163H253L252 165H250V166L256 167L255 169H257L258 171H259V168H260V171H259V172H261V174L259 173L260 175H259L258 173H253L254 171L257 172V170L252 169L253 167H252L251 170H250V166H249V167L246 166V165H249V164L245 163L246 165L244 164V166H242L243 163H242L241 161H238V163H240V162L242 163V164H240L242 167H245V169L242 168V170H243V169H244V170L247 169V174H248V175L246 174L245 171H244L245 173L241 172V167H240V165L237 163V160H236V159H238L237 157L240 156L239 154H242V153H241L242 149H241V146H240V145H241V142H239ZM251 141H252V142H251ZM118 142H117V143H118ZM148 142H150V143L153 144V145H154V144L157 145V148H158V149H162L161 147H165V149H167V150L165 151V149H162V150L165 151V153H164L162 150H159L160 153H161V152L164 153V154H163V153L160 154V153H158V151H157L158 149H157V148H155V149L153 148V145H151V148H150ZM184 142H187V143H184ZM190 142H191V143H190ZM212 142H211V143L209 142V143L211 144V146H215V144L212 143ZM250 142H251V143H250ZM81 143H82V142H81ZM87 143H88V142H87ZM87 143H86V145H87ZM113 143H114V140H113ZM143 143H145L146 146L143 145ZM147 143H148V144H147ZM159 143H160V142H159ZM180 143H182V144H180ZM189 143H190V144H189ZM225 143H226V144H225ZM234 143H235V144H234ZM239 143H240V145H239ZM74 144H75V148H77V146L79 145V143H78L77 146H76L77 143H74ZM88 144H89V143H88ZM102 144H105L104 146H105V147L108 146V147H107V148H104ZM111 144H112V142H111ZM160 144H161V143H160ZM178 144H175V145H178ZM206 144H207V143H206ZM212 144H213V145H212ZM233 144H234V145L238 144V145L236 146V148H237V147H238V148L240 147L241 150L239 151V150L235 149V147H233V146H234ZM251 144H252V145H251ZM257 144H259V145H257ZM101 145H102V147H103L104 149L101 148ZM112 145H113V144H112ZM118 145H119L120 147H119ZM142 145H143V146H142ZM155 145H154V146H155ZM198 145H199V143H198ZM222 145H221V146H222ZM247 145H248V146H247ZM125 146H126V145H125ZM131 146H132V148H131ZM140 146H141V147H140ZM194 146H196V147H194ZM209 146H210V145H209ZM211 146H210V147H211ZM221 146H220V148H221ZM228 146H229V147H228ZM80 147H83V146L80 145V146L78 147V149H79ZM202 147H203V148H202ZM232 147H233V148H232ZM61 148H62V147H61ZM61 148H60V149L57 148V150H58V151L60 150L59 152L62 153V154H61V153L58 152V154L62 155V156H63L62 159L65 161V159H66L65 156H67V154L64 152L63 148H62V151H61ZM84 148H85V147H83V149H84ZM152 148H153V150H156V151H154L155 153L153 152ZM168 148L171 150V152H170V150H169ZM191 148H192V149H193V148H195V149H197V148H201V149H199L201 153H199L198 149L196 150V153H195V151H194L195 149H193L194 153H193V151H192V153H191V152H190V151H191ZM80 149H81V148H80ZM106 149H107V150L109 149L110 151L108 150V152H106ZM135 149H136V150H135ZM188 149H189V150H188ZM202 149H203V150H202ZM231 149H233V150L236 151V155H237V156L234 154V155H235V157H234V161L236 160V161H235V162H236V166L232 164L234 161H232V163H230L231 160H233V156H234V155H233V156L231 157V159H230V154L232 155V154L235 152V151H234V152H230ZM255 149H256V148H255ZM117 150H118V151H117ZM134 150H135V151H134ZM148 150H147V151H148ZM173 150H174L175 152H174ZM220 150H221V149H220ZM233 150H232V151H233ZM90 151H91V150H90ZM124 151L121 152L120 154L123 155L122 153H124ZM137 151H139V150H137ZM137 151H136V152H137ZM151 151H152V152H151ZM183 151H184V153H183ZM221 151H222V150H221ZM238 151H239L240 153H239ZM71 152L75 153L74 151H71ZM71 152H69V153H71ZM76 152H78V151H76ZM105 152H106V153H105ZM131 152H132V154H131ZM133 152H134V153H133ZM141 152H137V155H136V156H138V153H139V155H142ZM168 152H170L171 155H168ZM173 152H174V153H173ZM197 152H198V153H197ZM237 152H238L239 154H237ZM21 153H23V155L26 154V153H28V155H32V156H34L33 158H35V157H39V156H38L39 154H38V155H34L33 152H30V153H29V151H27V150H23V151H21ZM56 153H57V152H56ZM69 153H68V156H67V158H68L67 161H65V163H63V161H62V165H61V166H63V164H65V165L68 164V166L70 165L69 163H66V162H68L69 158L74 157V156H72V155L69 154ZM117 153H118V154H117ZM148 153H149V154H148ZM152 153H154L155 155H153ZM156 153H158V155L160 154V156L157 157V159H152L151 157H155V156H156ZM166 153H167V155H166ZM175 153L179 154V156L175 155ZM215 153H217V151H215ZM40 154H41V153H40ZM54 154H55V153H54ZM58 154H57V155H58ZM77 154H78V153H77ZM106 154H107V155H106ZM111 154H112V156H111ZM114 154H117V155L115 156ZM135 154H136V153H135ZM172 154H173V155H172ZM181 154H183L182 156H184L183 159H185V160H183V159L181 158V157H182ZM193 154H194V156H193ZM202 154H203V155H202ZM217 154H218V153H217ZM69 155H70V156H69ZM75 155H76V153H75ZM100 155H101V152H100ZM127 155H129L130 158H131L134 162H133V161H132V162H128V160H129V156H127ZM152 155H153V156H152ZM161 155H162V157H161ZM163 155H166V156L163 157ZM174 155H175V156H174ZM185 155H186V156H185ZM195 155H197V156H195ZM227 155H228V156H227ZM245 155H246V156H245ZM256 155H257V156H256ZM101 156H102V155H101ZM110 156H111V157H110ZM114 156H115V157H114ZM171 156H172L173 158H171ZM180 156H181V157H180ZM200 156H201V157H200ZM219 156H220V155H219ZM219 156H218V157H219ZM258 156H259V157L261 156L260 160H259ZM53 157H54V158H53ZM53 157H52V159L55 160L56 157H55V156H53ZM78 157H79V156H77V158H78ZM103 157H102V158H103ZM113 157H114V158H113ZM117 157H118V158H117ZM121 157H122V159H121ZM125 157L127 158V160L125 159ZM166 157H167V158L170 157V160H169V158H168V159H166V161L168 160L167 162H166V161H161L162 159L165 160ZM192 157H193V159H192ZM197 157H199L200 159L197 158ZM214 157H215V158H214ZM253 157H255V160H254ZM75 158H76V156L74 157V159L71 158L73 162L71 161L72 163H71V162H70V163H71L72 165L75 163V162H74ZM155 158H156V157H155ZM158 158H159L160 160H159ZM174 158H176V159H174ZM178 158H180L183 162H182V161L179 162L180 159H178ZM188 158L190 159V160H189V163H188ZM194 158H197V159H194ZM206 158H207V157H206ZM213 158H214V159L217 158V163H218V165H220V163H224V164H223L224 166H225V165H226V166L229 165V167H230V165L232 164V167H233L235 170L238 169L237 171H234V170H230V169H233L232 167H231V168H227V169H229V171H230V172H229L230 175H229V174H227V173H228V170L226 169V167L222 168L221 166H218V172H221V171H219V170H220L219 167H221V169H226L225 173L227 172V173H226L227 175L224 174V173H222L223 170H222V172H221L223 176L225 175V176L230 177L233 171H234V172H233L232 175H234V173L237 174V173H240V172H241L240 175L243 176V177L245 178L244 180H242V181H243L242 183L246 182V183L248 184L247 186H249L250 189L253 188L252 190L255 191V192H253L252 194H255V195H251V194H250V192H252V190L250 191V189H249L247 186L245 187V186H244V185H246L245 183H244L243 185L241 184L242 186H241V185L239 186V183L241 182V178H242L239 174H237V176L239 175V176H238L239 179H238L237 181H239V180H240V181H239V183H237V184H238V186L240 187V189H241L243 186H244V187H243L242 189H244V188H247L246 190L249 189V190H248L249 192L247 191L248 193L246 192V190H239L237 186H236L237 189H235L234 187H232V185H229V184H236V182H237L236 180L234 181V183H231V182H232V179H234V177H235L236 175L231 176V177H233V178L230 177V178H231V182H230V178H228L229 181L227 182V181L225 180V179H227V178L223 177V176L221 175V173H218V172H217L218 174L215 173V174L217 175V177H218V175H219V176L221 175V178L219 177L221 180L218 178L219 181H222V179L225 178L224 180L227 182V184L230 182L228 185L226 184V182H225L224 184H221V183H223L224 181L219 182L218 180L214 179V176H216V175L214 174V171H216L215 169H217V168H216V167H217V163H215L216 160H214ZM225 158H226V159H225ZM52 159H51V157H50V158H49V162H50ZM113 159H114V160H113ZM146 159H147V160H146ZM150 159H151L152 161L154 160V161H153L154 163L152 162L154 165L151 163V160H150ZM171 159H172V160H171ZM177 159H178V160H177ZM207 159H209V158H207ZM207 159H205V160H207ZM53 160L50 162V166H51V163L53 162ZM103 160H104V161H103ZM110 160H111V161H110ZM117 160H118V161H117ZM124 160H123V161H124ZM145 160H146V162H148V160H150L149 162L152 164V165H150V166H151L150 168L152 169V172H153V173H152V172L150 173V171L147 172L148 170H150L149 165H148V164H150V163H148V164L146 165ZM155 160H156V163H155ZM157 160L160 161V162H162V164H160V165H165L163 168H166V166H168L170 163H171V164H170L171 167L168 166L167 169H165L166 171H165V170L163 171V168H162V166H161L162 169L160 168V169L158 170L157 166H158V164H159L160 162L157 164V162H158ZM176 160H177V161H176ZM186 160H187V161H186ZM191 160L194 161V164H193V162H192V165H190ZM198 160H201V162L198 161ZM205 160H204V161H205ZM209 160H210V159H209ZM218 160L220 161V163L218 162ZM225 160H226V161H225ZM239 160H240V159H239ZM69 161H70V160H69ZM77 161H78V163L80 162L79 159H77ZM77 161H76V163H77ZM98 161H99V160H98ZM98 161H97V162H98ZM116 161H117V162H116ZM170 161H172V162H170ZM204 161H203L202 166H204ZM227 161H229V163H228ZM249 161H250V162H249ZM91 162H93V163L95 162V163H96V161H89V163H88V168H87V169L89 170V168H90V169H91V173H92V170H93L94 172H97V171H98V174H96V173L93 172V173L96 174V175H99V173H100L101 175H102V174L105 175L106 178H104V180H106L107 182H108V180H109V178H107V177H108V176L110 177V175H114V174H115L114 171H113V172H109V171L107 170V169L109 168V170L111 171V169H110L111 166L107 167V169H106V166H104V168H103L102 165L100 164L101 167H100V166L97 167L98 165H95V166H94ZM139 162H140V163H139ZM163 162H166L167 164H165V163L163 164ZM169 162H170V163H169ZM174 162H175V163H174ZM178 162H179V163H178ZM185 162H186V163H185ZM195 162H196V163H195ZM207 162H208V161H207ZM226 162H227V163H226ZM235 162H234V164H235ZM262 162H264V159H262ZM78 163H77V165H78ZM80 163H81V162H80ZM95 163H94V164H95ZM98 163H99V162H98ZM98 163H97V164H98ZM106 163H105V164H106ZM138 163H139V164H138ZM173 163H174V164H173ZM225 163H226V164H225ZM134 164H136V166H135ZM156 164H157V165H156ZM172 164H173V165H172ZM177 164H178L179 166L182 165V166H181L182 168H183V167H186V165H188V166L190 165V166L187 168L188 170H187L186 168H184V169H183L184 171H183L182 168H180ZM197 164H198V163H197ZM45 165H47V167H49V164H47V163L45 162V160H44V161L40 162L37 166H36V165H33V166H36L35 168H29V169H27L28 171H26L25 173H22V174L20 175L21 177L24 178V179H22V182H27V183H29V186H30V184H32V185L34 186L33 189H32V190H34V192H33V193H34L33 196L35 195L36 192H40V191L44 192V191L46 190V188H47V186L44 185L43 182H40L41 178L44 177V175H45L47 172H49V171H47V168H46V171H45V169H44V168H45ZM52 165H53V164H52ZM65 165H64V167H65ZM74 165H75V164H74ZM80 165H81V164H79L78 167H80ZM91 165H93V166H91ZM124 165H125V166H124ZM160 165H159V167H160ZM174 165H176V166H174ZM198 165H200V164H198ZM206 165H207V164L205 163V166H206ZM209 165H210V164H208V166H209ZM223 165H222V166H223ZM261 165H262V166H261ZM43 166H44V167H43ZM61 166H60V167H61ZM68 166H66V167L69 169ZM127 166H128L129 169H126ZM144 166H145V167H144ZM146 166H148V168H147ZM211 166H209V167H211ZM257 166H259V168H258ZM31 167H32V166H31ZM66 167H65V168H60V169H58V170L55 169V171L57 170L56 173H55V176H57V179H56L55 181H58V183L60 182L59 180H64L63 178L66 177L67 174L64 175L63 177H61V176L63 175V173L65 174V170H67ZM72 167H73V166H72ZM115 167H114V168H115ZM152 167H153V168H152ZM199 167H200V166H199ZM209 167H208V171L210 172L211 169L209 170ZM237 167H239V168H237ZM246 167H248V168H246ZM10 168H11V167H10ZM49 168H50V167H49ZM94 168H95V170H94ZM98 168H99V169H98ZM114 168H113L112 170H114ZM146 168H147V171H146ZM156 168H157V169H156ZM191 168H193V170H191ZM201 168H203V167H200L199 169H201ZM51 169H52V168H51ZM64 169H65V170H64ZM70 169H71V168H70ZM70 169L67 170V173L70 174L69 176H71V172H70V171H72V174H74V175L71 176V177H72V178H73V177L76 178V173L73 171V170H75V169H73V168H72L73 170H70ZM87 169H85V170H87ZM101 169H102L103 171H105V170H106V171L103 172ZM170 169H168V171H169ZM248 169H249L250 171H248ZM49 170H50V169H49ZM83 170H84V169H83ZM83 170H81L82 173H84ZM115 170H116V168H115ZM118 170H117V171H118ZM155 170H156V171L158 170V172L156 173ZM186 170H187V171H186ZM201 170H203V169H201ZM205 170H206V171H205ZM239 170H240V171H239ZM252 170H253V171H252ZM50 171H51V170H50ZM68 171H69V172H68ZM89 171H90V170H89ZM89 171H86V172L88 173ZM101 171H102L103 173H101ZM137 171H135V172L137 173ZM170 171H172V170H170ZM182 171L185 173V175H184V173H183ZM238 171H239V172H238ZM115 172H116V171H115ZM162 172H163V173L165 172L164 175L162 174ZM189 172H190V173H189ZM251 172H252V174H254V175H259V177H260L261 179H260L258 176H256V177L254 178V176H253L252 174H251L252 176H250L249 173H251ZM82 173H81V174H82ZM104 173H105V174H104ZM110 173H111V174H110ZM112 173H113V174H112ZM173 173L176 174L177 171L172 172V176L174 175ZM205 173H206V176H205ZM47 174H48V173H47ZM49 174H50V173H49ZM85 174H86V173H85ZM85 174H84V175H85ZM88 174H90V173H88ZM94 174H90V175H92V177H93ZM106 174H107V175H106ZM108 174H109V175H108ZM132 174L134 175V173H132ZM141 174H142V173H141ZM144 174H145L146 176H145ZM155 174H154V175H155ZM167 174H168V173H166V175H167ZM186 174H188V175H186ZM195 174H196V175H195ZM201 174H200V175H201ZM210 174H211V172H210ZM245 174H246V175H245ZM90 175H88V177H89ZM101 175H99L100 178H98V176H97V178H96V176H94V178H96V180L98 181L99 179H101ZM103 175H102V176H103ZM128 175H129V176H128ZM138 175H139V174H138ZM162 175L165 176V178H168V181H166L165 178H164ZM168 175H171V174L169 173ZM177 175H178V174H177ZM183 175H184L185 177H184ZM69 176H67V178H68ZM82 176H83V175H82ZM141 176H142V175H141ZM143 176H142L141 178H143ZM178 176H180V175H178ZM237 176H236V177H237ZM245 176H250V177H248V180H247V178H246ZM80 177H81V176H80ZM80 177H79L78 180L81 182L82 179H83L84 177H86V175L83 176L82 179H80ZM92 177H91V178H92ZM112 177H115V175L112 176ZM118 177H117V179L120 180ZM161 177H162V178H161ZM175 177H177V176H176V175L173 176L174 180H176ZM183 177H184V178H183ZM202 177H201V178H202ZM217 177H215V178H217ZM222 177H223V178H222ZM236 177H235V179H237ZM252 177L254 178V180L252 179L253 181H257V182H255L254 184L257 185V187H258V189H259L258 193H259V194L261 193L260 195H259L258 193H256V192H257V188L255 187V185L253 184V182L251 183L252 180H250V179H251ZM75 178H73V180H74ZM91 178H90V179H91ZM94 178H93V179H94ZM110 178H111V177H110ZM128 178H129V179H128ZM156 178H159V180L156 179ZM178 178H177V180H179ZM188 178H186V179H188ZM249 178H250V179H249ZM258 178L260 179L261 183H259L260 181H258V180H259ZM36 179L39 180L38 182H40V183H38V182H37V183H36V182H35V183H34V182L31 183L32 181H34V180H36ZM65 179H66V178H65ZM88 179H89V178H88ZM88 179H87V177H86V179H84V180H85V182H84L85 184L83 183V181H82L83 184L81 183V184L83 185L82 187L85 188V190H87V191H88L89 189H91V190H92V189H96V188H95V187H96L95 184L98 185L99 182L102 180V179H101V180H99L98 182L96 181V182H97V183H96V182H95V179H94V181H93V179H92L91 181L94 183L93 185H94L95 187L92 188V186H93V185H92V186H90L91 188H89V187L86 186V185H88L89 183H91V182H89L90 179H89V180H88ZM111 179H112V178H111ZM114 179H116V178H114ZM117 179H116V180H117ZM122 179H123V178H122ZM146 179H147V181H146ZM155 179H156V180H155ZM171 179H172V177H171ZM186 179L184 180V181H185L184 184H182V183H183V180L180 179L181 182H182V183H181V184H182L181 186L183 187V189L180 187V185H179L180 183H178V181H177V183H178L177 185H179V186H177V187H180V188H181L182 192L185 193V194H184V193H183V194L186 196L187 193H188V196L184 197V198H185V199H184L185 201L187 200L186 198H189V197L191 198L192 194L195 193V190H194L193 188L196 187V186H195V185H196V184H195L196 182H194L193 185H194L195 187L192 188L193 185L190 187L191 189L194 190V193H191V191H190L191 189L189 188V184H186V183H187V182H186V181H187ZM255 179H256V180H255ZM86 180H87V181H86ZM104 180H103V181H104ZM118 180H117V181H118ZM128 180H130V181H128ZM152 180L154 181V183H152V182H153ZM174 180H170V181H174ZM180 180H179V182H180ZM189 180H188V181H189ZM192 180H193V182H192ZM212 180H213V181H212ZM215 180H216V181H215ZM249 180H250V181H249ZM103 181H102V182H103ZM109 181H110V180H109ZM112 181H114V180L112 179ZM112 181H110V182L112 183ZM117 181H116V183H117ZM155 181H159V182H158V183H157V182L155 183ZM160 181H161V182H160ZM164 181L167 182V183L164 184ZM210 181H211V182H210ZM248 181H249L251 184H249ZM104 182H105V181H104ZM107 182L104 183V185H105V184H108V185H109L110 182H108V183H107ZM128 182H129L130 184H134V187H135L136 189H134V190L131 189V188H130L131 185L129 186V183H128ZM135 182H136V183H135ZM147 182L149 183L148 185H147ZM213 182H214V185H212ZM58 183H56V186L58 185ZM138 183H139V182H138ZM138 183H137V184H138ZM142 183H143V181H142ZM142 183L139 184V185H142ZM150 183H152V184H150ZM175 183H176V182L174 181V184H175ZM219 183H220L221 185H220ZM125 184L128 185L129 187L126 186ZM137 184H136V185H137ZM155 184H156V185H159V186H158L159 190H157V191H158L157 194H155V191H154L155 188L158 189L157 186H156V187L154 186ZM161 184H163V187H162ZM206 184H207V183H206ZM260 184H261V185H260ZM84 185H85V186H84ZM104 185H103V186H104ZM108 185H106V186L109 187L110 185H109V186H108ZM116 185H117V184H115V183H114V184H111V186H115V187H111V186H110L111 189H112V188H116ZM183 185L186 186L188 189H187L186 187H184ZM187 185H188V186H187ZM199 185H200V184H199ZM202 185H203L204 187H205V186H207V187L209 186L208 184H207V185L202 184ZM202 185H201V187H202ZM223 185H225V186L222 187L223 189H221V192H220V193H217V192L220 191V188H221L220 186H223ZM251 185H254V187H252ZM88 186H89V185H88ZM100 186H101V185H100ZM120 186H119V187H120ZM142 186H143V185H142ZM151 186H152V188H150ZM226 186H227V188H226ZM228 186H229V187L231 186L230 188H234V189H235V190H234L235 195H236L237 197H240V200H238V201L241 202V199H244V200H246L247 202H249L250 205H252L253 210H251V211H253V212H251V211H250V212H251V213H254L253 215H252L250 212L247 211V210H249V209H247V210H246L247 212H245V210L243 211L242 208H240V207H242L243 205H244V209H246L247 207L250 208V206H246L247 203L244 204V202H243L242 205H241V203H240V204H235V203H237V197H233V196H235L234 193H233L232 197H233V198H236V199L233 200V198H231V192L233 191V189H232V191H231V189H230V191L227 190L228 192H230V194L227 193V191L225 192V193H227L230 197H229V196H226L227 194H226V195L224 194L225 189H229ZM233 186H234V185H233ZM134 187H133V188H134ZM153 187H154V188H153ZM160 187H161V188H160ZM198 187H199V186H198ZM86 188H87V189H86ZM98 188H100V190H101L103 187L101 188V187L98 186ZM123 188H125V189L128 188V189H127V190H124ZM212 188H213V189H212ZM254 188H255V189H254ZM59 189H60V188H49V190H51V191H48V192L46 193V194H48V197H47V195H46V198H44L43 200H39V201H37L38 199H34V200L32 201V203H31V206H33V205H34V206L39 205L40 207L42 206V208H43V210H44L45 212H47V213L53 215L54 213H53L52 209L49 208V205H48V204H49V202H51L50 200H53V197H54V196H56V195H60V194H56V193H57V192H58V193L61 192L63 188H62L61 190H59ZM111 189H110V191H113V190H114V189H113V190H111ZM162 189H164V190H162ZM185 189H186V190H185ZM189 189H190V190H189ZM200 189H201V188H200ZM262 189H264V188H262ZM58 190H59V191H58ZM85 190H84V191H85ZM91 190H89L88 192L91 193ZM116 190H117V189H116ZM118 190H119V189H118ZM118 190H117V191H118ZM132 190H133V193H132ZM136 190H137V191H136ZM188 190H189V191H188ZM202 190L196 191V193H197V192H200V191L202 192ZM223 190H224V191H223ZM93 191L95 192V194H97L96 192H98V190H97V191L93 190ZM122 191H123V192H122ZM157 191H156V192H157ZM163 191H164V192H163ZM222 191H223V193H222ZM76 192H78V191H75V194L73 193V196L75 195L74 197H75L76 202H77V197H81V198L78 199V201H79L80 199H81V200L83 199V196H81V193H83V191L78 192V195H77V196H76V194H77ZM85 192H86V191H85ZM94 192H93V193H94ZM100 192H101V195H102L103 190H102V191H99V193H100ZM127 192H126V193H127ZM186 192H187V193H186ZM213 192L215 193V195L212 194ZM245 192H246V193H245ZM63 193H64V192H63ZM93 193H92V194H93ZM99 193H98L96 196H98ZM148 193H149V194H148ZM174 193H175V194H174ZM196 193L194 194L195 197H192L193 199L197 198L196 195H199V194H196ZM202 193H203V192H202ZM44 194H45V193H44ZM64 194H65V193H64ZM79 194H80V195H79ZM84 194H85V193H84ZM162 194H163V196H162ZM176 194H177L178 196H177ZM181 194H182V193H181ZM183 194H182V195H183ZM189 194H190V196H189ZM205 194H206V193L204 192V195H205ZM220 194H221V195L224 194V195L226 196V198H225V202H226V200H227L226 204L229 205V207H226V205H225V203H224V199H222V201H220V200H221V195H220ZM256 194H258V196H257ZM128 195H129V194H128ZM144 195H143V196H144ZM155 195H156V196H155ZM206 195H207V194H206ZM216 195H219V196H216ZM23 196H24V194H23V192H21L20 195L17 197V200L22 199ZM61 196H63L62 198L65 197V196L62 195V193H61L60 197L58 196V199L55 197V198L57 199L56 201H59V200H60V203H61V202H62V201H61V200H62V199H61ZM110 196H111V195H110ZM149 196H146V197L149 198ZM70 197H71V199H72V195H71ZM88 197L90 198V197H93V196L91 195V196H88ZM88 197H87V198H88ZM94 197H95V196H94ZM117 197H116L117 200H115V199L113 198V202H112V198H111V202H112V204L115 203V201H117L118 203H119V201H121L120 198H122V197H120V198H117ZM168 197H167V198H168ZM172 197H171V199H172ZM176 197H175L176 202H175V200H174L175 204L179 203V200H180L183 196H180L181 198H179V199L176 198ZM208 197H210V198H208ZM223 197H224V196H223ZM223 197H222V198H223ZM227 197H229V198L231 199V201L228 200L229 198L227 199ZM0 198H1V197H0ZM49 198H51V199L48 200ZM65 198H66V197H65ZM89 198L87 199V200H88V202H87V203H88V206H89V202H91V200H90ZM97 198H99V197H97ZM124 198H125V197H124ZM130 198H132V203H131V199H130ZM190 198H189V200H192V202H189V203H186V202H185V203H186V205L188 204L187 206H188L189 208H192V207H193V202H194V201H193L192 198H191V199H190ZM213 198H214V199H213ZM45 199H46V200H45ZM71 199L69 198V199L67 200V204H68V201H70ZM75 199L73 198V200H75ZM85 199H86V197H85ZM103 199H104V198H103ZM118 199H119V201H118ZM126 199H125V201L127 202ZM135 199H136V197H135ZM140 199H139V200H140ZM144 199H145V198H144ZM144 199H143V200H144ZM151 199L149 200V203H155V202H153ZM204 199H205V200H204ZM216 199H217V200H216ZM0 200H1V199H0ZM73 200H71L69 203H71ZM81 200H80L79 202H81ZM87 200H86V201H87ZM89 200H90V201H89ZM137 200H135V201H137ZM146 200H148V199L146 198ZM158 200H157V201H158ZM166 200H167V199H165V200L163 199L162 202H161V204L163 205V201H164V204L167 203V202H170V201H169L170 198L168 199V201H166ZM182 200H183V199H182ZM182 200H180V201H182ZM189 200H187V202H188ZM197 200H198L197 202H201L198 198H197ZM215 200H216L217 202L219 201V202H218L219 205H218V203H215V202H216ZM54 201H55V199H54ZM56 201H55V202H51V204H52V203H55V204H56ZM63 201H64V199H63ZM101 201H104V200H101ZM123 201H124V199H123ZM123 201H122V202H123ZM125 201H124V203H125ZM141 201H142V199H141ZM150 201H151V202H150ZM165 201H166V202H165ZM233 201H234V206L232 205ZM235 201H236V202H235ZM117 202H116V203H117ZM139 202H140V201H139ZM142 202H145V204L142 203ZM142 202H140V203H141V205H142V204L144 205V206L142 205L144 208H146V207H145L146 205H149V206H150V204H148V202H146L145 200L142 201ZM158 202H159V201H158ZM158 202H156V203L159 204L160 202H159V203H158ZM174 202H173V203H174ZM205 202L203 203V205L206 204ZM222 202L224 203V205H223ZM255 202H254V203H255ZM57 203H58V202H57ZM62 203H64V202H62ZM62 203H61V205H63ZM77 203H78V202H77ZM77 203H76V204H77ZM124 203H122V204H124ZM130 203H131V204H130ZM134 203H135V202H134ZM156 203H155L154 205H156ZM183 203H184V201L180 202L179 204H181V206H182ZM201 203H202V202H201ZM214 203H215V204H214ZM249 203H248L247 205H249ZM55 204H54V205H55ZM64 204H65V203H64ZM74 204H75V202H74ZM79 204H80V203H79ZM84 204H86V203H84ZM112 204L107 205V206L109 207V210H111L110 206L112 207ZM119 204H120V203H119ZM122 204H121V205H122ZM135 204H136V203H135ZM179 204H177V205H179ZM198 204H199V203H198ZM211 204H212L213 206H212ZM221 204L223 205L222 208H220V207H221ZM259 204H260V203H259ZM259 204H258V205H259ZM44 205H45V206H44ZM58 205H59V203H58ZM114 205H115V204H114ZM114 205H113V207H114ZM117 205H118V204H116L115 208L117 207ZM173 205H174V204H173ZM190 205H191L192 207H191ZM209 205H210V206H209ZM230 205H231V206H230ZM237 205L240 206V207H237ZM260 205L262 206V204H260ZM15 206H16V205H15ZM15 206H13V205L11 206V208H12V209L10 208V209H11V210H10L11 212H12V211H15V210H16L15 208H18V207H19V206H18V207H15ZM83 206H84V205H83ZM85 206H86V205H85ZM123 206H125V204L122 205V207H123ZM133 206H134V205L129 206L130 208L127 207V210H128V208H129V210L132 209L131 207H133ZM135 206H136V205H135ZM179 206H180V205H179ZM181 206H180V209H181L183 206H185V205L183 204V206H182V207H181ZM205 206H206V205H205ZM211 206H212V207H211ZM215 206H216V207H215ZM217 206H218L219 208H218ZM235 206H236V208H235ZM245 206H246V207H245ZM122 207H120V208L117 207V208L119 209V210H118L119 212H121V210L123 209ZM126 207H124V209H125ZM147 207H148V206H147ZM169 207H171V206L169 205ZM175 207H176V205H175ZM175 207L173 206V208H172L171 210H169V211H171V212H169L171 215H172V212H173V213H174V212H178L177 209L179 210V213L182 211V209H181V211H180V209H179L178 206H177V209H174ZM214 207H215V209L218 208V210L221 209V210H219L220 212L222 211L223 208H224L223 211H226V210L231 209L232 212H231V210L226 211V212H223V211H222V213H220V214H221V215H220L219 212H217L218 210H216V212H217L219 215H218L217 213H215V214H217V215H216V217L214 218V215H213V216H212V215H211V216L209 215V212H210V214H214V212H212V211L215 210ZM262 207H264V206H262ZM262 207H261V209H260V210H261L260 212H264V211H262V210H264V209H262ZM59 208H60V207H59ZM115 208H112V209H115ZM144 208H143V209H144ZM184 208H186L185 211H187V207H183V210H184ZM228 208H229V209H228ZM120 209H121V210H120ZM124 209H123V210H124ZM137 209H138L137 207H133V210H132V211H133L134 213H132V215H131V213H130L131 210L128 211V215L126 214V216L129 217V213H130V215H131L130 218H129V221H130L131 217H133V214H134V216H135V217H133V220L136 218V215H137V214L135 215V213H136V212H137V213L140 212V211L138 212ZM200 209L197 210L198 212L195 211L196 213H193L194 211L192 212L193 214H197V216L199 217V219H200V216H199V210H200ZM225 209H226V210H225ZM234 209H235V210H234ZM43 210H42V211H43ZM65 210H66V209H65ZM99 210H101L103 213L100 212ZM99 210H98L97 212H98L99 214L102 213V214H101V217H102V218L106 217V216H104V214L106 215V212H104V210H102V209H99ZM106 210H107V209H106ZM109 210H108V212L112 213L113 210H112V211H109ZM115 210H116L115 212L117 213V212H118L117 209H115ZM134 210H135V211L137 210V211L135 212ZM8 211H9V210H8ZM18 211H19V212H18ZM20 211H22V209H18V210H16V213L18 212L19 214H22L23 212H20ZM185 211H183V214H182V212L180 213L182 217L185 216V215H184V214H186V213H184ZM240 211H242L243 213L240 212ZM97 212H96V214H97ZM125 212H126V210H125ZM188 212H190V211H188ZM205 212L208 213V214H205ZM228 212H229V215H231V216L227 215ZM16 213H14V214H16ZM116 213H115V214H116ZM123 213H124V211H123ZM126 213H127V212H126ZM192 213H189V214H191L190 216L193 215ZM245 213H249L250 216L252 217V218L250 217V221L253 220V219H254L255 221H257V222H256L257 227H259V225H260V223H261V221H262V224L260 225V226H261L260 228H261L262 230L259 228V231H261V232H258V233H257V231H256V233H255L254 231H251L252 229L254 230V228H251V229L248 228V227H250L251 225H252L251 227H254V226H256V225L254 224V222H251V225H248L250 222H246V221H245L244 216H247V215H248V214L245 215ZM12 214H13V212H12ZM68 214H69V212H68V213H67V212L65 213V215H67V216H68ZM99 214H98V215H99ZM118 214L121 215V217H119L120 219L122 218L121 221H123L125 218H127L126 216L124 217V215L122 214V212H121V213H118ZM124 214H125V213H124ZM189 214L187 213V215H189ZM201 214H202V215H201ZM222 214H225V215H224L225 218H227V216H228V218H229V219L227 218L228 221H229L228 224L226 223L227 225H226V224L224 225V224H222V222L219 223V222L217 221V220L220 219L219 216H221L222 218L224 217V216H222ZM232 214H233V215H232ZM256 214L259 215V216H261V217H258ZM262 214H264V213H262ZM22 215H23V214H22ZM22 215H21V216H22ZM102 215H103L104 217H103ZM111 215L113 216L114 214H110V215H109V214L107 213V216H111ZM119 215H118V216H119ZM122 215H123V217H122ZM157 215H158V213H157ZM157 215H155L154 217H156ZM167 215H168V213H167ZM208 215H209L210 220H213V218H214L215 220H213V221L208 220ZM21 216H20V217H21ZM99 216H100V215H99ZM112 216H111L112 219L109 218V221H110V222H111V220H112V221H113V220L115 221V219H116V221H117V220L119 219L116 215H114V216H115V219H114V216H113V217H112ZM172 216H173V218H170V215H169L168 217H169L171 220L173 219L172 221H174V222L176 223L175 220L178 219L177 217H179L180 215H178V216H177V215H172ZM174 216H175V217H174ZM176 216H177V217H176ZM190 216H189V217L186 216V217H187V220L189 219L190 222L192 221L191 218L195 219V218L197 217V216L195 217V215H193L195 218H194L193 216H192V217H190ZM20 217H19V219H20ZM22 217H23V216H22ZM22 217H21V218H22ZM168 217H167V218H168ZM205 217H206V219H205ZM239 217L235 216L234 218L232 217V219H230V220L232 221V220L234 219L236 222L238 221V223H239V220H241ZM248 217H249V216H248ZM169 218H168V219H169ZM174 218H175V219H174ZM179 218H180V217H179ZM203 218H204V219H203ZM217 218H219V219H217ZM235 218H236L237 220H236ZM238 218H239V220H238ZM67 219H68V217H67ZM100 219H101V218H100ZM104 219H105V218H104ZM104 219H102V220H104ZM107 219H108V218H107ZM127 219H128V218H127ZM127 219H126V220H127ZM165 219H166V216H165ZM165 219L163 220V221H166L165 224H164V222H161V223H162L161 226L163 227V230H164L165 226H168V225H166V223H167V224H168V223H170V224L173 223L172 221H170V219H169V222H167L168 220H165ZM199 219H198V220L195 219L194 222L192 221L190 224H191V225H192L193 223L195 224V221H196V220H197V222H201V224H202V220L200 219V220H201V221H200ZM243 219H244V220H243ZM246 219H248L247 221H249V218H246ZM20 220H22V219H20ZM133 220L131 219L132 222H135V221H133ZM135 220H136V219H135ZM185 220H186V219H185ZM204 220H205V221H204ZM206 220H208V221H206ZM124 221H125V220H124ZM129 221H125V222H124V225H125V223H127V222L129 223ZM216 221H217L218 223H216ZM243 221H245L246 224L244 223L245 226H242V227H246V226L248 225V227H247L248 230H247V228H246L244 231L241 230V229H244V228H241V227H240V226L243 224ZM110 222H109V223H110ZM119 222H120V220H119ZM183 222L188 223V221H183ZM214 222H215V225H216V226L214 225V227H211V225H213ZM258 222H259V225H258ZM113 223H115V222H112V224H113ZM128 223H127V224H128ZM175 223H174V225H175ZM186 223H185V224H186ZM209 223H210V224H209ZM212 223H213V224H212ZM110 224H111V223H110ZM127 224H126V226H127ZM139 224H140L141 227L137 224V228L140 227L139 230L143 229V228H142L143 226L141 225L142 223H139ZM180 224H181V221H180ZM180 224H178V225H180ZM185 224H183V225H185ZM244 224H243V225H244ZM253 224H254V225H253ZM44 225H45V224H44ZM44 225H43V227H44ZM164 225H165V226H164ZM73 226H74V225H73ZM126 226H125V230H124V231L127 230L126 228H129V231H130V229H131V228L129 227L130 225L128 224V226H127V227H126ZM151 226H153V225H151ZM237 226L240 227V228H237ZM43 227H41V228H43ZM162 227H160L161 229L159 228L160 230H159V229H158V230L161 231V230H162ZM181 227H182V225H181ZM191 227H192V226H191ZM193 227H194V226H193ZM210 227L213 228V231H212V229H211ZM220 227H219V228H220ZM232 227H230L231 230H232ZM44 228H45V227H44ZM123 228H124V227H123ZM137 228H136V229H137ZM184 228H185V227H183V229H184ZM221 228H220L219 230H221ZM230 228H228V229L230 230ZM255 228H256V227H255ZM73 229H74L73 227H72V228L70 227V229H69L70 231L68 230L69 233H71V230H72V232H73ZM109 229H110V228H108V231H109ZM180 229H182V228L179 227V230H178L177 232H179V231H182V232H183V230H180ZM185 229H187V231H188V228H185ZM185 229H184V230H185ZM224 229H222V230H224ZM235 229L232 230V231L230 230V232H232V233H233V231L235 232V233H233V234H234V238H235V236H236V232H237V230L235 231ZM256 229H257V228H256ZM246 230H247V231H246ZM257 230H258V229H257ZM42 231L44 232L43 229L40 230V232H42ZM131 231L134 232L133 230H131ZM137 231H138V229H137ZM211 231H212V233H214V235H215V234H216V235L213 236V235L211 234ZM225 231L228 232V233H226V234H231V235H232V233H229L228 230H225ZM126 232H127V234H125ZM126 232H124V234H123V233L119 234L118 237H115V236H117V234H116V235L113 237V240H114L115 238H116V240H117L118 238L121 240L120 237L122 236V234H123V237H124V235H125V237H126V239H127V237H128V233H129V232H128V231H126ZM162 232H163V231H161V233H162ZM199 232H200L201 234H200ZM74 233H75V232H74ZM74 233H73V234H74ZM179 233H180V232H179ZM194 233H195V234H194ZM41 234H43V233H41ZM73 234H71V236H72ZM134 234H135V233H134ZM173 234H174V232L172 233V237H173ZM193 234H194V235H193ZM169 235H171V234H169ZM205 235H206V236H205ZM231 235H230V236H231ZM240 235H241V236H240ZM119 236H120V237H119ZM133 236H135V235H133ZM161 236H164V234H162ZM212 236H213V239H212ZM238 236H237V237H238ZM246 236H247V237H246ZM123 237H122V238H123ZM170 237H171V236H170ZM172 237H171V239H172ZM221 237H223L224 240H222ZM232 237H233V236H232ZM250 237H252V238H250ZM101 238H102V237H101ZM168 238H169V237H168ZM175 238H178V237H175ZM191 238H192V237H191ZM193 238H196V237H193ZM208 238H210V239H208ZM228 238L231 239L230 237H228ZM228 238H227V239H228ZM246 238H247V239H250V240H249V245H250V243H251V241H252V239H253V241H254L255 244H256V242L259 243V244L257 243V244L259 245V247L257 246V244L255 245L254 243H251L250 246H253V247H252V249H250V246L247 245L248 240H247V242L245 243ZM256 238H259L260 241H258ZM71 239H72V238H71ZM119 239H118L117 241H118L119 244H120L121 241H120ZM126 239L123 238V240H122L123 242L120 244L121 246H122V244L124 243V240H126ZM156 239H157V238H155V240H156ZM160 239H161V238H160ZM166 239H167V238H166ZM169 239H170V238H169ZM169 239H167V241H166V242H167V246H168V244H169L168 241L171 242ZM200 239H201V240H200ZM217 239H218L219 241H218ZM73 240H74V239H72V241H73ZM97 240H98V238H97ZM199 240H200V243H201V241H202L201 244L198 242ZM206 240H210V241H211V242L209 241L210 244H207V243L205 244ZM215 240H217V241H215ZM243 240H244V243H245V244L242 242ZM255 240H257V241L255 242ZM114 241H115V240H114ZM158 241H159V240H158ZM175 241L178 242V239L175 240ZM203 241H205V242H203ZM214 241H215V242H214ZM223 241H224V242H223ZM69 242H70V240H69ZM74 242L76 243L75 240H74ZM74 242H71V243H72V246H71V247L74 246V244H75ZM118 242H116V243H118ZM125 242H126V241H125ZM164 242H165V241H164ZM177 242H175V244H176ZM233 242H234V241H232L230 245H232ZM116 243H115L114 245H116V247H118V249H121V251H122V253H120V254H122L120 257L123 256V251L126 252L127 254H130V255L132 254V255H134L133 253H130V252L133 250L132 248H131V249H127V251H126V248H125V250H122V249H124L123 246H124L125 244L121 247V246L117 245ZM183 243H184V242H183ZM196 243H198V244H200V245H198V244H196ZM203 243H204V244H203ZM211 243H214V244L212 245ZM159 244H160V243H159ZM170 244H171V243H170ZM178 244H179V242L177 243V245H178ZM181 244H182V243L179 244L178 248L181 246ZM234 244H235V243H234ZM234 244H233V246H234ZM241 244H242L243 249H242V247H240V248H239L240 250H239L238 247L241 246ZM252 244H254V245H252ZM75 245H76V244H75ZM128 245H129V244H128ZM163 245H164V244H163ZM182 245H183V244H182ZM184 245H186V244L184 243ZM201 245H203V246H201ZM205 245H207V246H205ZM214 245H215V246H214ZM230 245H229V246H230ZM243 245H244V246H243ZM93 246H95V244H93L92 247H93ZM152 246H154V245H152ZM156 246H157V250H158V248H159L158 246H160V245H157V244H156ZM200 246H201V247H200ZM212 246L215 247L216 249H218L220 252H218V250H216V249H215V251H213L214 248H213ZM237 246H238V247H237ZM247 246H249V247H247ZM255 246L258 247V248H261V249L258 250ZM260 246H261V247H260ZM114 247H115V246H114ZM116 247H115V248H116ZM119 247H120V248H119ZM127 247L130 248L129 246H127ZM168 247H170V245H169ZM181 247H182V246H181ZM183 247H184V246H183ZM196 247H197V248H196ZM73 248H74V247H73ZM115 248H114L115 252H116V250L118 251V249H117V248L115 249ZM149 248H150V246H149ZM151 248H152V247H151ZM170 248H171V247H170ZM184 248L187 249V246L184 247ZM199 248H201V249H199ZM212 248H213V250H212ZM13 249H14V248H13ZM152 249L154 250V247H153ZM152 249H148V250H152ZM181 249H182V248H181ZM181 249H178V250H181ZM196 249H197L198 252H201V253H197V252H196ZM210 249H211V250H210ZM244 249L249 250V252H247V251L245 252ZM128 250H131V251L129 252ZM157 250L155 249V251H157ZM252 250H254V251H252ZM255 250H257L259 253H262V254H259L257 251L255 252ZM260 250H261L262 252H260ZM121 251H120V252H121ZM168 251H169V248H167V252H168ZM170 251H172V250H170ZM182 251H183V250H182ZM182 251H181V252H182ZM223 251H224V249H223ZM243 251H244V253H246V254H244ZM250 251H251V253H250ZM24 252H25V248L23 247V248H20V249H18V250L16 249L15 251H13V252H12V255L14 254V255H13L14 257H15V255H16V259H17V258H20L21 255H22ZM115 252H114V253H115ZM165 252H166V248H165V251L163 252V254H165ZM173 252H174V254H176V253H178L179 251H178V252H176V251H172V254H173ZM175 252H176V253H175ZM187 252H188V250H187ZM191 252H192V253H191ZM209 252H210V253L212 252V253L209 254ZM228 252L226 253L227 257H228ZM237 252H238V253H237ZM126 253H125V255H126ZM148 253H149V252H148ZM148 253H145V254L147 255ZM179 253H180V252H179ZM214 253H215V254H214ZM222 253H223V252H222ZM152 254H153V253L149 254L148 257H146V255L143 256L144 254L142 255L143 258H144V257L146 258V259L144 258V261H145L147 264H148V261H150V255H152ZM154 254H156V253L154 252ZM169 254H170V252H168V253H167L166 255H164V256L167 258ZM174 254H173V255H174ZM195 254H196V255H195ZM197 254H198V255H197ZM201 254H202V255H201ZM243 254H244V256H243ZM65 255H66V254H65ZM161 255H162V254H161ZM161 255H160V256H161ZM173 255H172V256H173ZM206 255H207V256H206ZM210 255H212V257H215V259H212V258L210 257ZM213 255H214V256H213ZM222 255H223V257H224V254H222ZM13 256H12V257H13ZM153 256H154V255H153ZM160 256H157V258H158V257L160 258ZM162 256H163V255H162ZM172 256H169V257L167 258L168 261H171V260H172V259H171ZM178 256H179V255H178ZM178 256H177V258H179ZM198 256H200V257H198ZM205 256L208 257V258H206ZM218 256H220V257H218ZM235 256H236V257H235ZM242 256H243V258H242ZM120 257L117 259V261H120V262H121L122 260L120 259ZM124 257H125V256H124ZM131 257H132V256H131ZM170 257H171V258H170ZM181 257H182V256H181ZM202 257H205L207 261L205 260V258L203 259ZM143 258H142V259H143ZM147 258H148L149 260H147ZM157 258H156V259H157ZM166 258H165V260H166ZM182 258H183V257H182ZM182 258L179 259V260L177 261V260L175 259V255H174V256H173V259H175V260H173V261H176V263L179 264L178 262H179V261L181 262V260H182L181 263L183 264V263H185L186 261L184 262V261H183L184 258H183V259H182ZM193 258H194V259H193ZM240 258H241V259H240ZM250 258H251L252 260H250ZM122 259H123V257H122ZM162 259H164V258L162 257ZM162 259H161V260H162ZM169 259H170V260H169ZM201 259H202V260H201ZM208 259H209V260L212 259L213 261L210 260L211 263H210V261H209V263H207V262H208ZM218 259H219V260H218ZM234 259L232 260V261H234V262H232V263H235V260H234ZM255 259H257L256 262H255ZM151 260H152V256H151ZM199 260H201V261H199ZM203 260H204V261H203ZM258 260H259V261H258ZM152 261H154V257H153V260H152ZM152 261H150L149 264H151V263H156V262H152ZM188 261H189V262H188ZM226 261H227V260H226ZM226 261H224L223 264H225ZM238 261H237V262H238ZM245 261H246V260H245ZM248 261H246L247 263H244V264H251V262H248ZM120 262H117V263L119 264ZM145 262H143V264H146ZM162 262H163V261H162ZM171 262H172V261H171ZM194 262H195V263H194ZM243 262H244V260H243ZM243 262H242V263H243ZM168 263H169V262H168ZM168 263H167V264H168ZM176 263H175V262H172V264H176ZM230 263H231V262H229V264H230ZM41 264H45V262H42ZM159 264H161V263L159 262ZM170 264H171V263H170ZM185 264H186V263H185ZM226 264H227V263H226ZM235 264H236V263H235Z\"/></svg>",
	"mask_w": 264,
	"mask_h": 264
}]
</instances>
